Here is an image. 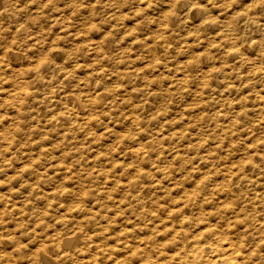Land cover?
<instances>
[{"label": "rangeland", "instance_id": "1", "mask_svg": "<svg viewBox=\"0 0 264 264\" xmlns=\"http://www.w3.org/2000/svg\"><path fill=\"white\" fill-rule=\"evenodd\" d=\"M10 1V2H9ZM22 1V2H21ZM0 0V9L2 8V9H13V12L11 11V13H9V14H3V15H1L0 16V19H1V22H2V25L4 26V25H8V23L6 24V21L7 22H12V23H10V25L13 27V29H12V27H11V29L10 30H14V29H18V27L20 28L21 26H22V23H24V19L26 18L25 16H26V14H29L30 15V13H31V15L34 17V20L31 22V23H29L30 25L28 26V24L26 25V28H29V27H31V28H29V29H26L25 28V31H24V27H23V29L21 30H18V32H20L19 33V36L21 35V37H26V35L25 34H28V30H29V32H32L33 30H35V29H38V31L37 30H35L34 32H37V33H35V34H33V39L34 40H32V42L34 43L33 44V49H31L32 51V53L30 52V54L31 55H33L32 56V59L35 61V57L37 58V56L39 55V57L40 56H42V58H37V67L39 68H37L38 69V73L35 75V77H34V80H35V82H34V85L33 86H37V87H33V93H34V101H37V102H34V106H36V109L37 110H39V111H36V109H35V107H34V111L36 112L35 113V116H36V119H35V117H34V127L35 126H37V129H36V127L34 128V131H33V139H35L34 141V145H33V147H35V148H37V149H35V148H33L32 149V152H30V155H28L27 157H24V158H22V160H24V161H26L27 163L26 164H29V165H32V167H33V169H34V173L36 172V170H37V172H38V174H36L35 176L37 177L36 179H35V176L33 177L34 179H30V182H33L35 185L34 186H36V185H38V186H36V188L34 189V194L33 195H30V197L29 198H31V199H33V200H31V199H29L28 200V205L26 206V210H30V214L32 215L33 214V216H35L34 217V219L36 220V223H37V221H38V226L41 228L42 226H44L45 224H48L47 226H49L50 225V227H48L51 231L50 232H53L54 230L53 229H55V228H58V230L59 229H63L64 227H67V228H64V230H67V231H70V233H72L73 231H74V229H77V230H80V228H81V226H82V233L84 234L85 233V229H87V227H88V224H92V223H95V221L96 222H98V221H100L101 220V218H103L104 219V216L103 215H105L106 213H107V215H109V216H111L112 217V215L116 218V220H119L118 222H119V224H122L121 226H123V225H125V227H127V226H129V227H127L128 229H131V230H134L133 231V238H130V239H132L131 241L129 240V237L130 236H132V235H128L126 238H125V242L123 243V245L124 244H127V243H131V244H134V245H138V244H140V245H142V247H149L150 245H151V250H152V248H153V252L150 250V247L149 248H147V249H145L146 251H148V255H145V256H142V261H139V262H137V261H135L136 263H134V264H140L141 262L144 264V263H148V264H152L151 262L153 261V263L154 264H167V261H170L171 263H173L174 261H172L169 257H167V256H165L166 258H163L164 257V252L166 253V255H167V249H165L162 245H161V242H162V240H164L166 237H164V235H161L162 234V232H163V230H161V227L162 226H158V227H156V229H155V226H154V223H152V225L150 224L151 222L150 221H148V220H150L151 219V216L147 213V214H145L144 215V217H142V218H140V219H137V220H139V222L138 221H136L135 220V222L134 223H136V224H138V225H136V224H134V223H132L130 220L132 219V217H133V219L135 218V216H133V214H134V212L135 211H133V213L131 212V209L129 208V206H128V203L125 201V200H127L126 199V192H128V190H127V188H128V186H127V184L128 183H126V182H129L128 180H130V179H132V178H134L133 177V175L134 176H136V173H138L137 171L138 170H140L141 169V167H142V172H144V175L142 176V179H143V181L141 182L142 184H140V188H143V187H147V188H149L150 189V191H151V189H152V191L154 190V188L156 189V188H160V187H163V186H167L166 184H168L170 181H174V180H176L177 178H180V177H183L184 175L186 176V171H188L190 168L192 169L193 167H192V165H193V160L196 158H194V159H188L189 157H187V153L189 152V154L190 155H188V156H192L193 154L194 155H196L195 153H193V151L194 152H196L197 153V155L198 156H200L201 154L202 155H208L209 153H210V150H211V152H213V151H215V150H217V151H219V149H220V151H219V154L222 152H224V154H225V152H231V151H233L234 149V151H233V154H232V157L234 156V157H236V158H231V160L233 159V160H235V162H232L233 164H237V163H240V160L241 159H245V157H246V159L244 160V161H246L247 160V158L249 157V153L251 152L250 151V147H251V150H253V151H257L258 150V153L259 152H261V153H263V156H264V148H261L260 149V147H261V145H262V147H263V145H264V114H262V113H264V102L262 103L263 105L262 106H260L259 107V109H261V110H259V109H255L254 107L256 106L257 107V105L256 104H258L259 103V100L257 99V91H255V89H257L258 87L260 88V86L261 87H263L264 88V82H263V80H264V74L261 72V70H260V68L261 67H264V59H263V55H262V53H264V40H262V38H261V36L263 37L264 36V15H262V14H264V13H262L263 11H264V0H253L254 1V3H252L253 1L252 0H245V2H244V0H235V1H233V0H113V1H111V0H106L107 1V4H110V5H108L107 6V4L105 3L106 1L105 0H103V1H101V0H88L89 1V3H88V1L87 0H76V2H75V0H73V1H71V0H65L66 1V3L68 4V5H66V4H64L63 3V1L64 0H62V1H58V0ZM43 1H45V2H43ZM53 1H56V2H53ZM69 1H70V3H69ZM87 1V2H86ZM94 1V2H93ZM105 1V2H104ZM119 1V2H118ZM135 1H138V2H142V4H140L139 3V5H138V3L137 2H135ZM149 1V2H148ZM154 3H153V2ZM164 2V5H163V2ZM170 1V2H169ZM202 2L201 3V5L202 4H204L203 5V7H205V5H206V7H205V9L204 8H201L200 7V10L199 11H197V12H194V11H191V9L189 8V7H187V6H189V4H187L188 2L190 3V2ZM221 1V2H220ZM246 1L248 2L247 4H246ZM260 1H261V3H260ZM7 2H9L8 4H7ZM39 2V3H38ZM43 2V3H42ZM50 2V3H49ZM51 2H53V4L51 5ZM77 2H80V3H77ZM82 2V3H81ZM84 2H86V3H84ZM96 2V3H95ZM100 2H101V4H102V6H100ZM111 2V3H110ZM114 2V3H113ZM116 2V3H115ZM123 2L125 3V5L123 6ZM129 2V3H128ZM134 2V3H133ZM160 2V3H159ZM166 2H168V3H166ZM178 2V3H177ZM212 2H213V4H212ZM228 2V3H227ZM229 2H231L230 4H229ZM235 2V3H234ZM238 2V3H237ZM242 2V3H241ZM259 2V3H258ZM11 3V4H10ZM13 3V4H12ZM41 3H42V5H41ZM57 4V6H56V4ZM59 3V4H58ZM76 3V4H75ZM91 3H92V5H91ZM131 3V4H130ZM147 3V4H146ZM155 4V5H157L156 7H157V9H156V7H154L155 5H153V4ZM158 3V4H157ZM173 3V4H172ZM219 3V4H218ZM223 3H225V4H223ZM234 3V4H233ZM237 3V4H236ZM258 3V4H257ZM263 3V5H261ZM8 5V7H7V5ZM11 6H10V5ZM40 4V5H39ZM44 4H45V6H44ZM49 4V5H48ZM63 4V5H62ZM69 4L71 5V6H69ZM87 4H88V6H90V7H88L87 6ZM105 4V5H104ZM117 4V5H116ZM120 4V5H119ZM160 4H162L163 6H161ZM177 4V5H176ZM218 4V5H217ZM238 4H240V6H238ZM254 4V5H253ZM4 7H3V6ZM29 5H31V8H28L29 7ZM48 5V6H47ZM52 6V10L50 9V7ZM54 5V6H53ZM66 5V6H65ZM79 5V6H78ZM113 7H112V6ZM115 5H116V7H115ZM136 5H138V6H136ZM150 5V6H149ZM209 5V6H208ZM222 5V6H221ZM226 5V6H225ZM234 5V6H233ZM248 5H250V6H248ZM252 5V6H251ZM22 6H25V7H22ZM42 6V7H41ZM61 6V7H60ZM78 6V7H77ZM83 6V7H82ZM105 8H104V7ZM111 6V7H110ZM127 6V7H126ZM144 6H148V8H146V7H143ZM152 6V7H151ZM165 6H166V9H165ZM174 6V7H173ZM244 6H247V7H250V8H252L253 10H251L252 11V13H251V11L249 12V13H251L250 14V16L253 18V20H254V22L252 23V22H248L247 21V19H245V18H243L241 15H242V11H243V7ZM256 6V7H255ZM263 6V7H262ZM11 7V8H10ZM16 7V8H15ZM17 7H19V9H17ZM44 7H46V8H44ZM54 7H56V8H54ZM60 7V8H59ZM62 7H64L63 9H62ZM71 9H70V8ZM75 7V8H74ZM86 7H88L87 8V10H88V12H87V10L85 9ZM92 7V8H91ZM95 7V8H94ZM107 7H110V8H107ZM127 9H126V8ZM140 7V8H139ZM150 7V8H149ZM159 7V8H158ZM184 7V8H183ZM213 7H214V10H213ZM228 7V8H227ZM230 7H232V8H230ZM237 7V8H236ZM23 8V9H22ZM57 8H58V10H57ZM77 8V9H76ZM80 8V9H79ZM130 8V9H129ZM131 8H132V10H131ZM139 8V9H138ZM183 8V9H182ZM189 8V9H188ZM256 10H255V9ZM261 8V9H260ZM263 8V9H262ZM32 11H31V10ZM38 10V12H37V10ZM44 9V10H43ZM55 9V10H54ZM69 9V10H68ZM83 9V11L84 10H86V12L84 11H81ZM92 9H93V11H92ZM97 9V10H96ZM113 9H115V10H113ZM135 9H136V11H135ZM140 9H142V10H140ZM167 10V12L165 11V10ZM184 9H186V10H184ZM204 11H202V10ZM220 9H221V11H220ZM227 9V10H226ZM240 9V10H239ZM242 9V10H241ZM29 10V11H28ZM75 10H77L78 11V13H77V11H75ZM101 11L100 12V15H101V17H100V15H99V11ZM111 10H113L115 13H113ZM140 10V11H139ZM174 10H175V12L177 13V15H176V13H174ZM190 10V11H189ZM261 10V11H260ZM263 10V11H262ZM14 11H15V13H14ZM24 11H26V13L24 12ZM53 13H52V12ZM66 11V12H65ZM75 11V12H74ZM90 11V12H89ZM92 11V12H91ZM105 11L106 12H109L108 13V15H106V13H105ZM135 11V12H134ZM138 11H139V13H138ZM161 13H160V12ZM163 11H165V12H163ZM184 11H185V13H184ZM190 12V14H189V12ZM202 11V12H201ZM207 13H206V12ZM231 11V12H230ZM233 11V12H232ZM23 12V13H22ZM27 12H30V13H27ZM62 12H64V13H62ZM73 12V13H72ZM82 12H83V14H82ZM95 12H97V14L95 13ZM116 12H117V14H116ZM131 12V13H130ZM132 12H134L133 14H132ZM141 12H143V14H142V16H143V18H142V16H141ZM179 12V13H178ZM199 12H201V13H199ZM213 12H214V14H213ZM217 12V13H216ZM221 12V13H220ZM230 12V14H228ZM239 12V13H238ZM258 12V13H257ZM259 12H261L260 14H259ZM33 13V14H32ZM37 13V15L35 16V14ZM52 13V14H51ZM59 13V15L57 16V14ZM61 13V14H60ZM66 13H67V15H66ZM81 13V14H80ZM86 13H89V14H86ZM135 13L137 14V16L135 15ZM162 13H163V15H162ZM170 13V14H169ZM174 13V14H173ZM235 13V14H234ZM238 13V14H237ZM20 14V15H19ZM24 15V18H23V16L22 15ZM49 14V15H48ZM50 14L52 15V17H50ZM55 14V15H54ZM69 14V15H68ZM71 14V15H70ZM77 14H79L78 16H76ZM112 14H115V15H112ZM145 14H147V16L145 15ZM159 14H161V15H159ZM165 14H166V16H165ZM212 14L214 15V17L212 16ZM219 14V15H218ZM227 16H226V15ZM255 14V16H253ZM47 15H48V17H47ZM90 15H91V17H90ZM102 15H104L103 17H102ZM110 15L113 17L114 16V20H113V18L112 17H110ZM121 16V19H123V20H120V18H119V16ZM129 15L131 16V17H129ZM175 16V18H174V16ZM190 15V16H189ZM223 15L225 16L224 18H222L223 17ZM262 15V16H261ZM46 18H45V17ZM64 16V17H63ZM74 16V17H73ZM87 16V17H86ZM89 16V17H88ZM96 16H97V18H96ZM123 16V17H122ZM124 16H126V17H124ZM136 16V17H135ZM139 16V17H138ZM172 16V17H171ZM180 16V17H179ZM215 16L217 17V19L215 18ZM233 16V17H232ZM1 17H3L4 19H2ZM10 17V18H9ZM43 17V18H42ZM49 17H50V20H49ZM95 17V18H94ZM107 17V18H106ZM135 17V18H134ZM146 17H148V18H146ZM162 17H163V19H162ZM183 17V18H182ZM203 17V18H202ZM206 17V18H205ZM228 17V18H227ZM263 17V18H262ZM13 20H12V19ZM23 18V19H22ZM35 18H37V19H35ZM40 18V19H39ZM48 18V19H47ZM52 18V19H51ZM54 18H56V20L54 19ZM61 18H63V19H61ZM80 18V19H79ZM83 18H85L84 20H82ZM93 18V19H92ZM105 18V19H104ZM109 18V19H108ZM127 18V19H126ZM147 20H146V19ZM150 18H152V19H150ZM159 18V19H158ZM165 18V19H164ZM170 18H171V21H170ZM190 20H189V19ZM191 18H192V20H191ZM210 18H212V19H210ZM222 18V19H221ZM259 18V19H258ZM262 18V19H261ZM6 19V20H5ZM17 19V20H16ZM65 19V20H64ZM67 19V20H66ZM79 19V20H78ZM86 19H87V21H86ZM89 19H91V20H89ZM98 19V20H97ZM101 19V20H100ZM107 19H108V22L109 23H106L107 22ZM112 19V20H111ZM130 19H132V20H130ZM141 21H140V20ZM156 19H158L159 20V22H158V20H156ZM175 19H176V21H175ZM182 19H183V21H182ZM204 19V20H203ZM207 19V20H206ZM221 19V20H220ZM225 19V20H224ZM229 21H228V20ZM244 19V20H243ZM261 19V20H260ZM4 20H5V22H4ZM19 20L21 21V22H19ZM42 20V21H41ZM72 20V22H70ZM80 20L82 21V22H80ZM93 20H94V22H93ZM95 20H97L98 22H95ZM103 20H104V22H103ZM116 20V21H115ZM129 20V21H128ZM134 20V21H133ZM147 21V23H149V25L147 24V26H148V28H147V26H146V21ZM166 20H167V23H166ZM188 20V21H187ZM202 20H203V22H202ZM206 20V21H205ZM209 20V21H208ZM211 20H213V21H211ZM223 20L225 21V22H223ZM239 20V21H238ZM55 21V22H54ZM57 21H59V24H58V22ZM73 21H77L75 24L76 25H72V23H73ZM92 21V22H91ZM112 21V22H111ZM120 21V22H119ZM132 21V22H131ZM145 21V22H144ZM149 21V22H148ZM151 21V22H150ZM155 21L157 22V24L155 23ZM191 21H192V23H191ZM235 21V22H234ZM245 21V22H244ZM261 21V22H260ZM263 21V22H262ZM37 24H36V23ZM46 22V23H45ZM49 22V26L47 25V23ZM53 22V23H52ZM57 22V23H56ZM65 24H64V23ZM66 22H68V24L70 23V25L68 26V24H66ZM91 22V23H90ZM100 22V23H99ZM127 22H129L128 24H127ZM143 22V23H142ZM152 22H153V24H152ZM161 22H162V24H161ZM171 22V23H170ZM175 22V23H174ZM178 22V23H177ZM180 22V23H179ZM200 22V23H199ZM217 22H218V24H217ZM226 22H228V23H226ZM247 22V23H246ZM259 22V23H258ZM33 23V24H32ZM86 23H87V25H86ZM90 23V24H89ZM92 23L94 24L95 23V25L97 24V26L99 27V28H97L95 25L93 26L92 25ZM121 24V26H120V24ZM122 23H123V25H122ZM134 24V25H132V24ZM141 23V24H140ZM150 23H151V26H150ZM168 23H170V24H168ZM186 23H191V25L193 24V26H191L190 24H186ZM214 23V24H213ZM242 23V24H241ZM260 23H261V25H260ZM19 24H21V25H19ZM55 24H57V25H55ZM74 24V23H73ZM81 25V26H83V27H79V29H77L78 28V25ZM89 24V25H88ZM101 24L103 25V26H101ZM107 26H106V25ZM110 24H111V26H110ZM119 24V25H118ZM154 24H156V25H154ZM164 24H165V26H164ZM202 26H201V25ZM210 24H211V27H210ZM217 24V25H216ZM229 24V25H228ZM62 25H63V27H62ZM66 25H67V27H66ZM79 25V26H80ZM109 25V26H108ZM114 27H113V26ZM129 27H128V26ZM141 26V28H140V26ZM154 25V26H153ZM160 25H162L163 26V29H162V26H160ZM204 25H206V26H204ZM217 26V27H215V26ZM237 25V26H236ZM41 28H40V27ZM88 26V27H87ZM125 26V27H124ZM127 26V27H126ZM132 28H131V27ZM176 26V27H175ZM190 26H191V29H190ZM201 26V27H200ZM209 26V27H208ZM224 26V27H223ZM226 26V27H225ZM249 26V27H248ZM251 26V27H250ZM16 27V28H15ZM34 27H36V28H34ZM43 27V28H42ZM44 27H46V28H44ZM56 28V29H53V28ZM60 27V28H59ZM69 27V28H68ZM71 27H73V28H71ZM75 27H77V28H75ZM96 27V28H95ZM111 27V28H110ZM136 28V29H134V28ZM137 27H138V29H137ZM143 27V28H142ZM146 27V28H145ZM154 27V28H153ZM155 27H156V29H155ZM193 27L195 28V30H194V32H193V34L192 35H190L191 33L190 32H192V29H193ZM203 27V28H202ZM206 27V28H205ZM234 27V28H233ZM262 27V28H261ZM59 28V29H58ZM62 28H64V29H62ZM66 28V29H65ZM68 28V29H67ZM86 28V29H85ZM88 28V29H87ZM93 28H95L94 30H93ZM102 28V29H101ZM104 28V29H103ZM108 28V29H107ZM110 28V29H109ZM130 28V29H129ZM149 28H152L155 32L156 31H158V29H159V31L157 32V33H155L154 31H152V29H149ZM164 28H166V29H164ZM173 28V29H172ZM189 28V29H188ZM203 30H202V29ZM205 28V29H204ZM211 28H213V30H209V29H211ZM223 28V29H222ZM33 29V30H32ZM41 29H42V31H41ZM47 29V31H46V33H45V30ZM50 29H51V35L49 34V36H47L48 34L47 33H49V31H50ZM90 29V30H89ZM98 29V30H97ZM105 29H107V30H105ZM120 29H122V30H119ZM125 29V30H124ZM148 29V30H147ZM179 29V30H178ZM219 29H221V30H219ZM237 29V35L235 36V34H236V30ZM238 29H239V31H238ZM241 29V30H240ZM261 29V30H260ZM263 29V30H262ZM32 30V31H31ZM44 30V31H43ZM49 30V31H48ZM65 30V31H64ZM66 30H67V33H66ZM70 30H72V31H74V33H72V31L70 32ZM76 30H79L78 32L76 31ZM89 30V31H88ZM102 30L104 31V32H102ZM111 30H113V31H111ZM118 30V31H117ZM134 30V31H133ZM141 30V31H140ZM172 30V31H171ZM174 30V31H173ZM176 30V31H175ZM178 30V31H177ZM182 30V31H181ZM186 30V31H185ZM188 30V31H187ZM202 30V31H201ZM205 30V31H204ZM207 30H209L208 32L211 34V32L212 33H214V32H217V33H214V35L213 36H211V35H209V33L207 32V34H206V36H205V33H206V31ZM219 30V31H218ZM227 32H226V31ZM231 30H232V32H231ZM259 30V31H258ZM15 31V30H14ZM23 31L25 32V33H23ZM54 31V32H53ZM63 31H64V33H63ZM80 31H81V33H80ZM87 32V33H82V32ZM92 31H93V33H92ZM106 31V32H105ZM116 31V32H115ZM124 32V34L122 33V32ZM140 31V32H139ZM146 31V32H145ZM148 31V32H147ZM170 31H171V33H170ZM197 31V32H196ZM223 31H224V33H223ZM242 32V34L241 33H239V32ZM254 31V32H253ZM263 31V32H262ZM69 32V33H68ZM76 32V33H75ZM97 32H99V33H97ZM101 32V33H100ZM108 32H109V34H108ZM111 32V33H110ZM118 32V33H117ZM151 32V33H150ZM166 32V33H165ZM181 32V33H180ZM228 32H229V34H228ZM231 32V33H230ZM244 32H245V34H244ZM258 32V33H257ZM24 35H23V34ZM56 33H57V35H56ZM61 33H62V35H61ZM79 33V34H78ZM97 33V34H96ZM103 33H105L104 34V36L102 35ZM121 33H122V35H121ZM134 33V34H133ZM147 33V34H146ZM148 33H149V35H148ZM153 33V34H152ZM167 33H169V34H167ZM177 33H178V36H177ZM183 33H184V35H183ZM190 33V34H189ZM226 33V34H225ZM247 33V34H246ZM252 33V34H251ZM263 33V34H262ZM45 34H47V35H45ZM53 34H55V36H56V38H55V36L53 35ZM64 34V35H63ZM69 34V35H68ZM70 34H72V35H75V34H77V35H75L73 38L70 36ZM93 34V35H92ZM94 34H96V35H94ZM100 34V35H99ZM118 34V35H117ZM138 34H140L139 35V38H137L138 37ZM144 34V35H143ZM160 34H161V36H160ZM194 34H195V36L196 37H194ZM197 34V35H196ZM204 36H203V35ZM220 34V35H219ZM232 34V36H233V38H232V36L230 37V35ZM34 35H36L35 37H34ZM37 35L39 36V37H37ZM41 35H43L44 37H46V38H44V37H42ZM84 35H88V36H86V37H83ZM91 35V36H90ZM130 37H129V36ZM132 35V36H131ZM147 35V36H146ZM152 36L151 38L149 37V36ZM158 35L161 37H159L158 38ZM256 37H258V38H256ZM52 37V38H49V37ZM59 36H61V37H59ZM70 36V41H71V39H73L72 40V42L73 43H71L70 41H69V37ZM80 36H82V38L80 37ZM97 36V37H96ZM99 36H100V38H99ZM125 36V37H124ZM127 36V37H126ZM141 36V37H140ZM153 36H154V38H153ZM175 38H174V37ZM184 36V37H183ZM200 36V37H199ZM208 36V37H207ZM259 36H260V38H259ZM64 37V38H63ZM92 37V38H91ZM106 37V38H105ZM119 37V38H118ZM133 37V38H132ZM146 37H148V39L146 38ZM156 37H157V39H156ZM177 37H178V39H177ZM187 37H191L190 38V40H188L189 38H187ZM210 37V38H209ZM212 37H215V39L214 38H212ZM241 37V38H240ZM243 37V38H242ZM253 37H254V39H253ZM44 38V39H43ZM54 38V40H52ZM57 38H58V41H56L55 42V40H57ZM63 38V39H62ZM66 38H68L67 40H66ZM88 38V39H87ZM90 38H91V41H90ZM97 38V42H96V39ZM102 38H104V39H102ZM118 38V39H117ZM125 38H126V40H125ZM127 38H129V39H127ZM131 38H132V40H131ZM142 38H143V42L141 43V40H142ZM149 38H150V40H149ZM153 38V39H152ZM201 39V41H200V39ZM207 38V39H206ZM212 38V39H211ZM218 38H220V40L218 39ZM224 38V39H223ZM229 38V39H228ZM237 38V39H236ZM239 38V39H238ZM245 38H246V40H247V42H246V40H245ZM251 38V39H250ZM36 39H40V40H37L38 41V43L40 44V45H38L37 44V41H36ZM49 39V40H48ZM100 39H102V40H100ZM108 39H110V40H108ZM115 39V40H114ZM122 39H123V41H122ZM135 39V40H134ZM138 39H139V41H138ZM141 39V40H140ZM146 39V40H145ZM152 39V40H151ZM155 39H156V41H155ZM163 39V40H162ZM209 39H210V41H209ZM215 40V41H212V40ZM222 39V40H221ZM230 39H233V40H230ZM235 39V40H234ZM253 39V40H252ZM258 39H260V45L256 48V47H253V48H251V51H255L254 53L253 52H251L250 51V48H249V42H254V40H258ZM263 39H264V37H263ZM63 40H64V42H63ZM75 40V41H74ZM83 40V41H82ZM87 42H86V41ZM100 40V41H99ZM105 40V41H104ZM107 40H108V42H107ZM114 41V42H112V41ZM117 40V41H116ZM121 40V41H120ZM129 40V41H128ZM148 40V41H147ZM183 40H185V41H183ZM216 40H218V41H216ZM226 40V41H225ZM244 40V41H243ZM250 40V41H249ZM50 41V42H49ZM81 41V42H80ZM92 41H94V42H92ZM104 41V42H103ZM154 41V42H153ZM160 41V42H159ZM163 41V42H162ZM171 41V42H170ZM187 41H190V42H187ZM207 41H209L208 42V45H210V46H208L207 44H206V42ZM263 41V42H262ZM41 42V43H40ZM45 43V44H43V43ZM47 42H48V44H47ZM66 42V43H65ZM76 42V43H75ZM80 42V43H79ZM83 42V43H82ZM120 42V43H119ZM122 42V43H121ZM145 42H146V44H145ZM147 42H148V44H147ZM150 42V43H149ZM165 42V43H164ZM219 43V44H217V43ZM234 42V43H233ZM59 44V45H57V44ZM60 43H61V46H60ZM63 43V44H62ZM70 43V44H69ZM86 43H88V44H86ZM95 43V45L94 46H91V45H93V44ZM118 43V44H117ZM163 43V44H162ZM237 43H238V45H237ZM43 44V46H41ZM56 46H55V45ZM66 44V46H64ZM83 44V45H82ZM85 44H86V46H85ZM99 44V45H98ZM126 44V45H125ZM131 44V45H130ZM211 44L213 45V46H211ZM231 44V45H230ZM245 44V45H244ZM251 44V43H250ZM76 45H77V47H76ZM78 45H79V47L81 48H79L78 47ZM88 45H90V46H88ZM117 45H118V47H117ZM121 47H120V46ZM133 45H134V47H135V49L133 48ZM145 45V48L143 47ZM161 45V46H160ZM229 45V46H228ZM34 46H37L36 48L34 47ZM39 46V47H38ZM54 47V48H51V47ZM62 46H64V48L62 47ZM75 46V47H74ZM102 46V47H101ZM109 46H110V48L112 49V50H110V48H109ZM122 46H124V47H122ZM226 46H228V48L230 49H228L227 50V47ZM235 46H238V47H235ZM244 46V47H243ZM41 47H43V49L41 48ZM50 47V48H49ZM60 48V49H58V48ZM71 47V48H70ZM86 47V48H85ZM97 49H96V48ZM107 47V48H106ZM130 47V48H129ZM152 47V48H151ZM155 47V48H154ZM164 47V48H163ZM167 47V48H166ZM210 47V48H209ZM225 47H226V49H225ZM41 48L42 50H40V51H38L39 49ZM47 48V49H46ZM56 48H57V50H59L58 52L56 51ZM67 50H66V49ZM77 48V49H76ZM89 48V49H88ZM100 48V49H99ZM109 48V49H108ZM125 48V49H124ZM137 48H139L140 50H137ZM151 48V49H150ZM157 48V49H156ZM192 48V49H191ZM234 48V49H233ZM240 48V49H239ZM243 48V49H242ZM248 48V49H247ZM254 48H256V49H254ZM35 49H37L36 51H35ZM50 49V50H49ZM51 49H52V51H51ZM54 49V50H53ZM71 49H73V50H71ZM78 49H80L81 51H83V54H82V52L81 51H79ZM92 49V50H91ZM94 49V50H93ZM96 49V50H95ZM116 49H118L120 52H121V54H119V51L117 52L116 51ZM133 49V51L134 50H136L137 52H133V51H131ZM146 49H148V50H146ZM152 49H154V51H155V49H156V51L155 52H153V50ZM191 49V50H190ZM197 50V53H196V50ZM238 49V51L236 52V50ZM242 49V50H241ZM258 49V50H257ZM46 50V51H45ZM65 50V51H64ZM70 50V51H69ZM75 50V51H74ZM79 51V52H77L76 53V51ZM90 50V52H88V51ZM105 50V51H104ZM114 50V51H113ZM235 50V51H234ZM245 50V51H244ZM248 50V51H247ZM262 50V51H261ZM35 52V54H34V52ZM37 51H38V55L36 56V53H37ZM42 51H43V54L45 53V55H43V54H41L40 55V53H42ZM63 51H64V53H63ZM72 51H74V52H72ZM113 51V52H112ZM143 51V52H142ZM149 53H148V52ZM200 53H199V52ZM226 51V52H225ZM234 51V52H233ZM67 52H69V54L67 53ZM102 52V53H101ZM103 52H104V55H103ZM116 52V53H115ZM124 52V53H123ZM130 52H132V53H130ZM145 52V53H144ZM191 52V53H190ZM222 52V53H221ZM225 52V53H224ZM229 52V53H228ZM245 52H248L247 54L245 53ZM74 53L76 56L74 57L73 56V58H72V56H71V59H70V55H72V54ZM90 53H92V54H90ZM95 53V54H94ZM107 53V54H106ZM113 53V54H112ZM137 53H138V55H137ZM156 53V54H155ZM161 53H162V55H161ZM192 53H194V57H198V58H195V59H197L196 61H197V63H196V61H195V59L194 60H192L191 61V59L190 58H192L193 59V57H192ZM214 55H213V54ZM238 55H237V54ZM251 53V54H250ZM252 53H253V56H252ZM48 54H51V55H49L48 56ZM67 54V55H66ZM73 54V55H74ZM86 54V55H85ZM98 54V56L99 57H96V55ZM125 56H124V55ZM128 54V55H127ZM131 54V55H130ZM134 54V55H133ZM141 54H143V56L145 55L146 57H144L143 58V56L141 55ZM147 54V55H146ZM196 54H198V55H196ZM200 54H202V55H200ZM223 54H224V56H225V59H224V56H223ZM226 54V55H225ZM236 54V55H235ZM246 54V55H245ZM55 57H54V56ZM79 55H82V56H79ZM84 55V56H83ZM92 55V56H91ZM103 55V57H101ZM112 55V56H111ZM121 55H122V57H121ZM135 55H137V56H135ZM161 55V56H160ZM188 55H190V57H188ZM196 55V56H195ZM240 55H242L243 57H247L248 56V58H249V61L248 60H244V59H246V58H244L243 60H242V57H240ZM68 56H69V58H68ZM79 56V57H78ZM93 56H95V57H93ZM140 56V57H139ZM142 56V57H141ZM151 56V57H150ZM220 56V57H219ZM233 56H235V58L233 57ZM254 56H256V58L254 57ZM260 56V57H259ZM78 57V58H77ZM84 57V58H83ZM88 59H87V58ZM111 57H112V59H113V57L115 58V59H111ZM133 57V58H132ZM253 57V58H252ZM45 58V59H44ZM51 58H52V60H51ZM65 58V59H64ZM76 60H75V59ZM83 58V59H82ZM119 58V59H118ZM120 58H121V60L123 61H121L120 60ZM132 60H131V59ZM137 58H139L138 60H137ZM144 59L143 60V62L141 61L142 59ZM157 60H156V59ZM169 58V59H168ZM188 58V59H187ZM221 58H222V60H221ZM227 58V59H226ZM20 59L22 60L23 59V57L21 56L20 57ZM40 61H39V60ZM54 59V60H53ZM79 59V60H78ZM82 59V61H80ZM109 61H108V60ZM129 59V60H128ZM190 59V60H189ZM235 59H237V60H235ZM260 59V60H259ZM262 59V60H261ZM55 60H56V62H55ZM58 60V61H57ZM61 60V61H60ZM89 60V62H87V61ZM94 61V60H97V61H95L94 63H92L91 61ZM108 62H107V61ZM166 60H168V61H166ZM187 60H189L188 62H187ZM201 60V61H200ZM254 60V61H253ZM35 61V62H36ZM84 61H85V63H84ZM114 61V62H113ZM147 63H146V62ZM150 61V62H149ZM152 61H154V63L153 64H151L152 63ZM165 61V62H164ZM181 61V62H180ZM183 61V62H182ZM184 61L186 62V64H188V65H184L185 63H184ZM242 61V62H241ZM55 62V63H54ZM62 63V64H59V63ZM74 62V63H73ZM92 64H91V63ZM98 62V65H100V66H97L96 65V63ZM107 62V63H106ZM122 62V64H120ZM129 62V63H128ZM130 62H132V63H130ZM135 62H137V63H135ZM149 62V63H148ZM180 62V63H179ZM201 62V63H200ZM222 62V64L219 66L218 65V63H221ZM228 62H230L229 64H226V63H228ZM232 62V63H231ZM257 62V63H256ZM41 63V64H40ZM66 63V64H65ZM110 63V64H109ZM114 63V64H113ZM140 63H141V65H140ZM144 63V64H143ZM179 63V64H178ZM195 63V64H194ZM198 63H200V64H198ZM217 65H216V64ZM240 63H242V66H241V64ZM248 63H250V64H248ZM48 64V65H47ZM64 64V65H63ZM76 64L78 65L77 67H76ZM87 64H90V65H88L87 66ZM107 64H109V65H107ZM119 64H120V67H119ZM127 64V65H126ZM132 64V65H131ZM151 64V65H150ZM157 64V65H156ZM182 64V65H181ZM225 66H224V65ZM235 64V65H234ZM246 64H247V66H246ZM253 64V65H252ZM255 64H257V65H255ZM40 65V66H39ZM45 65V66H44ZM58 65V66H57ZM84 65V66H83ZM86 65V66H85ZM94 65H95V67H94ZM106 65V67H104ZM114 65V66H113ZM143 65V66H142ZM156 65V66H155ZM172 65V66H171ZM176 65V66H175ZM180 65V66H179ZM196 65V66H195ZM199 65H201V67L199 66ZM203 65H205V68H204V66ZM206 65H209V66H206ZM214 65V66H213ZM216 65V66H215ZM228 65H229V67H228ZM42 66L44 67V69L42 68ZM63 66V67H62ZM67 66H69V67H67ZM71 66V67H70ZM81 66H83L82 68H81ZM90 66V67H89ZM107 66H109L110 68H108ZM115 66H116V68H115ZM123 66H124V68H123ZM138 66H140V67H142V68H140V67H138ZM148 66V67H147ZM154 66V67H153ZM177 66H179V67H177ZM195 66V67H194ZM199 66V67H198ZM218 66L222 69L223 68V70H221L220 69V72H219V69H218ZM224 66V67H223ZM240 66H241V68H240ZM52 67H54L55 69H56V71H55V69L54 68H52ZM66 67V68H65ZM96 67H99V68H96ZM114 69H113V68ZM126 67L128 68L126 71H125V69H126ZM134 67V68H133ZM158 67V68H157ZM160 67V68H159ZM176 67V68H175ZM181 67L183 68V69H181ZM215 68V70H213L212 68ZM247 67H248V70H247ZM251 67V68H250ZM255 67H257V69H258V67H259V71L257 70V69H255ZM40 68H42V69H40ZM57 68H59V69H57ZM65 68V69H64ZM71 68V69H70ZM81 68V69H80ZM89 68H92L91 69V71H89L90 69ZM96 68V69H95ZM136 68H138V69H136ZM140 68V69H139ZM175 68V69H174ZM186 68V69H185ZM188 68V69H187ZM191 68V69H190ZM199 68V69H198ZM202 68H203V70H202ZM209 68V69H208ZM210 68H211V70L212 71H210ZM217 68V69H216ZM224 68L227 70H225L226 72H224ZM235 68V69H234ZM246 68V72H245V69ZM51 69V70H50ZM53 69V70H52ZM61 69H63V70H61ZM72 69H76V70H73L72 71ZM100 69V70H99ZM122 69V70H121ZM194 69V72L192 71ZM198 69V70H197ZM206 69L208 70V72L206 71ZM242 69V70H241ZM66 71V73H65V71ZM69 70V71H68ZM71 70V71H70ZM94 70H96V71H94ZM109 70V71H108ZM115 70H116V72H115ZM137 70V71H136ZM139 70H141V72L139 71ZM177 70H180V71H178L177 72ZM185 70V71H184ZM200 70V71H199ZM216 70H217V73H216ZM230 70V71H229ZM241 71V74L239 73L240 71ZM251 70H253V71H251ZM256 70V71H255ZM42 71V72H41ZM58 71H59V73H58ZM80 71V72H79ZM88 71V72H87ZM186 71H190V72H186ZM201 71H203V72H201ZM206 71V72H205ZM229 71V72H228ZM247 71H248V73H247ZM47 74H46V73ZM50 72H52L51 73V75L49 74ZM73 72V73H72ZM77 74H76V73ZM83 72V73H82ZM86 72V73H85ZM91 72L93 73L92 75L93 76H91ZM112 72H114V73H112ZM131 72V73H130ZM139 72H140V74H139ZM143 72V73H142ZM172 72H175L174 74H172ZM197 72H199V74H197ZM242 72H243V74H242ZM251 72V73H250ZM254 72V73H253ZM256 72V73H255ZM53 73H54V76H53ZM56 73V74H55ZM117 73V74H116ZM166 73V75H164ZM182 73V74H181ZM187 73V74H186ZM194 73V74H193ZM206 73V75H204V74ZM208 73V74H207ZM219 73V74H218ZM231 73V74H230ZM244 73H246V74H244ZM261 73V74H260ZM76 74V75H75ZM83 74V75H82ZM107 74V75H106ZM120 74V75H119ZM145 74V75H144ZM185 74V75H184ZM199 75L198 77H197V75ZM240 74V75H239ZM261 76H260V75ZM43 75V76H42ZM48 75H50L49 77H48ZM61 75H62V77H61ZM65 75V76H64ZM80 75V76H79ZM108 76V77H106V76ZM139 75V76H138ZM140 75H141V77H140ZM143 75H144V77H143ZM148 75V76H147ZM156 75H158L157 76V78H156ZM163 75V76H162ZM180 75H182V76H180ZM183 75H184V78L186 79H184L183 78ZM192 75H196V76H193L194 77V80H193V77H192ZM201 75H202V77H204V79L206 80H204V81H201L202 80V78H201ZM213 75V76H212ZM217 75V76H216ZM222 75V76H221ZM228 75V76H227ZM237 75V76H236ZM243 75V76H242ZM245 75V76H244ZM39 76H40V78H39ZM43 78H42V77ZM60 76V78H58V77ZM80 77V78H82V79H80V78H78V77ZM109 76H110V78H109ZM123 76V77H122ZM133 76V77H132ZM153 78H152V77ZM176 76H178V77H176ZM210 76V77H209ZM219 76H220V78H219ZM224 76V77H223ZM241 76V77H240ZM258 76H260V77H258ZM46 77H47V79H46ZM74 77H75V79H74ZM84 77V78H83ZM91 79H90V78ZM113 77V79L111 80V78ZM137 77V78H136ZM151 77V80H148L149 78ZM159 77V78H158ZM197 79H199V80H197ZM207 77H209L208 79H207ZM217 77V78H216ZM236 77V78H235ZM251 77V78H250ZM258 79H257V78ZM19 78H22V76H20ZM39 78V79H38ZM42 78V79H41ZM46 80H45V79ZM49 78V79H48ZM57 78V79H56ZM72 78V79H71ZM77 78H78V80H77ZM96 78V79H95ZM117 78V79H116ZM141 80H140V79ZM176 78V79H175ZM191 78V79H190ZM229 78V79H228ZM241 78V79H240ZM243 78V79H242ZM244 78H246L245 80H244ZM51 79V80H50ZM55 80L54 82H53V80ZM59 79H61L60 81H59ZM69 79V80H68ZM83 79H85V83H86V79H87V83L84 85V80ZM94 79H95V81H94ZM145 79H147V80H145ZM162 79V80H161ZM216 79V80H215ZM220 79V80H219ZM221 79L223 80V81H221ZM227 79V80H226ZM249 79V81H247ZM253 79V80H252ZM45 80V81H44ZM48 80H50L49 82H51V84H52V86H51V89H50V83H48ZM59 81V84H57V82ZM75 80V81H74ZM77 80V81H76ZM116 80H117V82H116ZM173 80H176V81H173ZM179 81V83H178V81ZM191 80V81H190ZM195 80H197V82L199 83V84H196L197 82L195 81ZM244 80V81H243ZM258 80V81H257ZM261 80V81H260ZM39 81V82H38ZM43 81V82H42ZM70 81H72V82H70ZM74 81V82H73ZM78 81H80L79 83H78ZM83 81V82H82ZM115 81V82H114ZM134 81V82H133ZM155 81V82H154ZM158 81H159V83H158ZM181 81H183V82H181ZM187 81V82H186ZM209 81V82H208ZM217 81V82H216ZM226 81H227V83H226ZM40 82H41V84H40ZM47 82V85H45V83ZM104 82H107L106 83V85H107V87H106V85H104L105 83ZM110 82V83H109ZM114 82V83H113ZM138 82V83H137ZM186 82V83H185ZM194 82H196V83H194ZM243 82H244V85H243ZM246 82V83H245ZM55 83V84H54ZM115 83H117V84H115ZM140 83H143L144 84V86H143V84H140ZM152 83H154V84H152ZM156 83V84H155ZM158 83V84H157ZM168 85H167V84ZM173 83H176V85H178V84H180L178 87H176V85L175 84H173ZM189 83V84H188ZM204 83H205V85H204ZM233 83V84H232ZM241 83V84H240ZM36 84V85H35ZM61 84V85H60ZM69 84V85H68ZM71 84V85H70ZM79 84H83L84 86H81V85H79ZM113 84V85H112ZM121 84V85H120ZM125 84V85H124ZM166 84V85H165ZM169 84H171V85H169ZM196 84V85H195ZM201 84V85H200ZM228 84V85H227ZM240 84V85H239ZM246 84H248V85H246ZM254 84V86H252ZM263 84V85H262ZM38 85H39V87H38ZM42 85H43V87H42ZM97 85V86H96ZM122 85H124V86H122ZM141 85V86H140ZM147 85V86H146ZM154 85V86H153ZM184 86V89L182 88L183 86ZM190 85V86H189ZM198 85V86H197ZM205 86V87H200V86ZM209 85V86H208ZM227 85V86H226ZM238 85V86H237ZM251 85V86H250ZM258 85V86H257ZM55 86H57V89H56V87ZM69 86H71L70 88H69ZM92 86V87H91ZM116 86V87H115ZM126 86V87H125ZM151 86V87H150ZM171 86V87H170ZM182 86V87H181ZM187 86H189V87H187ZM195 86H197V89H202V90H197L196 92L194 91V88H195V90H196V87ZM241 86V87H240ZM52 87H55V88H53V90H52ZM87 87V88H86ZM105 87H106V89L108 90L107 92H106V94L104 95V94H102V92H103V90L104 91H106V89H105ZM112 87V88H111ZM139 87V88H138ZM141 87V88H140ZM164 87H166V88H164ZM173 87H175V89H173ZM181 87V91H180V88ZM187 89H186V88ZM192 87V88H191ZM236 87V88H235ZM240 87V90H238V88ZM254 87V88H253ZM37 88V89H36ZM39 88V89H38ZM63 88V89H62ZM66 88V89H65ZM69 88V89H68ZM89 88V89H88ZM91 88V89H90ZM125 88H126V90H125ZM146 89V90H143V89ZM148 88V89H147ZM154 90H153V89ZM160 90H158V89ZM164 88V89H163ZM169 88V89H168ZM177 88V89H176ZM228 88V89H227ZM253 88V89H252ZM50 89V90H49ZM71 89V90H70ZM85 89H87V90H85ZM94 89V90H93ZM102 89V91H98V90H101ZM128 89V90H127ZM138 89H140V90H138ZM161 89L163 90V91H161ZM185 90V91H183V90ZM192 89V90H191ZM230 89V90H229ZM251 89V90H250ZM41 90V91H40ZM68 90V91H67ZM75 90H77V92H75ZM86 92H85V91ZM132 90H134L133 91V93H132ZM150 90H152V92H150ZM164 90H166V91H164ZM168 90V91H167ZM174 90V91H173ZM191 92V94L189 95V91ZM224 90V91H223ZM238 90V91H237ZM52 91V92H51ZM55 91H56V93H55ZM72 93H71V92ZM79 91V92H78ZM93 93H92V92ZM122 91V92H121ZM183 91V92H182ZM188 91V93H186ZM199 91V94L197 93ZM214 91H215V93H214ZM248 91V92H247ZM251 91V92H250ZM254 91V92H253ZM37 92V93H36ZM39 92H41L42 94H44V95H40V93ZM47 92H49L50 94H48ZM54 92V93H53ZM62 92V93H61ZM63 92H65V95H67V94H73V96H74V94H75V96H76V98H77V101H78V104H76L75 103V101H73V103H71V102H69V101H66V100H64L65 98H66V96L65 95H63L64 93ZM67 92V93H66ZM70 92V93H69ZM83 92V93H82ZM88 92V93H87ZM91 92V93H90ZM146 92V93H145ZM165 92V93H164ZM170 92V93H169ZM195 94H194V93ZM222 92H225L226 93V97H225V95H224V93H222ZM245 92H247V93H245ZM48 94V96H47V94ZM52 93V94H51ZM59 93V94H58ZM82 93V94H81ZM149 93V94H148ZM161 93V94H160ZM181 93V94H180ZM183 93V94H182ZM202 93V94H201ZM217 93H218V98L216 99V97H217ZM221 93V94H220ZM245 93V94H244ZM62 94V95H61ZM94 94V95H93ZM96 94V95H95ZM123 96H122V95ZM155 94V95H154ZM159 94V95H158ZM164 94H166V95H164ZM181 96H180V95ZM192 94H194V96L192 95ZM206 94V95H205ZM215 94V95H214ZM228 94V95H227ZM236 94V95H235ZM256 94V95H255ZM54 96V98H53V96ZM87 97H86V96ZM98 95V99H97V101L96 102H92L93 101V99H94V97H96ZM112 95V96H111ZM130 95H132V96H130ZM145 95H146V97H145ZM183 95V96H182ZM187 95H189V96H187ZM203 95V96H202ZM213 95V96H212ZM219 95H221L220 96V98H219ZM224 95V96H223ZM238 95V96H237ZM24 96V95H23ZM41 96V97H40ZM59 96H61V97H59ZM74 96V97H75ZM92 96H93V98H92ZM134 96V97H133ZM144 96V97H143ZM156 96V97H155ZM172 96V97H171ZM193 96V97H192ZM198 97L197 99H198V101H201V102H198V103H200V104H198L197 103V101H196V98L195 97ZM212 96V97H211ZM216 96V97H215ZM231 96V97H230ZM232 96H235V98L234 97H232ZM241 96V97H240ZM255 96V97H254ZM39 97L41 98V100L39 99ZM42 97H44V98H42ZM48 97V98H47ZM51 97V98H50ZM58 98V99H60V100H55V98ZM84 97H86V98H84ZM131 97V98H130ZM175 97V98H174ZM188 97V98H187ZM189 97H190V99L191 100H193L194 99V101H196L195 102V104H194V106H192L193 105V101L191 102V100L189 101ZM201 97V98H200ZM212 98V99H209V98ZM62 98H64L63 100H62ZM79 98H80V100H79ZM127 98H130L129 100L127 99ZM162 98L164 99V100H162ZM183 98V99H182ZM203 98V99H202ZM233 98V99H232ZM238 98V100H236ZM240 98V99H239ZM252 98L254 99V101L252 100ZM23 99V98H22ZM37 99V100H36ZM49 99V100H48ZM87 99V100H86ZM99 99H100V101H99ZM120 99V100H119ZM135 99H137V100H135ZM171 99V100H170ZM188 99V100H187ZM235 99V100H234ZM48 100V101H47ZM86 100V101H85ZM107 100V101H106ZM123 100V101H122ZM148 100V101H147ZM223 100H225V101H223ZM233 101V102H231L230 103V101ZM43 101H45V102H43ZM50 101V102H49ZM61 101V102H60ZM76 101V102H77ZM81 101V102H80ZM83 101V102H82ZM132 101V102H131ZM137 101V102H136ZM140 101V104H142L141 105V107L143 106V104H144V108L142 107V111H141V107H140V104L138 103ZM142 101V102H141ZM163 101H164V103H163ZM166 101V102H165ZM188 101L189 102H191V103H188ZM203 101H205V102H203ZM228 101H229V103H228ZM239 101V102H238ZM248 101V102H247ZM250 101V102H249ZM125 102H127V104L125 103ZM136 102V103H135ZM177 102V103H176ZM178 102H180V103H178ZM188 103V104H186L187 106H190L188 109L187 108H184V109H181L183 106H185V104L184 103ZM211 102V103H210ZM214 102V103H213ZM226 102V103H225ZM43 105H42V104ZM45 103H49L48 105H46ZM97 103H99V104H97ZM104 103V104H103ZM106 103V104H105ZM201 103L202 104H204L202 107H201ZM219 103H221V105L219 104ZM228 103V104H227ZM36 104V105H35ZM40 104V105H39ZM55 104H57V105H55ZM82 104V106H79V105H81ZM132 104H134V105H137L138 107H139V109H138V107L136 106V110L134 109V105H132ZM176 106L177 105V107H175L174 105ZM196 104H198L199 106H196ZM261 104V103H260ZM52 105V106H51ZM55 105V106H54ZM72 105H75V107L74 106H72ZM126 105V106H125ZM182 105V106H181ZM220 105V106H219ZM57 106V107H56ZM77 106V107H76ZM86 106H88L87 108H86ZM97 106V107H96ZM99 106V107H98ZM122 106H124V107H122ZM128 106V107H127ZM131 106V107H130ZM132 106H134V107H132ZM151 106V107H150ZM171 106H174V108H172ZM180 106V107H179ZM194 108H192V107ZM214 106V107H213ZM223 108H222V107ZM45 107V108H44ZM51 107V108H50ZM55 107V108H54ZM74 107V108H73ZM83 107V108H82ZM85 107V108H84ZM107 107V108H106ZM159 107V108H158ZM186 107V106H185ZM196 107H198L199 109H201L203 112H201L200 110H198V108H197V110H195V108ZM201 107V108H200ZM204 107V108H203ZM216 107V108H215ZM218 107V108H217ZM225 107V108H224ZM241 107V108H240ZM40 108H41V110H40ZM64 108V109H63ZM100 108V109H99ZM128 108V109H127ZM130 108V109H129ZM156 108H157V110H156ZM168 108V109H167ZM209 110H208V109ZM52 109V110H51ZM55 109L57 110V111H55ZM65 109H67V113H69L68 115H67V113H66V110ZM77 109H79V110H77ZM94 109H95V111H94ZM178 109V110H177ZM192 110V111H189V110ZM216 109V110H215ZM229 109V110H228ZM231 109H234V110H231ZM241 109V110H240ZM243 109V110H242ZM4 109H0V114H2L4 111H3ZM6 110V109H5ZM78 112H77V111ZM91 110H93V111H91ZM103 110V112H101V111ZM130 110H132L131 112H130ZM177 110V111H176ZM180 110V111H179ZM187 110L189 111V113L191 114V117H190V114L189 113H187ZM194 110V111H193ZM206 112H205V111ZM214 110V111H213ZM218 110V111H217ZM219 110H221V111H219ZM224 110V111H223ZM227 110V111H226ZM239 110V111H238ZM245 110V111H244ZM3 111V112H2ZM49 111V112H48ZM64 111H65V113H64ZM109 111H111V112H109ZM125 111V112H124ZM138 111V112H137ZM160 111V112H159ZM183 111H185V113L183 112ZM199 111V112H201L200 114H198L197 112ZM216 111V112H215ZM224 113H223V112ZM226 111V112H225ZM229 111L230 112H232L231 113V115H230V113H229ZM248 111V112H247ZM251 111V112H250ZM2 112V113H1ZM48 112V113H47ZM63 112V113H62ZM81 112V113H80ZM82 112H83V115H82ZM85 112L87 113V115L85 114ZM93 112L94 113H96L95 115L93 114ZM112 112H116V113H114L115 115H113L112 114ZM127 112H128V114H127ZM130 112V113H129ZM174 112L175 113H177L176 115L174 114ZM211 112V113H210ZM217 113V114H215L214 115V113ZM252 112H253V114H252ZM261 113L260 115H259V113ZM38 113V114H37ZM51 115H50V114ZM54 113V114H53ZM91 113V114H90ZM119 113V114H118ZM122 113V114H121ZM131 113H137V117L134 119V116H135V114H133V116H132V114ZM147 113V114H146ZM157 113H159V114H157ZM173 115L174 117H171V115ZM196 115H195V114ZM222 113V114H221ZM229 113V114H228ZM4 114H5V117L7 116L6 115V113L4 112ZM3 114V115H4ZM50 116H49V115ZM57 114V115H56ZM73 114V115H72ZM77 114H79V115H77ZM90 114V115H89ZM105 114V115H104ZM126 114V115H125ZM152 116H150V115ZM162 114V115H161ZM183 114V115H182ZM205 114V115H204ZM210 114V115H209ZM243 114V115H242ZM257 114V115H256ZM43 115V117H41ZM45 115V116H44ZM49 117H48V116ZM53 115V116H52ZM117 115V116H116ZM141 115H144V116H141ZM148 115H149V117H148ZM154 115H156V118H154ZM158 115V116H157ZM166 115V116H165ZM170 115V116H169ZM179 115V117H177ZM193 115H195V116H193ZM198 115H199V117H198ZM204 115V116H203ZM206 115H207V117H206ZM222 116V115H224V117H219V116ZM235 115L236 116H238V118L240 117L241 119H237V117L235 118ZM254 115H256V116H254ZM259 115V116H258ZM20 116V115H19ZM38 116H40L39 118H38ZM70 116V117H69ZM77 116H80V117H77ZM82 116V117H81ZM102 116V117H101ZM116 116V117H115ZM147 116V117H146ZM176 116V117H175ZM182 116V117H181ZM184 116V117H183ZM186 116V117H185ZM193 116V117H192ZM208 116H210V117H212V120H214V122L216 123H214V122H209V121H211L210 119L211 118H209ZM214 116V117H213ZM231 116V117H230ZM233 116V117H232ZM242 116V117H241ZM22 117V118H21ZM25 117V114H24V116H20L17 120H16V122H18L17 123V125L20 123V125H18V127H22V128H20L21 130H17V132L15 133V132H13V129L15 128V127H13V128H11V129H9V131L8 132H10V133H8V136H9V134L11 135V136H9V138L10 139H14L15 138V143L18 145V144H20L19 143V141L21 140V138H23V140L26 138V133H25V129H24V127H25V125H27L26 123H22L21 122V120H23L24 121V118ZM74 117V118H73ZM77 117V118H76ZM112 117V118H111ZM115 117V118H114ZM126 117V118H125ZM132 117V118H131ZM168 118L169 119V121H164L166 118ZM169 117H171V119L169 118ZM195 117V120L194 119H192V118H194ZM251 117H254L253 119H251ZM256 117H258V118H256ZM37 118H38V120H37ZM52 118V119H51ZM82 118V119H81ZM91 118V119H90ZM93 118V119H92ZM113 118H114V120H113ZM141 118H144L143 120L141 119ZM146 118V119H145ZM152 118H154V119H152ZM164 118V119H163ZM174 118V119H173ZM179 118H182V119H179ZM198 118H201V119H204V120H200L199 119V121H198ZM233 119L234 118V120H231L230 121V119ZM261 118V119H260ZM19 119H20V121H19ZM49 119L51 120V121H49ZM62 121H61V120ZM90 119V120H89ZM97 119V120H96ZM100 119V120H99ZM101 119H103L102 120V122H101ZM105 119V120H104ZM167 119V120H168ZM191 119H192V121L193 122H196V124L197 125H195V123L193 124V122L191 121ZM219 119V120H218ZM222 119H225V120H223V122L224 123H227V124H224L223 123V125L225 126H223L222 125ZM249 119V120H248ZM251 119V120H250ZM37 120V121H36ZM42 120V121H41ZM64 120V121H63ZM73 120V121H72ZM108 120V121H107ZM128 120H129V122H128ZM154 120V121H153ZM157 120V121H156ZM236 120V121H235ZM40 121H41V123H40ZM47 121V122H46ZM52 121L54 122V121H56L55 122V125H54V123H52ZM81 121V122H80ZM86 121H88V122H86ZM94 121V122H93ZM98 121V122H97ZM134 121V122H133ZM136 121H138V122H140V123H142L141 125L143 126H141L139 123H136ZM143 121V122H142ZM149 121H151V122H149ZM170 121H172V122H170ZM190 121L192 122V124L190 123ZM198 121V122H197ZM200 121H202L201 122V124H200ZM207 121H208V123H209V127L211 126V128L209 129V127H208V125H207ZM241 121V122H240ZM255 121H257L256 123H255ZM259 121V122H258ZM49 122V123H48ZM61 122H62V124H61ZM79 122V123H78ZM86 122V123H85ZM96 122V123H95ZM127 122H128V125H127ZM131 122V123H130ZM146 122V123H145ZM163 122L165 123V124H163ZM170 122V123H169ZM189 122V125L191 126H189V125H187V123ZM205 122V123H204ZM237 122V123H236ZM240 122V123H239ZM43 123V124H42ZM45 123H46V125H45ZM60 123V124H59ZM75 123V124H74ZM83 123V125H81ZM143 123H145L144 125H143ZM168 123V124H167ZM179 123H180V125H179ZM182 123H186L185 124V126L184 125H181ZM212 123H214V124H212ZM229 123H231V125L229 124ZM234 123H235V125H234ZM247 123V124H246ZM250 123H251V125H250ZM40 124H42L43 125V127H42V125H41V127H39L40 126ZM67 124V125H66ZM69 124V125H68ZM78 124V125H77ZM94 124V125H93ZM101 124V125H100ZM113 124V125H112ZM132 124V125H131ZM135 124H136V126L138 127H136L135 126ZM138 124V125H137ZM148 124L150 125V126H148ZM172 124V125H171ZM175 124H177V126L175 125ZM203 124V125H202ZM204 124H206V125H204ZM238 124V125H237ZM48 125V126H47ZM59 125V126H58ZM62 125V126H61ZM66 125V126H65ZM93 125V126H92ZM97 125V126H96ZM99 125H100V127H99ZM107 125V126H106ZM123 125L124 126H128V128H126V127H123ZM130 125H131V127H130ZM164 126V128H163V126ZM170 125V126H169ZM186 125H187V127H186ZM201 125V126H203L204 128H206V127H208V129H205L204 130V128H200L199 126ZM219 125H220V127H219ZM227 125V126H226ZM234 125V126H233ZM248 125V126H247ZM254 125V126H253ZM259 125H261L259 128H258V126ZM45 126V127H44ZM47 126V127H46ZM54 128V126H55V129H54V131H53V128ZM111 126V127H110ZM145 130V134H144V130L143 131H141V132H143V133H141L140 132V130H142L141 129V127ZM146 126V127H145ZM167 126V127H166ZM179 126V127H178ZM193 126H195L194 127V129H193ZM196 126H198L199 128H197ZM213 126V127H212ZM214 126H215V128H214ZM228 126H230L231 127V129H229L228 130ZM240 126H244L245 128L243 129V128H240ZM249 126H250V129H249ZM252 126H253V128H252ZM257 126V127H256ZM1 128H0V132L3 130V128H2V125L0 126ZM50 127V128H49ZM67 127H68V129H67ZM92 127H94V129L92 128ZM135 127V128H134ZM139 127H140V129H139ZM153 127H155V129L153 128ZM169 127V128H168ZM173 127V128H172ZM189 127V128H188ZM227 127V128H226ZM229 127V128H230ZM246 127H248V129H249V131H247L248 129L246 128ZM40 128V129H39ZM42 128V129H41ZM49 128V129H48ZM52 128V129H51ZM63 128V129H62ZM66 128V129H65ZM80 128V129H79ZM98 128V129H97ZM102 128V129H101ZM103 128H104V130H103ZM107 128V129H106ZM137 128V129H136ZM159 128V129H158ZM162 128V129H161ZM178 128H180V129H178ZM190 128H192V130L194 131H191V129ZM232 128L234 129V130H232ZM2 129V130H1ZM47 129V130H46ZM59 129V130H58ZM90 129H93V130H90ZM116 129V130H115ZM148 129V130H147ZM155 130V131H153V130ZM156 129H158V130H156ZM172 129H174V131L172 130ZM181 129H183V130H181ZM186 129H187V131H186ZM189 129V130H188ZM198 129H202V130H198ZM212 129V132H213V130L214 129H217L218 131H220V132H218L217 130H214V132L212 133L211 131H208V130H211ZM221 129H223V130H221ZM225 129V130H224ZM227 129V130H226ZM22 130H24V131H22ZM46 130V131H45ZM63 131V132H61V131ZM66 130V131H65ZM81 130V131H80ZM86 131V133H85V131ZM124 130V131H123ZM128 132V133H126V131ZM136 130V131H135ZM138 130V131H137ZM151 130H152V132H151ZM161 130H163V131H161ZM185 130V131H184ZM197 130V131H196ZM237 132H236V131ZM243 130H244V133H243ZM254 130V131H253ZM260 130H262V131H260ZM39 131V132H38ZM44 131H45V133H44ZM56 131V132H55ZM60 131V132H59ZM117 131V132H116ZM150 131V132H149ZM158 131L160 132V133H158ZM170 131V132H169ZM172 131V132H171ZM184 131V132H183ZM196 131V132H195ZM215 131H216V134H217V136H218V138L219 137H221V139L220 140H218V138H217V136H216V140L217 141H221V145H223L222 146V148L221 147H219V146H221L220 145V142H217L216 140H215ZM223 133H222V132ZM226 131V132H225ZM228 131V132H227ZM230 131H232V132H234L235 133V135H234V133H232V132H230ZM250 131L252 132V133H250ZM15 133L16 135H14V134H12V133ZM38 134V136L39 135H44L45 136V134H46V136L45 137H43L42 136V138L41 137H39V138H41V140H39L38 139V137H37V134ZM43 132V133H42ZM84 132V133H83ZM109 132H111V133H109ZM119 132H120V136L118 137V135H119ZM124 132H125V134H124ZM133 132H135V134L133 133ZM162 132H164V134L162 133ZM198 132V133H197ZM224 132H225V135H228V136H230V138H234L233 140H232V143L230 142H228V143H226V141H228V139H226L225 137L223 138V136H225L224 135ZM230 132V133H229ZM247 132L250 134V135H247V136H244L243 137V135H246L247 134ZM262 132V133H261ZM7 133V132H6ZM17 133H19V135L17 134ZM65 133V134H64ZM82 133V134H81ZM103 133H105V134H103ZM109 133V134H108ZM133 133V134H132ZM137 133V134H136ZM151 133V134H150ZM154 133L156 134V135H154ZM158 133V134H157ZM168 133H171L170 135L168 134ZM178 133V134H177ZM219 133H221L223 136H220L221 134H219ZM227 133V134H226ZM229 133V134H228ZM237 133V134H236ZM238 133H240L239 135H238ZM257 133H260L261 134V136L263 137H261L260 135V137L263 139V140H261V138H259L258 137V139H260V140H258L257 139V141H255L256 140V138H257V136H258V134ZM2 134V133H1ZM50 134V135H49ZM51 134H53V135H51ZM67 134V135H66ZM77 134V135H76ZM82 135V137L80 138L79 136L80 135ZM91 134V135H90ZM113 134H115V135H113ZM123 134V136L121 137V135ZM139 134H141V135H139ZM177 134V136H173V135H176ZM184 134H185V136H187V138L185 137V139H188L187 141L184 139ZM195 134V135H194ZM202 134H204V135H202ZM205 134H207V135H205ZM257 136H256V135ZM20 136V137H18V136ZM36 135V136H35ZM58 135V136H57ZM63 135H65V136H63ZM73 135V136H72ZM88 135V136H87ZM125 135V136H124ZM152 135V136H151ZM191 135H192V138H191ZM199 135V136H198ZM240 135L244 138V139H242V137H240ZM255 135V136H254ZM1 136V135H0ZM57 136V137H56ZM60 136V137H59ZM62 136V137H61ZM72 136V137H71ZM86 137V139H85V137ZM112 136V137H111ZM135 136V137H134ZM147 136V137H146ZM162 136V137H161ZM165 136V137H164ZM178 136L179 137H181V138H178ZM201 136V137H200ZM249 136V137H248ZM56 137V138H55ZM80 139H79V138ZM105 137V138H104ZM107 137V138H106ZM109 137V138H108ZM128 137V138H127ZM146 137V138H145ZM151 139H150V138ZM152 137H153V139H152ZM164 137V138H163ZM168 137V138H167ZM175 137V138H174ZM195 137H196V139H195ZM198 137H200V138H198ZM206 137V138H205ZM209 137V138H208ZM211 137V138H210ZM213 137V138H212ZM240 137V138H239ZM246 137V138H245ZM252 137H255L254 139L252 138ZM37 138V139H36ZM53 138V139H52ZM62 138V139H61ZM68 138V139H67ZM74 138V139H73ZM93 138V139H92ZM111 138H112V142H110L111 141ZM116 139V140H113V139ZM121 138V139H120ZM124 140H123V139ZM131 138V139H130ZM136 138V139H135ZM149 138V139H148ZM157 138V139H156ZM159 138V139H158ZM166 138V139H165ZM172 138V139H171ZM205 138V139H204ZM248 138V139H247ZM57 139H60V140H57ZM70 139V140H69ZM75 139H76V141H75ZM89 139H92L91 141L89 140ZM98 139V140H97ZM105 141H103V140ZM139 139V143L140 144H138V142H137V140ZM146 139V140H145ZM160 139H162L163 140V142H161L160 141ZM175 141H174V140ZM183 139V140H182ZM197 139H198V141H197ZM200 139H201V141H200ZM225 139H226V141H225ZM237 141H236V140ZM241 139V140H240ZM252 139V142L250 141V140ZM36 140H37V142H36ZM56 140V141H55ZM69 140V141H68ZM78 140V141H77ZM83 140V141H82ZM85 140V141H84ZM97 140V141H96ZM130 140H131V142H130ZM135 140V141H134ZM141 140V141H140ZM158 140V141H157ZM195 140H196V142L198 143H196L195 142ZM208 144V143H211V144H208L209 146H207V144L204 142V141ZM209 140V141H208ZM244 140H246V141H244ZM255 142H254V141ZM1 141V140H0ZM41 141V143H38V142H40ZM53 141V142H52ZM74 141H75V143H74ZM79 141H80V143H81V145H80V143H79ZM121 141V142H120ZM124 141H128V142H125L124 143ZM144 141V142H143ZM160 141V142H159ZM181 141H182V143H181ZM184 141V142H183ZM194 143H193V142ZM204 142V143H202V144H199V142L201 143V142ZM208 141V142H207ZM216 141V142H215ZM224 141V142H223ZM260 141H262L260 144H259V142ZM2 142V143H1ZM0 142V153L3 151H5V153L6 152H10V151H15L16 149H18V148H15V147H13V146H15L14 144L11 146V147H9L8 148V150H5V148H6V146H4V145H7V143L6 142H4V141H1ZM62 142V143H61ZM73 142V143H72ZM97 142V143H96ZM110 142V143H109ZM115 142H116V144H115ZM123 142V143H122ZM134 142V143H133ZM136 142H137V144H136ZM143 142V143H142ZM147 142H149V144H146ZM155 142V143H154ZM169 142H170V144H169ZM173 142V143H172ZM177 144H175V143ZM179 142V143H178ZM186 142V143H185ZM235 142V144L236 145H234L233 143ZM247 142V143H246ZM254 142V143H253ZM3 143H4V145H3ZM37 143V144H36ZM57 143V144H56ZM77 143V144H76ZM108 143V144H107ZM118 143H121V146L118 144ZM163 144V146H165V145H167V143L170 145V147L171 148H173V149H171L170 147H169V145H167V147H163L162 145H159V144ZM181 143V144H180ZM185 143V144H184ZM190 143V144H189ZM193 143V144H192ZM213 143V144H212ZM224 143V144H223ZM245 143V144H244ZM249 143V146L248 145H246V144H248ZM251 143V144H250ZM253 143V144H252ZM259 145H258V144ZM40 144H42L41 146L42 147H40ZM46 144H48V145H46ZM53 144V145H52ZM55 144V145H54ZM76 145V147H75V145ZM85 144V145H84ZM104 144V145H103ZM114 144V145H113ZM118 144V145H117ZM123 144V145H122ZM130 144H132L131 146H130ZM144 144H145V146H144ZM154 144H155V146H154ZM171 144H172V146H171ZM180 144V145H179ZM195 144H197V145H202V146H197V145H195ZM216 144H219V146H217ZM227 144H229V145H227L228 147H230V148H228V147H226V145ZM232 144V145H231ZM240 144V145H239ZM255 144H257V145H255ZM50 145V146H49ZM52 145V146H51ZM60 145V146H59ZM63 145V146H62ZM103 147H102V146ZM107 145V146H106ZM111 145V146H110ZM117 145V146H116ZM137 145V146H136ZM148 147H147V146ZM175 145V146H174ZM183 145V146H182ZM187 146V148H186V146ZM195 145V146H194ZM211 145H213V147L215 146V148H213ZM231 145V146H230ZM234 145V146H233ZM243 145H246V146H248L247 148L246 147H244ZM252 145V146H251ZM253 145H255V148L256 147H259V148H257L256 150L253 148L254 146ZM39 146V147H38ZM45 146V147H44ZM113 146V147H112ZM116 147V149L114 150V148ZM128 146V147H127ZM141 146V148H143V150L141 149V151L142 152H144L143 154H145V158H147L148 157V160L146 161V162H141L140 161V157L138 158V157H134L131 153H129L128 151H129V149H127V148H133V147H140ZM178 146V147H177ZM181 146V148H182V150L179 148ZM190 146V147H189ZM196 147L195 149H193L194 147ZM204 146V147H203ZM212 148H211V147ZM239 146H241V147H239ZM243 146V147H242ZM66 147H68L67 149L68 150H70L72 153H70V154H67V153H64V151L63 150H65L66 151ZM92 147H96V149H99V150H96L95 148H92ZM106 147V148H105ZM118 147H119V149H118ZM125 147H127V148H125ZM146 147V148H145ZM151 147V148H150ZM154 147H156V148H154ZM162 147V148H161ZM177 147V148H176ZM185 147V148H184ZM193 147V148H192ZM203 149H201V148ZM206 147H208V148H206ZM219 147V148H218ZM223 147H225L224 149H223ZM232 147V148H231ZM236 147V148H235ZM237 147H238V150L239 151H237ZM14 148H15V150H14ZM46 148V149H45ZM51 148H52V150H51ZM70 148V149H69ZM74 148H76V149H74ZM86 148V149H85ZM120 148L122 149L121 151H120ZM145 148V149H144ZM154 148V149H153ZM161 150H163V151H161ZM184 148V149H183ZM198 148V150H196ZM201 149V151H200V149ZM211 148V149H210ZM217 148V149H216ZM246 149L245 151H243L244 149ZM39 149V150H38ZM50 149V150H49ZM56 149V150H55ZM62 149V150H61ZM108 149H111V150H109L108 151ZM118 149V150H117ZM127 149V150H126ZM148 149V150H147ZM149 149H150V151H149ZM170 149H171V151H170ZM175 149H178L177 150V152H176V150ZM179 149H180V151H179ZM185 149H186V151H185ZM189 149H191V150H189ZM206 149H208V150H206ZM210 149V150H209ZM213 149V150H212ZM215 149V150H214ZM225 149H226V151H225ZM229 151H228V150ZM231 149V150H230ZM233 149V150H232ZM241 149V150H240ZM243 149V150H242ZM263 149V150H262ZM38 150V152H36V151ZM48 150V151H47ZM54 150L56 151V153L54 152ZM57 150H58V152H57ZM78 150V151H77ZM86 150V151H85ZM113 150V151H112ZM123 150L125 151V153H122L123 152ZM158 150V151H157ZM164 150H166V152L164 151ZM205 150V151H204ZM223 150V151H222ZM260 150V151H259ZM33 151H35V152H33ZM40 151V152H39ZM46 151H47V153H46ZM96 151V152H95ZM101 151V152H100ZM103 151H106L107 153V155H105V152H103ZM111 151V152H110ZM120 151V152H119ZM127 151V152H126ZM148 151V153H146V152ZM154 151H155V153H154ZM175 151V152H174ZM183 151V152H182ZM188 151V152H187ZM203 151V152H202ZM236 151H237V153H236ZM240 151H243V152H245V154L244 153H242V152H240ZM248 152V154H246L247 152ZM21 152H23V151H21ZM45 152V153H44ZM75 152H76V154H75ZM87 152V153H86ZM100 152V153H102V154H98V153ZM160 152H162L161 154H159ZM165 152V153H164ZM178 152H181V154L180 155H182V156H180V155H178L179 153ZM184 152H187L185 155H184ZM216 152V151H215ZM19 152H16L15 154H18ZM35 153H37V156L35 155ZM42 155H41V154ZM44 153V154H43ZM57 153H59V154H57ZM79 153V154H78ZM112 154L111 156H109L110 154ZM120 153H122V154H120ZM127 153H128V155H127ZM164 153V154H163ZM167 153V154H166ZM172 153V154H171ZM174 153H176V154H174ZM199 153V154H198ZM208 153V154H207ZM232 153V152H231ZM234 153H235V155H234ZM253 153V152H252ZM20 154V153H19ZM38 154L39 155H41V156H38ZM52 154H53V156H52ZM63 154H66V155H63ZM78 154V155H77ZM94 154V155H93ZM97 154V155H96ZM120 154V155H119ZM131 154V155H130ZM148 154V155H147ZM150 154V155H149ZM170 154H171V156H170ZM240 156V158H239V156ZM35 155V156H34ZM89 155H92V156H89ZM105 155V156H104ZM117 155V156H116ZM124 155V156H123ZM130 155V156H129ZM147 155V156H146ZM156 155V156H155ZM168 155V156H167ZM184 155V156H183ZM193 155V156H194ZM244 157H243V156ZM247 155H248V157H247ZM43 156V157H42ZM59 156H61V157H59ZM65 156V157H64ZM74 156H75V158H74ZM76 156H78V158H79V161L76 159ZM86 156V157H85ZM87 156H89V157H87ZM94 156V157H93ZM95 156H97V160L95 159ZM109 156V157H108ZM119 156V157H118ZM149 156H150V159L152 160L151 162H150V160H149ZM152 156H153V159H152ZM177 157V158H175V157ZM197 156V157H198ZM238 156V157H237ZM33 158L31 161H30V159L31 158ZM39 157V158H38ZM48 157H49V159H48ZM54 157V158H53ZM57 157V158H56ZM63 157H64V159H63ZM116 157V159H112V158H115ZM120 157H121V159H120ZM123 157H124V159H123ZM127 157V158H126ZM129 157L131 158V160L129 159ZM134 157V158H133ZM155 157V158H154ZM162 157V158H161ZM169 158L170 159V161L168 160V159H166V158ZM170 157H172V158H170ZM42 158V159H41ZM62 158V163H63V166L62 165H60V164H62L60 161V159ZM88 158V159H87ZM101 158V159H100ZM109 158V159H108ZM117 158L119 159V160H121L120 162H118L119 160H117ZM136 158V159H135ZM163 158H165L164 160H160V159H163ZM179 158H181L180 160L181 161H179ZM185 158V160H183L182 161V159H184ZM238 158V159H237ZM28 159V160H27ZM39 159H41V160H39ZM43 159H44V161H43ZM73 159V160H72ZM74 159H76L75 161H74ZM92 159V162L90 161ZM98 159H100V160H98ZM106 159H108V160H106ZM110 159H112V160H110ZM172 159H175V160H172ZM21 160V159H20ZM34 160V161H33ZM54 160V161H53ZM60 160V161H59ZM69 160H71V161H69ZM85 160H86V162H85ZM95 160V161H94ZM105 160H106V162H108V164L105 162ZM126 160V161H125ZM128 160V161H127ZM132 160H134V161H132ZM142 160V159H141ZM158 160V161H157ZM168 162H167V161ZM172 160V161H171ZM187 160V161H186ZM232 160V161H233ZM239 160V161H238ZM39 161V162H38ZM57 161H59V162H57ZM68 161V162H67ZM74 161V162H73ZM76 161H78V162H76ZM88 161V162H87ZM97 161V162H96ZM101 161V162H100ZM112 162V161H115V163H117V164H120L121 163V165H125V167H121V166H113V162L110 164V162ZM130 161H132L134 164H132V162L130 163ZM138 161H139V163H138ZM156 161V162H155ZM162 161H165V162H162ZM178 163H177V162ZM220 161H221V159H220ZM238 161V162H237ZM32 162V163H31ZM41 162H42V164H41ZM45 162V163H44ZM52 162V164H50ZM57 162V163H56ZM65 162H66V164H65ZM81 164H80V163ZM100 162V163H99ZM127 162V163H126ZM153 162V163H152ZM158 162V163H157ZM161 162H162V164H161ZM177 164H176V163ZM180 162H181V164H180ZM18 163V162H17ZM31 163V164H30ZM33 163H34V165L35 164H37V165H33ZM40 163V164H39ZM59 163V164H58ZM106 163V164H105ZM122 163H124V164H122ZM136 163V164H135ZM149 163V164H148ZM154 163H156L155 165H154ZM160 163V164H159ZM183 163H185V164H183ZM231 163V164H232ZM263 163V165H264V162L262 161L261 163L259 162L258 164H259V166L261 165ZM44 164V165H43ZM47 164H49L48 165V167H47ZM65 164V165H64ZM70 164V165H69ZM73 164H75V165H73ZM80 164V165H79ZM84 164V165H83ZM87 164V165H86ZM89 164H90V166H89ZM99 164V165H98ZM134 166V168H133V166ZM142 164V165H141ZM146 166H145V165ZM150 164H153V167H151V165ZM159 164V165H158ZM164 164H165V166H164ZM167 164V165H166ZM169 164L171 165V164H173V167L174 166H176V165H178V166H176V168H174L175 170L177 169V171H175L174 169H171L172 168V166H170L169 167ZM187 164V165H186ZM190 164V165H189ZM192 164V165H191ZM39 165H40V167H39ZM60 165V166H59ZM69 165V166H68ZM94 165V166H93ZM95 165H96V167H95ZM101 165V166H100ZM108 165H110V166H108ZM127 165H129V166H127ZM139 165H141V166H139ZM160 165H162V167H161V169L165 172V170L167 169V172H165V173H161V175H160V172H162V170L160 171ZM184 165V166H183ZM188 166L189 165V167H186V166ZM263 165H261V166H263ZM53 166H55V167H53ZM66 166V167H65ZM68 166V167H67ZM81 166H85L84 168L83 167H81ZM89 166V167H88ZM99 166V167H98ZM106 166V167H105ZM111 166L113 167V168H111ZM127 166V167H126ZM150 166V167H149ZM155 166H157V167H155ZM257 167V169L255 170V173L256 174H258L257 176H261L262 175V177H260V180H261V178H263L264 177V166L263 167ZM45 167V168H44ZM63 167V168H62ZM76 167L77 168H79V169H76ZM93 167V168H92ZM95 167V168H94ZM98 167V168H97ZM101 167V168H100ZM107 167H110V168H107ZM117 167V169H115V170H117V171H120V172H118V174H117V171H115L114 170V168H116ZM120 167H121V169H120ZM136 167V168H135ZM138 167V168H137ZM144 167V168H143ZM147 167H149V168H147ZM155 167V168H154ZM159 167V168H158ZM164 167H166V168H164ZM223 167L224 166H222V170H220V172H222L223 174H222V176L223 175H227V171H225V170H223ZM39 168V169H38ZM43 168V169H42ZM49 168V169H48ZM52 168H55V170H53ZM58 168V170H56ZM62 168V169H61ZM65 168H67V170L65 169ZM71 170H70V169ZM72 168H73V171H72ZM86 168V169H85ZM89 168H92V169H89ZM126 168V169H125ZM130 168H133V170L132 169H130ZM152 168H154L155 169V171L156 172H154V169L152 170ZM158 168V169H157ZM164 168V169H163ZM168 168H170V169H168ZM186 168V169H185ZM260 168V169H259ZM45 169H47V170H45ZM89 171H88V170ZM93 169H95V170H93ZM105 169H107V170H105ZM122 169H123V171H122ZM135 169V170H134ZM149 169V170H148ZM181 169V170H180ZM220 169H221V167H220ZM225 169V168H224ZM12 170V172H14V170L13 169H11ZM43 170V171H42ZM62 170V171H61ZM101 170H103V171H101ZM132 170V172H130ZM137 170V171H136ZM152 170V171H151ZM158 170V171H157ZM172 170H174L173 171V173L171 172ZM204 170V169H203ZM50 171H51V174L52 175H50L49 173H50ZM55 171H57V173L56 174H54V172ZM59 171H61V173L63 174V171L66 173V174H63L64 175V177L66 176V178L64 179V177H63V175H61L60 173H58ZM67 171V172H66ZM82 171H84V172H82ZM86 171V172H85ZM91 171H94V172H91ZM104 171H105V173H104ZM107 171V172H106ZM125 171H128V172H126V173H124ZM135 171V172H134ZM150 171V172H149ZM183 171V172H182ZM193 171V170H192ZM191 171V173H190V171H188L189 172V174H190V178L193 176V177H195L196 179H197V177H199V176H201L200 174H204L203 172L201 173V172H192ZM206 171H207V169H206ZM256 171H258V172H256ZM36 172V173H37ZM45 172V173H44ZM71 172H72V175L74 176L75 175V177H73V176H71ZM77 172H79V173H77ZM81 172V173H80ZM90 173V174H87V173ZM96 172V173H95ZM98 172H103L104 174H101V173H99L98 174ZM112 172H114V173H112ZM147 172H149V173H147ZM154 172V173H153ZM168 172L169 173H171V174H173L172 176H175V177H173V179H172V177H167V174H168ZM178 172H180V173H177ZM183 174H182V173ZM44 173V174H43ZM67 173H68V175H67ZM85 173V174H84ZM109 173H111L112 175H109ZM120 173V174H119ZM125 175H124V174ZM261 173V174H260ZM263 173V174H262ZM40 174V175H39ZM48 174H49V176H48ZM79 174H83L82 176L81 175H79ZM86 174H87V176H88V178L86 177ZM106 174V175H105ZM114 174V175H113ZM196 174V175H195ZM55 175V176H54ZM77 175H79V176H77ZM105 176V177H102V176ZM116 175H117V179L115 178L116 177ZM120 175V176H119ZM126 175H128V176H126ZM152 175L156 178H154V177H152ZM192 175V176H191ZM30 176V175H29ZM41 176V177H40ZM44 176V177H43ZM46 176V177H45ZM59 176L61 177L62 176V180L59 178ZM100 176H101V180L100 181H98L99 179H98V177L100 178ZM113 178H112V177ZM122 176V177H121ZM126 176V177H125ZM168 176H171L170 174L168 175ZM178 176H180V177H178ZM218 176H220V175H218ZM32 177V176H31ZM53 177V178H52ZM55 177H57V178H55ZM71 177H73V178H71ZM78 177V179H76V181H75V178H77ZM93 179H92V178ZM120 177H121V179H120ZM130 177H132V178H129ZM159 177V178H158ZM165 179H164V178ZM192 177V178H193ZM55 178V179H54ZM68 178V179H67ZM103 178V179H102ZM107 178H108V180L109 179H114L113 181L112 180H107ZM126 178V179H125ZM149 178H150V180H149ZM154 178V179H153ZM161 178H163V179H161ZM194 178V179H195ZM217 178V180L218 179H220L219 177H216ZM59 179H60V181H59ZM71 179H74L73 181H70ZM79 179H80V181H82V182H84L86 179L88 180V179H90L89 181H87L88 182V184H86L87 182L85 181L84 183H82V182H80L79 181ZM91 179H92V181L94 182L96 179V182H98V184L95 182V184L91 181ZM95 179V180H94ZM128 179V180H127ZM153 179V180H152ZM160 179V180H159ZM171 179V180H170ZM264 179V178H263ZM261 180V183L262 184H264V180ZM47 180V181H46ZM56 180H58V181H56ZM68 180V181H67ZM169 180V181H168ZM44 181H46V182H44ZM103 181V182H102ZM111 181V182H110ZM116 181V182H115ZM117 181H119V182H117ZM122 181V183H120ZM124 181H126V182H124ZM145 181H147V182H145ZM151 181V182H150ZM157 181V182H156ZM159 181H161L160 182V185H159ZM162 181H163V183H165V184H163L162 183ZM168 181V182H167ZM193 181V180H192ZM39 182H40V184H39ZM42 182V183H41ZM56 182V183H55ZM61 183L60 185H59V183ZM63 182L64 183H66V184H63ZM71 182V183H70ZM75 182L76 183H78V184H76V185H78L79 187L77 188V186L75 185ZM79 182H80V184H79ZM92 182V184H93V187L94 188H92L93 189V191H95L97 194H95L93 191H92V193H94V194H92L91 196H92V199H91V196H87L88 194L90 195L91 193H90V190H89V188H91L92 187V184L90 185V183ZM108 182V183H107ZM113 182H114V184H113ZM144 182V183H143ZM187 182V181H186ZM184 183L185 184V186H188L189 188L191 187V185H190V183L189 182H187V183ZM107 184V188H110L111 189V187H112V189L114 188V191L111 189H107L106 188V186H105V184ZM113 185H111V184ZM117 183H119L118 185H116ZM152 183V184H151ZM154 183V184H153ZM157 183V184H156ZM213 183H215V181H213ZM72 184V185H71ZM104 184V185H103ZM150 184V185H149ZM156 184V185H155ZM42 185V186H41ZM70 185V186H69ZM82 185V186H81ZM103 185V186H102ZM180 186H181V183L179 184ZM48 186V187H47ZM52 186V187H51ZM59 186V187H58ZM64 186V187H63ZM73 186V187H72ZM76 186V187H75ZM84 186V187H83ZM97 186V187H96ZM101 186H102V188H101ZM115 186H116V188H117V186L119 187V188H115ZM65 189V191H67L66 192V194H65V191H63V188ZM81 187V188H80ZM87 187V188H86ZM98 187H99V189H98ZM127 187V188H126ZM38 188H40V190L38 189ZM54 188V189H53ZM71 188V189H70ZM72 188H73V190H74V193H73V190H72ZM77 188V189H76ZM84 188H86L87 190L86 191H84L85 189ZM180 188V187H179ZM45 189H47V190H45ZM53 189V190H52ZM84 189V190H83ZM103 189H107L108 190V193H107V190L105 191V190H103ZM157 189V190H158ZM35 190H39L38 191V193H37V191H35ZM42 190H44V191H42ZM63 192H62V191ZM71 190V191H70ZM98 190V191H97ZM105 192H103V191ZM115 190H117L116 192H115ZM124 190V192H122ZM56 191V192H55ZM77 191H80V194H79V192H78V194H77ZM151 191V192H152ZM179 191V190H178ZM39 192H42V194L41 193H39ZM47 192V193H46ZM60 192V193H59ZM68 192H70V194L68 193ZM75 192H76V194H75ZM81 192H84V193H81ZM101 192H103V193H101ZM43 193H44V196H43ZM49 193H51V194H49ZM53 193H54V195H53ZM55 193H58V197L59 198H57V194H55ZM72 193V194H71ZM101 193V194H100ZM108 195H107V194ZM111 193H113V194H111ZM48 196H47V195ZM60 194V195H59ZM82 194V195H81ZM87 194V195H86ZM100 194V195H99ZM110 194V195H109ZM120 196H119V195ZM36 195H38V196H36ZM56 195V197L54 198V197H52V196H55ZM67 195V197H65ZM69 195H74V196H70L69 197ZM75 195H76V197H75ZM79 195V196H78ZM86 195V196H85ZM94 195H96V196H94ZM103 195V196H102ZM105 195V196H104ZM32 196V197H31ZM33 196H35L37 199H35V197H33ZM43 196V197H42ZM47 196V197H46ZM50 196L52 197L51 198V200H48L49 202H48V204H49V208H47L48 206H46V205H48V204H45L46 203V201H47V199H49L50 198ZM109 196H111V198L109 197ZM124 198H123V197ZM41 197H42V199H41ZM63 197V198H62ZM64 197H65V199H64ZM68 197L69 198H71V197H73V200H72V198H71V200L69 199L68 200ZM100 198V197H103L102 199L100 198V199H98V198ZM105 197V198H104ZM108 197V198H107ZM115 197V198H114ZM119 197H122V199L121 198H119ZM39 198V199H38ZM45 198H47V199H45ZM57 198V199H56ZM62 198V199H61ZM77 198V199H76ZM83 198H85L84 200H83ZM88 198H90L91 200H97L98 199V201H96V202H98V204H97V206L95 205V202H93V201H91L90 202V199H88ZM35 199V200H34ZM45 199V200H44ZM61 199V200H60ZM87 199L89 200V201H87ZM106 199V200H105ZM109 199V200H108ZM118 199H120V200H118ZM43 200V201H42ZM58 200V201H57ZM65 200L67 201L66 203H65ZM77 200V201H76ZM78 200H80V201H78ZM118 202H117V201ZM33 201H34V203H33ZM40 201H42V202H44V203H42V202H40ZM61 201V202H60ZM64 201V202H63ZM69 201H71V202H73L72 204L76 207V209H75V207L72 205V204H70L71 202H69ZM116 203H115V202ZM29 202H31V203H29ZM61 203L62 204V207L60 206L61 204H58V203ZM69 202V203H68ZM77 202V203H76ZM79 202H82V203H79ZM83 202H84V204H83ZM89 202V203H88ZM102 202V203H101ZM104 202V203H103ZM124 202H126V203H124ZM32 203L34 204V205H32ZM114 203V204H113ZM118 203H120L119 205H117ZM64 204V205H63ZM65 204H67L66 206H65ZM80 204V205H79ZM88 204H92L93 206H91V205H88ZM100 204H102V205H100ZM41 205V206H40ZM58 205V206H57ZM68 205H70V207H71V205H72V207L71 208H73V210L72 209H68ZM77 205V206H76ZM84 205V206H83ZM98 208L99 206L101 207H99L97 210L95 209L96 207ZM115 205H117V206H115ZM125 206V208H122V207H124ZM127 205V206H126ZM31 206H33L32 208H31ZM34 206H35V208H34ZM65 206V207H64ZM68 206V207H67ZM80 206L82 207V209L80 208ZM91 206V207H90ZM102 206H104V207H102ZM112 206V207H111ZM119 206V208H120V206H121V210L119 209V208H116V207H118ZM78 207V208H77ZM92 208V207H94V208H92L90 211H89V209L90 208ZM34 208V210L35 209H37V210H32ZM66 210H65V209ZM80 208V209H79ZM85 208H86V210H85ZM102 208H104V210L102 211ZM110 208H112L111 210H110ZM48 209V210H47ZM84 209V210H83ZM101 209V210H100ZM116 209V210H115ZM119 209V210H118ZM42 210V211H41ZM43 210H45L44 212H43ZM61 210H62V212H61ZM65 210V211H64ZM68 210H70V212L68 211ZM71 210H72V212L73 213H71ZM75 210V211H74ZM81 212H79V211ZM101 212H100V211ZM114 210L116 211V213H118V215L116 216V213L114 212ZM124 210V212L125 211H127L126 213H124V212H122ZM36 211H38V212H36ZM64 211V212H63ZM68 211V212H67ZM83 211V212H82ZM88 211V212H87ZM122 213H124L123 214V216L124 215H126L125 217H121V218H119L120 216H122L121 214V212ZM36 212V213H35ZM66 212V213H65ZM94 212V213H93ZM104 212V213H103ZM129 212H131V214L129 213ZM38 215V217L35 215ZM38 213V214H37ZM42 213V214H41ZM61 213V214H60ZM71 213V214H70ZM77 213H79V215H77ZM84 213H86V215L84 214ZM136 213V212H135ZM46 214H48V215H46ZM58 214H59V216L60 217H58ZM69 214V215H68ZM80 214H81V216H80ZM85 216H84V215ZM95 215V216H91V215ZM112 214V215H111ZM46 217V218H44V216ZM62 215V216H61ZM63 215H64V217H63ZM77 215V216H76ZM88 215H89V217H88ZM148 215V217H146ZM40 216V217H39ZM66 216V217H65ZM75 218V219H72L73 220V222H72V220L69 218ZM74 216V217H73ZM98 216V217H97ZM101 216V217H100ZM103 216V217H102ZM129 216H130V218L131 219H129ZM150 216V217H149ZM54 217V218H53ZM55 217L57 218L58 217V219L56 220L55 219ZM83 217V218H82ZM86 219H85V218ZM94 217V218H93ZM42 219V220H40V219ZM61 218V219H60ZM69 218V219H68ZM118 218V219H117ZM124 218V219H123ZM128 218L129 219V221H127V222H125V220ZM39 219V220H38ZM43 219H46L47 221H48V223L46 222V220H44L43 221ZM50 219V220H49ZM52 219H54V221H52ZM67 219V220H66ZM79 219H81V220H79ZM113 219V218H112ZM124 220V221H120V220ZM127 219V220H128ZM133 219H132V221H133ZM145 219V220H144ZM148 219V220H147ZM34 220V221H35ZM55 220H56V222H55ZM63 220H65L64 222H66V223H64L63 222ZM69 220H71V221H69ZM78 220V221H77ZM83 220V221H82ZM142 220V221H141ZM59 221V222H58ZM82 221V222H81ZM41 222V223H40ZM53 222V223H52ZM67 222H70V223H67ZM80 222V223H79ZM131 222V223H130ZM141 222V223H140ZM148 222H150V223H148ZM44 225H43V224ZM64 223V224H63ZM72 223V224H71ZM125 223V224H124ZM143 223V224H142ZM144 223H146V224H144ZM63 224V225H62ZM66 224V225H65ZM77 224V225H76ZM81 226H80V225ZM126 224H128V225H126ZM143 225V226H141L139 229H138V227L140 226V225ZM53 225H54V228H53ZM59 225V226H58ZM62 225V226H61ZM132 225V226H131ZM134 225H136V226H134ZM144 225L145 226H147L148 225V227H145V228H147L148 230L150 229V231L151 232H149V231H147L145 228H144ZM149 225H151V226H153V227H150ZM46 226V225H45ZM52 226V227H51ZM57 226V227H56ZM64 226V227H63ZM130 226H131V228H130ZM133 226H134V228H133ZM60 227V228H59ZM61 227H63V228H61ZM76 227V228H75ZM71 228V229H70ZM144 229L143 231L141 230V229ZM127 229V230H128ZM154 229V230H153ZM1 230V229H0ZM40 231L41 230H43L42 228L41 229H39ZM73 230V231H72ZM84 230V231H83ZM145 230H146V232H145ZM157 232H156V231ZM158 230H161V232L160 231H158ZM130 231V230H129ZM138 233H137V232ZM148 232V233H147ZM154 232V233H153ZM78 233H80V231H78ZM137 233V234H136ZM143 233V234H142ZM146 233H147V235H146ZM155 235H153V234ZM82 234V235H83ZM160 235V236H158V235ZM136 235V236H135ZM142 235H144V236H142ZM149 235V236H148ZM151 235V236H150ZM140 236V237H139ZM154 236V237H153ZM135 237L137 238V239H135ZM139 237V238H138ZM147 239H146V238ZM158 237V238H157ZM141 238H144L145 240H147V242H145V240L143 239V242H141ZM148 238H152V240H150V239H148ZM153 238H156V239H154V240H156V242L158 241L159 242V244H160V246H159V244L158 243H156V242H154L153 241ZM159 238H162V239H159ZM129 241H128V240ZM135 239V240H134ZM128 241V242H127ZM135 241V242H134ZM139 241V242H138ZM151 241V242H150ZM161 241V242H160ZM127 242V243H126ZM134 242V243H133ZM137 242V243H136ZM150 242V243H149ZM155 243V247H154V244H152V243ZM146 243H147V245H146ZM148 244H150V245H148ZM158 244V245H157ZM120 245H122V243L120 244ZM158 246V247H157ZM155 248V249H154ZM159 248H160V251L162 252L163 251V253H161V252H159L158 250H159ZM162 249V250H161ZM157 250V251H156ZM165 250V251H164ZM124 253H125V251H123ZM123 252H120V254H117V255H119V258L121 257V258H124L125 257V254L123 253ZM122 253H123V256H122ZM152 253V255L150 256V254ZM157 253H159L158 255H157ZM161 253V254H160ZM156 254V255H155ZM154 255V256H153ZM160 255H162L161 257L164 259V262H161V260H163L162 258L160 259ZM159 256V257H158ZM143 257H144V259L145 258H147V257H149V258H147V262L143 259ZM151 257V258H150ZM154 258H155V260H154ZM151 259V260H150ZM156 259H158V260H160V262L158 261V260H156ZM145 261V262H144ZM170 262H168V264L170 263ZM170 263V264H171ZM173 264H176V263H173Z\"/></svg>", "mask_w": 264, "mask_h": 264}, {"label": "bare ground", "instance_id": "2", "mask_svg": "<svg viewBox=\"0 0 264 264\" xmlns=\"http://www.w3.org/2000/svg\"><path fill=\"white\" fill-rule=\"evenodd\" d=\"M12 1V0H11ZM21 1V0H20ZM28 1V0H27ZM35 1V0H34ZM59 1V0H58ZM60 1H62V0H60ZM71 1H73V0H71ZM88 1V0H87ZM86 1V2H87ZM90 1V0H89ZM89 1H88V3H89ZM98 1V0H97ZM101 1H103V0H101ZM106 1V0H105ZM104 1V2H105ZM111 1H113V0H111ZM116 1V0H115ZM131 1V0H130ZM140 1V0H139ZM143 1V0H142ZM156 1V0H155ZM160 1V0H159ZM165 1V0H164ZM168 1V0H167ZM178 1V0H177ZM190 1V0H189ZM202 1V0H201ZM208 1V0H207ZM210 1V0H209ZM218 1V0H217ZM224 1V0H223ZM233 1H235V0H233ZM242 1V0H241ZM253 1V0H252ZM258 1V0H257ZM10 2V1H9ZM9 2H7V4L9 3ZM22 2V1H21ZM43 2H45V1H43ZM42 2V3H43ZM53 2H56V1H53ZM53 2H51V5L53 4ZM65 2V3H64ZM75 2H76V0H75ZM86 2H84V3H86ZM91 2V1H90ZM94 2V1H93ZM119 2V1H118ZM135 2H137L138 3V5H139V3L140 2H138V1H135ZM149 2V1H148ZM153 2V1H152ZM163 2V1H162ZM170 2V1H169ZM203 2V1H202ZM201 2V3H202ZM221 2V1H220ZM225 2V1H224ZM236 2V1H235ZM234 2V3H235ZM244 2H245V0H244ZM39 3V2H38ZM42 3H41V5H42ZM50 3V2H49ZM63 3L64 4H66V5H68L67 3H66V1L64 0L63 1ZM69 3H70V1H69ZM77 3H80V2H77ZM82 3V2H81ZM96 3V2H95ZM106 4H107V1L105 2ZM111 3V2H110ZM114 3V2H113ZM116 3V2H115ZM129 3V2H128ZM134 3V2H133ZM154 3V2H153ZM152 3V4H153ZM160 3V2H159ZM166 3H168V2H166ZM178 3V2H177ZM201 3L200 2H188L187 4H189V6H187V7H189L190 9H191V11H194V12H197V11H199L200 10V7L201 8H204L205 9V7H206V5H205V7H203V5L204 4H202L201 5ZM228 3V2H227ZM231 2H229V4H230ZM233 3V4H234ZM238 3V2H237ZM236 3V4H237ZM242 3V2H241ZM248 2L246 1V4H247ZM252 3H254V1L252 2ZM259 3V2H258ZM257 3V4H258ZM260 3H261V1H260ZM6 4V5H7ZM11 4V3H10ZM9 4V5H10ZM13 4V3H12ZM56 4V3H55ZM59 4V3H58ZM76 4V3H75ZM131 4V3H130ZM140 4H142V2L140 3ZM147 4V3H146ZM158 4V3H157ZM173 4V3H172ZM212 4H213V2H212ZM219 4V3H218ZM217 4V5H218ZM223 4H225V3H223ZM40 5V4H39ZM49 5V4H48ZM47 5V6H48ZM50 5V6H51ZM63 5V4H62ZM65 5V6H66ZM91 5H92V3H91ZM105 5V4H104ZM108 5H110V4H107V6ZM117 5V4H116ZM116 5H115V7H116ZM120 5V4H119ZM125 5V3L123 2V6ZM138 5H136V6H138ZM143 5V4H142ZM153 5H155V4H153ZM161 6H163L164 5V2H163V5L162 4H160ZM177 5V4H176ZM214 5V4H213ZM254 5V4H253ZM261 5H263V3L261 4ZM3 6V5H2ZM11 6V5H10ZM44 6H45V4H44ZM54 6V5H53ZM56 6H57V4H56ZM69 6H71L70 4H69ZM79 6V5H78ZM77 6V7H78ZM87 6H88V4H87ZM100 6H102V4H101V2H100ZM112 6V5H111ZM110 6V7H111ZM150 6V5H149ZM157 5H155L154 7H156ZM209 6V5H208ZM222 6V5H221ZM226 6V5H225ZM234 6V5H233ZM238 6H240V4H238ZM248 6H250V5H248ZM252 6V5H251ZM4 7V6H3ZM7 7H8V5H7ZM22 7H25V6H22ZM42 7V6H41ZM61 7V6H60ZM59 7V8H60ZM83 7V6H82ZM88 7H90V6H88ZM88 7H86L85 9L87 10V8ZM104 7V6H103ZM110 7H107V8H110ZM113 7V6H112ZM127 7V6H126ZM125 7V8H126ZM143 7V6H142ZM144 7H146V8H148V6H144ZM143 7V8H144ZM152 7V6H151ZM174 7V6H173ZM241 7V6H240ZM256 7V6H255ZM263 7V6H262ZM11 8V7H10ZM16 8V7H15ZM28 8H31V5H29V7ZM44 8H46V7H44ZM54 8H56V7H54ZM64 7H62V9H63ZM70 8V7H69ZM72 8V7H71ZM70 8V9H71ZM75 8V7H74ZM92 8V7H91ZM95 8V7H94ZM105 8V7H104ZM140 8V7H139ZM138 8V9H139ZM150 8V7H149ZM159 8V7H158ZM184 8V7H183ZM182 8V9H183ZM188 8V9H189ZM228 8V7H227ZM230 8H232V7H230ZM237 8V7H236ZM17 9H19V7H17ZM23 9V8H22ZM50 9L52 10V6L50 7ZM73 9V8H72ZM77 9V8H76ZM80 9V8H79ZM89 9V8H88ZM127 9V8H126ZM130 9V8H129ZM156 9H157V7H156ZM165 9H166V6H165ZM164 9V10H165ZM203 9V10H204ZM233 9V8H232ZM255 9V8H254ZM261 9V8H260ZM263 9V8H262ZM31 10V9H30ZM33 10V9H32ZM31 10V11H32ZM37 10V9H36ZM44 10V9H43ZM55 10V9H54ZM57 10H58V8H57ZM69 10V9H68ZM86 10H84L85 12H86ZM97 10V9H96ZM113 10H115V9H113ZM113 10H111L113 13H115ZM131 10H132V8H131ZM140 10H142V9H140ZM139 10V11H140ZM184 10H186V9H184ZM202 10V9H201ZM202 10V11H203ZM213 10H214V7H213ZM216 10V9H215ZM214 10V11H215ZM227 10V9H226ZM234 10V9H233ZM240 10V9H239ZM242 10V9H241ZM251 10H253L252 8H250V7H247V6H244L243 7V11H242V17L243 18H245V19H247V21L248 22H254V20H253V18L250 16V14L252 13V11ZM256 10V9H255ZM11 11L13 12V9H0V16L1 15H3V14H9V13H11ZM29 11V10H28ZM59 11V10H58ZM75 11H77V10H75ZM74 11V12H75ZM81 11H83V9L81 10ZM83 11V12H84ZM92 11H93V9H92ZM91 11V12H92ZM99 11V10H98ZM116 11V10H115ZM135 11H136V9H135ZM134 11V12H135ZM139 11H138V13H139ZM166 12H167V10H165ZM165 11H163V12H165ZM187 11V10H186ZM190 11V10H189ZM188 11V12H189ZM201 11V12H202ZM220 11H221V9H220ZM251 11V13H249ZM261 11V10H260ZM263 11V10H262ZM25 13H26V11H24ZM37 12H38V10H37ZM52 12V11H51ZM54 12V11H53ZM52 12V13H53ZM66 12V11H65ZM83 12H82V14H83ZM87 12H88V10H87ZM90 12V11H89ZM100 12L101 11H99V15H100ZM134 12H132V14L134 13ZM160 12V11H159ZM165 12V13H166ZM201 12H199V13H201ZM204 12V11H203ZM206 12V11H205ZM231 12V11H230ZM230 12L228 13V14H230ZM233 12V11H232ZM14 13H15V11H14ZM23 13V12H22ZM27 13H30V12H27ZM51 13V14H52ZM62 13H64V12H62ZM73 13V12H72ZM77 13H78V11H77ZM96 14H97V12H95ZM105 13H106V15H108V13L109 12H106L105 11ZM131 13V12H130ZM161 13V12H160ZM174 13H176L175 12V10H174ZM173 13V14H174ZM179 13V12H178ZM184 13H185V11H184ZM198 13V12H197ZM207 13V12H206ZM217 13V12H216ZM221 13V12H220ZM239 13V12H238ZM237 13V14H238ZM258 13V12H257ZM261 12H259V14H260ZM262 13H264V11L262 12ZM261 13V14H262ZM12 14V13H11ZM16 14V13H15ZM33 14V13H32ZM35 14V13H34ZM50 14V17H52V15ZM61 14V13H60ZM81 14V13H80ZM86 14H89V13H86ZM116 14H117V12H116ZM142 14H143V12H141V16H142ZM170 14V13H169ZM189 14H190V12H189ZM213 14H214V12H213ZM212 14V16L214 17V15ZM235 14V13H234ZM253 14V13H252ZM20 15V14H19ZM22 15V14H21ZM37 15V13L35 14V16ZM49 15V14H48ZM48 15H47V17H48ZM55 15V14H54ZM59 15V13L57 14V16ZM66 15H67V13H66ZM69 15V14H68ZM71 15V14H70ZM76 15V14H75ZM79 14H77L76 16H78ZM112 15H115V14H112ZM135 15L137 16V14L135 13ZM146 16H147V14H145ZM159 15H161V14H159ZM162 15H163V13H162ZM176 15H177V13H176ZM219 15V14H218ZM226 15V14H225ZM262 15H264V14H262ZM261 15V16H262ZM23 16V18H24V15H22ZM60 16V15H59ZM104 15H102V17H103ZM119 16V15H118ZM135 16V17H136ZM165 16H166V14H165ZM174 16V15H173ZM190 16V15H189ZM227 16V15H226ZM253 16H255V14L253 15ZM26 18L24 19V23H22V26L19 28L18 27V29L16 28V29H14L13 31L12 30H10L11 29V25H10V23H12L11 21L10 22H7L6 21V24L8 23V25H2V22H1V19H0V109H4L3 111L6 113V117H5V114H4V112L2 113V114H0V126L2 125V128H3V130L0 132V140L1 141H4V142H6L7 143V145H4V143H3V145L4 146H6V148H5V150H8V148L9 147H11L13 144L15 145V146H13V147H15V148H18V149H16L15 150V148H14V150L15 151H10L9 153L8 152H6L5 153V151L3 152H1L0 153V264H134V263H136L135 261H137V262H139V261H142V256H145V255H148L149 253H148V251H146L145 249H147V248H149L150 247V250H151V245L150 244H148V245H150L149 247H142V245H140V244H136V245H134V244H131V243H127L129 240L131 241L132 239H130V238H133L134 236L132 235L133 234V231L134 230H131V229H128L127 227H129V226H127V227H125V225H123V226H121L122 224H119V220H116V218L112 215V217L111 216H109V215H107V213L105 214V215H103L104 216V219L103 218H101V220L100 221H98V222H96L95 221V223H92V224H88V227H87V229H85V233L83 234L82 233V226H81V228H80V230H77V229H74V231L72 232V233H70V231H67V230H64V228H67V227H61V228H63V229H59L58 230V228H55V229H53L54 231L53 232H50L51 230V228L49 229L48 227H50V225L49 226H47L48 224H43L44 226H42L41 228L43 229V230H39V229H41L39 226H38V221H37V223H36V220L34 219V217L35 216H33V214L31 215L30 214V210L28 211V210H26V206L28 205V200L29 199H31V198H29L30 197V195H33L34 194V189L36 188V186H38V185H36V186H34L35 184L33 183V182H30V179L32 180V179H34L33 177L36 175V174H38V172H37V170H36V172L34 173V169H33V167H32V165H29V164H26L27 162L26 161H24V160H22V158H24V157H27L28 155H30V152H32V149L33 148H35V147H33V145H34V140L35 139H33V131H34V128L36 127V129H37V126H35L34 127V124L36 123H34V117H35V119H36V116H35V111H34V107H35V109H36V106H34V102H37V101H34V93H33V91L35 90H33V87H37V86H33L34 85V82H35V80H34V77H35V75L38 73V63H37V58L39 57V55H38V51H40V50H42L43 49V47H41L38 51H37V53H36V56H37V58L35 57V61L32 59V56L33 55H31L30 54V52L32 51L31 49H33V42H32V40H34L33 39V34H35V33H37V32H34L35 30H37L38 31V29H35V30H31L32 32H29V28H31V27H29V28H26V25L28 24V26L30 25L29 23H31L33 20H34V17L31 15V13H30V15L29 14H26V16H25ZM45 17V16H44ZM50 17H49V20H50ZM64 17V16H63ZM74 17V16H73ZM87 17V16H86ZM89 17V16H88ZM90 17H91V15H90ZM100 17H101V15H100ZM105 17V16H104ZM110 17H112L111 15H110ZM117 17V16H116ZM115 17V18H116ZM123 17V16H122ZM124 17H126V16H124ZM129 17H131L130 15H129ZM134 17V18H135ZM139 17V16H138ZM172 17V16H171ZM180 17V16H179ZM225 16L223 15V17L222 18H224ZM233 17V16H232ZM264 17V16H263ZM262 17V18H263ZM2 19H4L3 17H1ZM10 18V17H9ZM22 18V19H23ZM43 18V17H42ZM46 18V17H45ZM53 18V17H52ZM51 18V19H52ZM95 18V17H94ZM96 18H97V16H96ZM107 18V17H106ZM113 18V20L115 19L114 18V16L112 17ZM119 18H120V20H123V19H121V16H119ZM142 18H143V16H142ZM146 18H148V17H146ZM145 18V19H146ZM174 18H175V16H174ZM183 18V17H182ZM203 18V17H202ZM206 18V17H205ZM215 18L217 19V17L215 16ZM221 18V19H222ZM228 18V17H227ZM261 18V19H262ZM12 19V18H11ZM14 19V18H13ZM12 19V20H13ZM35 19H37V18H35ZM40 19V18H39ZM48 19V18H47ZM55 20H56V18H54ZM61 19H63V18H61ZM80 19V18H79ZM78 19V20H79ZM85 18H83L82 20H84ZM93 19V18H92ZM105 19V18H104ZM109 19V18H108ZM108 19H107V22L106 23H109L108 22ZM127 19V18H126ZM150 19H152V18H150ZM159 19V18H158ZM158 19H156V20H158ZM162 19H163V17H162ZM165 19V18H164ZM189 19V18H188ZM210 19H212V18H210ZM220 19V20H221ZM259 19V18H258ZM260 19V20H261ZM6 20V19H5ZM5 20H4V22H5ZM15 20V19H14ZM17 20V19H16ZM65 20V19H64ZM67 20V19H66ZM89 20H91V19H89ZM98 20V19H97ZM97 20H95V22H98ZM101 20V19H100ZM112 20V19H111ZM130 20H132V19H130ZM140 20V19H139ZM147 20V19H146ZM145 20V21H146ZM190 20V19H189ZM191 20H192V18H191ZM204 20V19H203ZM203 20H202V22H203ZM207 20V19H206ZM205 20V21H206ZM225 20V19H224ZM223 20V22H225ZM228 20V19H227ZM244 20V19H243ZM264 20V19H263ZM42 21V20H41ZM86 21H87V19H86ZM116 21V20H115ZM129 21V20H128ZM134 21V20H133ZM141 21V20H140ZM144 21V22H145ZM170 21H171V18H170ZM175 21H176V19H175ZM182 21H183V19H182ZM188 21V20H187ZM209 21V20H208ZM211 21H213V20H211ZM229 21V20H228ZM239 21V20H238ZM19 22H21L20 20H19ZM55 22V21H54ZM58 22V24H59V21H57ZM56 22V23H57ZM70 22H72V20L70 21ZM77 22V21H76ZM75 21H73V23H72V25H76L75 23H76ZM80 22H82L81 20H80ZM92 22V21H91ZM90 22V23H91ZM93 22H94V20H93ZM103 22H104V20H103ZM112 22V21H111ZM120 22V21H119ZM132 22V21H131ZM149 22V21H148ZM151 22V21H150ZM158 22H159V20H158ZM235 22V21H234ZM245 22V21H244ZM261 22V21H260ZM263 22V21H262ZM36 23V22H35ZM46 23V22H45ZM53 23V22H52ZM64 23V22H63ZM89 23V24H90ZM100 23V22H99ZM129 22H127V24H128ZM143 23V22H142ZM155 23L157 24V22L155 21ZM166 23H167V20H166ZM171 23V22H170ZM170 23H168V24H170ZM175 23V22H174ZM178 23V22H177ZM180 23V22H179ZM191 23H192V21H191ZM191 23H186V24H190L191 25ZM200 23V22H199ZM226 23H228V22H226ZM247 23V22H246ZM259 23V22H258ZM26 24V25H25ZM33 24V23H32ZM37 24V23H36ZM65 24V23H64ZM66 24H68V22H66ZM88 24V25H89ZM120 24V23H119ZM118 24V25H119ZM132 24V23H131ZM141 24V23H140ZM147 24L149 25V23H147V21H146V26H147ZM152 24H153V22H152ZM156 24H154V25H156ZM161 24H162V22H161ZM214 24V23H213ZM217 24H218V22H217ZM216 24V25H217ZM242 24V23H241ZM19 25H21V24H19ZM47 25L49 26V22L47 23ZM55 25H57V24H55ZM70 25V23L68 24V26ZM80 25V24H79ZM78 25V28L77 27H75V28H77V29H79V27H83V26H79ZM86 25H87V23H86ZM92 25L94 26L95 25V23L93 24L92 23ZM106 25V24H105ZM122 25H123V23H122ZM132 25H134V24H132ZM153 25V26H154ZM201 25V24H200ZM203 25V24H202ZM201 25V26H202ZM229 25V24H228ZM260 25H261V23H260ZM97 28H99L98 26H97V24L95 25ZM101 26H103L102 24H101ZM107 26V25H106ZM109 26V25H108ZM110 26H111V24H110ZM113 26V25H112ZM120 26H121V24H120ZM128 26V25H127ZM126 26V27H127ZM135 26V25H134ZM140 26V25H139ZM150 26H151V23H150ZM157 26V25H156ZM160 26H162V25H160ZM164 26H165V24H164ZM191 26H193V24L191 25ZM191 26H190V29H191ZM200 26V27H201ZM204 26H206V25H204ZM215 26V25H214ZM237 26V25H236ZM23 27H24V31H25V28L26 29H29L28 30V34H25L26 35V37H21V35L19 36V33L20 32H18V30H22L23 29ZM40 27V26H39ZM62 27H63V25H62ZM66 27H67V25H66ZM88 27V26H87ZM95 27V28H96ZM114 27V26H113ZM125 27V26H124ZM129 27V26H128ZM131 27V26H130ZM176 27V26H175ZM209 27V26H208ZM210 27H211V24H210ZM215 27H217V26H215ZM224 27V26H223ZM226 27V26H225ZM249 27V26H248ZM251 27V26H250ZM34 28H36V27H34ZM41 28V27H40ZM43 28V27H42ZM44 28H46V27H44ZM53 28V27H52ZM57 28V27H56ZM56 28H53V29H56ZM60 28V27H59ZM58 28V29H59ZM69 28V27H68ZM67 28V29H68ZM71 28H73V27H71ZM95 28H93V30L95 29ZM111 28V27H110ZM109 28V29H110ZM132 28V27H131ZM134 28V27H133ZM140 28H141V26H140ZM143 28V27H142ZM146 28V27H145ZM147 28H148V26H147ZM154 28V27H153ZM203 28V27H202ZM201 28V29H202ZM206 28V27H205ZM204 28V29H205ZM218 28V27H217ZM234 28V27H233ZM262 28V27H261ZM12 29H13V27H12ZM62 29H64V28H62ZM66 29V28H65ZM86 29V28H85ZM88 29V28H87ZM102 29V28H101ZM104 29V28H103ZM108 29V28H107ZM107 29H105V30H107ZM130 29V28H129ZM134 29H136V28H134ZM137 29H138V27H137ZM149 29H152V28H149ZM155 29H156V27H155ZM162 29H163V26H162ZM164 29H166V28H164ZM173 29V28H172ZM189 29V28H188ZM223 29V28H222ZM90 30V29H89ZM88 30V31H89ZM98 30V29H97ZM119 30V29H118ZM117 30V31H118ZM120 30H122V29H120ZM119 30V31H120ZM125 30V29H124ZM148 30V29H147ZM179 30V29H178ZM177 30V31H178ZM194 30H195V28L193 27V29H192V32H190L189 34L190 35H192L193 34V32H194ZM203 30V29H202ZM201 30V31H202ZM209 30H213V28H211V29H209ZM209 30H207L206 31V33H205V36H206V34H207V32L209 31ZM219 30H221V29H219ZM218 30V31H219ZM241 30V29H240ZM261 30V29H260ZM263 30V29H262ZM23 31V33H25ZM41 31H42V29H41ZM44 31V30H43ZM46 31H47V29L45 30V33H46ZM49 31V30H48ZM65 31V30H64ZM64 31H63V33H64ZM72 30H70V32H71ZM77 32L79 31V30H76ZM111 31H113V30H111ZM134 31V30H133ZM141 31V30H140ZM139 31V32H140ZM152 31H154L153 29H152ZM158 31H159V29H158ZM158 31H154L155 33H157ZM172 31V30H171ZM171 31H170V33H171ZM174 31V30H173ZM176 31V30H175ZM182 31V30H181ZM186 31V30H185ZM188 31V30H187ZM205 31V30H204ZM226 31V30H225ZM236 31V34H235V36L237 35V29L235 30ZM238 31H239V29H238ZM259 31V30H258ZM54 32V31H53ZM102 32H104L103 30H102ZM106 32V31H105ZM116 32V31H115ZM122 32V31H121ZM146 32V31H145ZM148 32V31H147ZM197 32V31H196ZM227 32V31H226ZM231 32H232V30H231ZM230 32V33H231ZM243 32V31H242ZM242 32L240 31L239 33H241L242 34ZM254 32V31H253ZM263 32V31H262ZM22 33V34H23ZM51 33V29H50V31H49V33H47V34H45V35H47V36H49V34ZM66 33H67V30H66ZM69 33V32H68ZM72 33H74V31H72ZM76 33V32H75ZM80 33H81V31H80ZM82 33H87V32H82ZM92 33H93V31H92ZM97 33H99V32H97ZM96 33V34H97ZM101 33V32H100ZM111 33V32H110ZM118 33V32H117ZM123 34H124V32H122ZM122 33H121V35H122ZM151 33V32H150ZM166 33V32H165ZM181 33V32H180ZM209 33V32H208ZM214 33H217V32H214ZM214 33H212L211 32V34L209 33V35H211V36H213L214 35ZM223 33H224V31H223ZM258 33V32H257ZM79 34V33H78ZM88 34V33H87ZM96 34H94V35H96ZM104 34L105 33H103L102 35L104 36ZM108 34H109V32H108ZM134 34V33H133ZM147 34V33H146ZM153 34V33H152ZM158 34V33H157ZM167 34H169V33H167ZM172 34V33H171ZM213 34V35H212ZM226 34V33H225ZM228 34H229V32H228ZM244 34H245V32H244ZM247 34V33H246ZM252 34V33H251ZM263 34V33H262ZM24 35V34H23ZM51 35V34H50ZM54 36H55V34H53ZM56 35H57V33H56ZM61 35H62V33H61ZM64 35V34H63ZM69 35V34H68ZM72 34H70V36H71ZM75 35H77V34H75ZM75 35H72L71 37L73 38ZM89 35V34H88ZM88 35H84L83 37H86V36H88ZM93 35V34H92ZM100 35V34H99ZM118 35V34H117ZM139 35L140 34H138V37L137 38H139ZM144 35V34H143ZM148 35H149V33H148ZM183 35H184V33H183ZM197 35V34H196ZM203 35V34H202ZM208 35V34H207ZM220 35V34H219ZM36 35H34V37H35ZM42 37H44L43 35H41ZM58 36V35H57ZM70 36L68 37L69 38V41H70ZM91 36V35H90ZM129 36V35H128ZM132 36V35H131ZM147 36V35H146ZM160 36H161V34H160ZM159 35H158V38L160 37ZM177 36H178V33H177ZM204 36V35H203ZM232 36V34L230 35V37ZM255 36V35H254ZM257 36V35H256ZM255 36V37H256ZM37 37H39L38 35H37ZM59 37H61V36H59ZM81 38H82V36H80ZM97 37V36H96ZM125 37V36H124ZM127 37V36H126ZM130 37V36H129ZM141 37V36H140ZM150 38L152 37L151 35L149 36ZM174 37V36H173ZM176 37V36H175ZM174 37V38H175ZM184 37V36H183ZM194 37H196L195 36V34H194ZM200 37V36H199ZM208 37V36H207ZM264 37V36H263ZM263 37L261 36V38H262V40H264L263 39ZM44 38H46V37H44ZM43 38V39H44ZM49 38H52L51 36L49 37ZM55 38H56V36H55ZM64 38V37H63ZM62 38V39H63ZM68 38H66V40L68 39ZM92 38V37H91ZM91 38H90V41H91ZM99 38H100V36H99ZM106 38V37H105ZM119 38V37H118ZM117 38V39H118ZM133 38V37H132ZM132 38H131V40H132ZM147 39H148V37H146ZM150 38H149V40H150ZM153 38H154V36H153ZM152 38V39H153ZM161 38V37H160ZM187 38H189V37H187ZM191 38V37H190ZM190 38L188 39V40H190ZM210 38V37H209ZM212 38H214L215 39V37H212ZM211 38V39H212ZM232 38H233V36H232ZM241 38V37H240ZM243 38V37H242ZM256 38H258V37H256ZM259 38H260V36H259ZM88 39V38H87ZM102 39H104V38H102ZM102 39H100V40H102ZM127 39H129V38H127ZM151 39V40H152ZM156 39H157V37H156ZM156 39H155V41H156ZM177 39H178V37H177ZM192 39V38H191ZM200 39V38H199ZM207 39V38H206ZM212 40V41H215V40ZM219 40H220V38H218ZM224 39V38H223ZM229 39V38H228ZM237 39V38H236ZM239 39V38H238ZM251 39V38H250ZM253 39H254V37H253ZM252 39V40H253ZM37 40H40V39H36V41ZM49 40V39H48ZM52 40H54V38L52 39ZM72 40L73 39H71V43H73L72 42ZM96 40V42H97V38L95 39ZM99 40V41H100ZM108 40H110V39H108ZM108 40H107V42H108ZM115 40V39H114ZM125 40H126V38H125ZM135 40V39H134ZM141 40V39H140ZM146 40V39H145ZM163 40V39H162ZM222 40V39H221ZM230 40H233V39H230ZM235 40V39H234ZM245 40H246V38H245ZM56 41H58V38H57V40H55V42ZM68 41V40H67ZM75 41V40H74ZM83 41V40H82ZM86 41V40H85ZM105 41V40H104ZM103 41V42H104ZM112 41V40H111ZM117 41V40H116ZM121 41V40H120ZM122 41H123V39H122ZM129 41V40H128ZM138 41H139V39H138ZM148 41V40H147ZM183 41H185V40H183ZM191 41V40H190ZM190 41H187V42H190ZM200 41H201V39H200ZM209 41H210V39H209ZM209 41H207L206 42V44L208 45V42ZM216 41H218V40H216ZM226 41V40H225ZM244 41V40H243ZM250 41V40H249ZM50 42V41H49ZM63 42H64V40H63ZM81 42V41H80ZM79 42V43H80ZM87 42V41H86ZM92 42H94V41H92ZM112 42H114V41H112ZM143 42V38H142V40H141V43ZM154 42V41H153ZM160 42V41H159ZM163 42V41H162ZM171 42V41H170ZM246 42H247V40H246ZM263 42V41H262ZM41 43V42H40ZM43 43V42H42ZM66 43V42H65ZM76 43V42H75ZM83 43V42H82ZM120 43V42H119ZM122 43V42H121ZM150 43V42H149ZM165 43V42H164ZM210 43V42H209ZM217 43V42H216ZM234 43V42H233ZM251 43V44H250ZM37 44L38 45H40L39 43H38V41H37ZM43 44H45V43H43ZM43 44L41 45V46H43ZM47 44H48V42H47ZM57 44V43H56ZM63 44V43H62ZM70 44V43H69ZM86 44H88V43H86ZM86 44H85V46H86ZM93 44V43H92ZM118 44V43H117ZM145 44H146V42H145ZM147 44H148V42H147ZM163 44V43H162ZM217 44H219V43H217ZM241 44V43H240ZM239 44V45H240ZM261 43H260V39H258V40H254V42L252 43V42H249V48H250V51H251V48H253V47H258L259 45H260ZM55 45V44H54ZM57 45H59V44H57ZM83 45V44H82ZM95 45V43L93 44V45H91V46H94ZM99 45V44H98ZM126 45V44H125ZM131 45V44H130ZM214 45V44H213ZM212 44H211V46H213ZM231 45V44H230ZM237 45H238V43H237ZM238 45V46H239ZM245 45V44H244ZM56 46V45H55ZM60 46H61V43H60ZM64 46H66V44L64 45ZM64 46H62L63 48H64ZM88 46H90V45H88ZM96 46V45H95ZM120 46V45H119ZM161 46V45H160ZM208 46H210V45H208ZM229 46V45H228ZM228 46H226L227 47V50L230 48H228ZM238 46H235V47H238ZM241 46V45H240ZM35 48L37 47V46H34ZM39 47V46H38ZM75 47V46H74ZM76 47H77V45H76ZM78 47H79V45H78ZM102 47V46H101ZM117 47H118V45H117ZM121 47V46H120ZM122 47H124V46H122ZM144 48H145V45L143 46ZM226 47H225V49H226ZM244 47V46H243ZM264 47V46H263ZM50 48V47H49ZM51 48H54L53 46L51 47ZM58 48V47H57ZM57 48H56V51L58 52L59 50H57ZM71 48V47H70ZM80 48V47H79ZM86 48V47H85ZM96 48V47H95ZM107 48V47H106ZM109 48H110V46H109ZM108 48V49H109ZM130 48V47H129ZM133 48L135 49V47H134V45H133ZM152 48V47H151ZM150 48V49H151ZM155 48V47H154ZM164 48V47H163ZM167 48V47H166ZM210 48V47H209ZM256 48H254V49H256ZM47 49V48H46ZM58 49H60V48H58ZM66 49V48H65ZM77 49V48H76ZM81 49V48H80ZM80 49H78L79 51H81ZM89 49V48H88ZM97 49V48H96ZM95 49V50H96ZM100 49V48H99ZM125 49V48H124ZM157 49V48H156ZM156 49H155V51H156ZM192 49V48H191ZM190 49V50H191ZM234 49V48H233ZM240 49V48H239ZM243 49V48H242ZM241 49V50H242ZM248 49V48H247ZM37 49H35V51H36ZM44 50V49H43ZM50 50V49H49ZM54 50V49H53ZM67 50V49H66ZM71 50H73V49H71ZM76 51V53L77 52H79V51ZM92 50V49H91ZM94 50V49H93ZM110 50H112L111 48H110ZM118 49H116V51H117ZM137 50H140L139 48H137ZM146 50H148V49H146ZM153 50V52H155L154 51V49H152ZM196 50V49H195ZM230 50V49H229ZM236 50V49H235ZM234 50V51H235ZM258 50V49H257ZM46 51V50H45ZM51 51H52V49H51ZM65 51V50H64ZM64 51H63V53H64ZM70 51V50H69ZM75 51V50H74ZM74 51H72V52H74ZM88 51V50H87ZM105 51V50H104ZM114 51V50H113ZM112 51V52H113ZM119 51V50H118ZM117 51V52H118ZM121 51V50H120ZM119 51V54H121V52ZM131 51H133V49L131 50ZM135 52H137L136 50H134ZM133 51V52H134ZM149 51V50H148ZM147 51V52H148ZM151 51V50H150ZM149 51V52H150ZM233 51V52H234ZM238 51V49L236 50V52ZM245 51V50H244ZM248 51V50H247ZM262 51V50H261ZM34 52V51H33ZM82 52V54H83V51H81ZM88 52H90V50L88 51ZM134 52V53H135ZM143 52V51H142ZM148 52V53H149ZM199 52V51H198ZM226 52V51H225ZM224 52V53H225ZM239 52V51H238ZM251 52H253V51H251ZM255 52V51H254ZM253 52V53H254ZM32 53V52H31ZM68 54H69V52H67ZM102 53V52H101ZM116 53V52H115ZM124 53V52H123ZM130 53H132V52H130ZM145 53V52H144ZM151 53V52H150ZM191 53V52H190ZM196 53H197V50H196ZM200 53V52H199ZM222 53V52H221ZM229 53V52H228ZM246 54L248 53V52H245ZM253 53H252V56H253ZM34 54H35V52H34ZM41 54H43V51H42V53H40V55ZM72 54V53H71ZM74 54V53H73ZM70 55V59H71V56H72V58H73V56L75 57L76 55L74 54V55ZM90 54H92V53H90ZM95 54V53H94ZM107 54V53H106ZM113 54V53H112ZM156 54V53H155ZM213 54V53H212ZM237 54V53H236ZM235 54V55H236ZM245 54V55H246ZM251 54V53H250ZM43 55H45V53L43 54ZM49 55H51V54H48V56ZM67 55V54H66ZM86 55V54H85ZM103 55H104V52H103ZM103 55L101 56V57H103ZM124 55V54H123ZM128 55V54H127ZM131 55V54H130ZM134 55V54H133ZM137 55H138V53H137ZM137 55H135V56H137ZM142 56H143V54H141ZM147 55V54H146ZM161 55H162V53H161ZM160 55V56H161ZM194 55V53H192V57H193V59L192 58H190L191 59V61L192 60H194L195 58H198L196 55H198V54H196L195 56L196 57H194L193 56ZM200 55H202V54H200ZM214 55V54H213ZM226 55V54H225ZM238 55V54H237ZM262 57H263V59H264V53H262ZM23 57V59L21 60L20 59V57ZM54 56V55H53ZM79 56H82V55H79ZM78 56V57H79ZM84 56V55H83ZM92 56V55H91ZM112 56V55H111ZM125 56V55H124ZM123 56V57H124ZM141 56V57H142ZM223 56H224V54H223ZM55 57V56H54ZM77 57V58H78ZM93 57H95V56H93ZM96 57H99L98 56V54L96 55ZM95 57V58H96ZM121 57H122V55H121ZM122 57V58H123ZM140 57V56H139ZM144 57H146L145 55L143 56V58ZM151 57V56H150ZM188 57H190V55H188ZM220 57V56H219ZM234 58H235V56H233ZM240 57H242V60L244 59V58H246V59H244V60H248L249 61V58H248V56L247 57H243L242 55H240ZM255 58H256V56H254ZM260 57V56H259ZM39 58H42V56H40ZM68 58H69V56H68ZM76 58V59H77ZM84 58V57H83ZM82 58V59H83ZM87 58V57H86ZM125 58V57H124ZM133 58V57H132ZM253 58V57H252ZM45 59V58H44ZM65 59V58H64ZM75 59V58H74ZM75 59V60H76ZM82 59L80 60V61H82ZM88 59V58H87ZM111 59H112V57H111ZM113 59H115L114 57H113ZM112 59V60H113ZM119 59V58H118ZM131 59V58H130ZM139 58H137V60H138ZM142 59V58H141ZM156 59V58H155ZM169 59V58H168ZM188 59V58H187ZM189 59V60H190ZM224 59H225V56H224ZM227 59V58H226ZM39 60V59H38ZM51 60H52V58H51ZM54 60V59H53ZM79 60V59H78ZM108 60V59H107ZM106 60V61H107ZM120 60H121V58H120ZM129 60V59H128ZM132 60V59H131ZM143 60L144 59H142L141 61L143 62ZM157 60V59H156ZM189 60H187V62L189 61ZM197 59H195V61H196ZM221 60H222V58H221ZM235 60H237V59H235ZM260 60V59H259ZM262 60V59H261ZM40 61V60H39ZM58 61V60H57ZM61 61V60H60ZM87 61V60H86ZM95 61H97V60H92L91 62L92 63H94ZM109 61V60H108ZM107 61V62H108ZM122 61V60H121ZM124 61V60H123ZM122 61V62H123ZM166 61H168V60H166ZM198 61V60H197ZM197 61H196V63H197ZM201 61V60H200ZM254 61V60H253ZM55 62H56V60H55ZM54 62V63H55ZM87 62H89V60L87 61ZM90 62V63H91ZM106 62V63H107ZM114 62V61H113ZM122 62L120 63V64H122ZM146 62V61H145ZM150 62V61H149ZM148 62V63H149ZM165 62V61H164ZM181 62V61H180ZM179 62V63H180ZM183 62V61H182ZM242 62V61H241ZM63 63V62H62ZM61 62L59 63V64H62ZM74 63V62H73ZM84 63H85V61H84ZM91 63V64H92ZM129 63V62H128ZM130 63H132V62H130ZM135 63H137V62H135ZM147 63V62H146ZM154 63V61H152V63L151 64H153ZM178 63V64H179ZM184 65H188V64H186V62L184 61ZM201 63V62H200ZM200 63H198V64H200ZM230 62H228V63H226V64H229ZM232 63V62H231ZM257 63V62H256ZM41 64V63H40ZM66 64V63H65ZM86 64V63H85ZM95 64V63H94ZM110 64V63H109ZM109 64H107V65H109ZM114 64V63H113ZM120 64H119V67H120ZM144 64V63H143ZM150 64V65H151ZM195 64V63H194ZM216 64V63H215ZM221 65L222 64V62L221 63H218V65ZM225 64V65H226ZM241 64V66H242V63H240ZM248 64H250V63H248ZM48 65V64H47ZM64 65V64H63ZM88 65H90V64H87V66ZM96 65L97 66H100V65H98V62L96 63ZM127 65V64H126ZM132 65V64H131ZM140 65H141V63H140ZM157 65V64H156ZM155 65V66H156ZM182 65V64H181ZM217 65V64H216ZM215 65V66H216ZM219 65V66H220ZM224 65V64H223ZM224 65V66H225ZM235 65V64H234ZM253 65V64H252ZM255 65H257V64H255ZM40 66V65H39ZM45 66V65H44ZM58 66V65H57ZM78 65L76 64V67H77ZM84 66V65H83ZM83 66H81V68L83 67ZM86 66V65H85ZM110 66V65H109ZM109 66H107L108 68H110ZM114 66V65H113ZM143 66V65H142ZM172 66V65H171ZM176 66V65H175ZM180 66V65H179ZM179 66H177V67H179ZM196 66V65H195ZM194 66V67H195ZM200 67H201V65H199ZM198 66V67H199ZM204 66V68H205V65H203ZM206 66H209V65H206ZM214 66V65H213ZM218 66V69H219V72H220V67ZM223 66V67H224ZM241 66H240V68H241ZM246 66H247V64H246ZM63 67V66H62ZM67 67H69V66H67ZM71 67V66H70ZM90 67V66H89ZM94 67H95V65H94ZM104 67H106V65L104 66ZM138 67H140V66H138ZM148 67V66H147ZM154 67V66H153ZM228 67H229V65H228ZM38 68V69H37ZM42 68L44 69V67L42 66ZM42 68H40V69H42ZM52 68H54V67H52ZM66 68V67H65ZM64 68V69H65ZM80 68V69H81ZM84 68V67H83ZM82 68V69H83ZM96 68H99V67H96ZM95 68V69H96ZM113 68V67H112ZM115 68H116V66H115ZM123 68H124V66H123ZM134 68V67H133ZM140 68H142V67H140ZM139 68V69H140ZM158 68V67H157ZM160 68V67H159ZM176 68V67H175ZM174 68V69H175ZM251 68V67H250ZM55 69V68H54ZM57 69H59V68H57ZM71 69V68H70ZM85 69V68H84ZM90 70L89 71H91V69L92 68H89ZM114 69V68H113ZM128 68L126 67V69H125V71L127 70ZM136 69H138V68H136ZM181 69H183L182 67H181ZM186 69V68H185ZM188 69V68H187ZM191 69V68H190ZM199 69V68H198ZM197 69V70H198ZM209 69V68H208ZM213 70H215V68L213 67L212 68ZM217 69V68H216ZM235 69V68H234ZM255 69H257V67H255ZM258 69H259V67H258ZM257 69V70H258ZM262 69V70H261ZM51 70V69H50ZM53 70V69H52ZM61 70H63V69H61ZM73 70H76V69H72V71ZM100 70V69H99ZM122 70V69H121ZM202 70H203V68H202ZM221 70H223V68L221 69ZM226 69L224 68V72H226L225 71ZM242 70V69H241ZM245 70V72H246V68L244 69ZM247 70H248V67H247ZM260 70H261V72L264 74V67H261L260 68ZM55 71H56V69H55ZM65 71V70H64ZM67 71V70H66ZM66 71H65V73H66ZM69 71V70H68ZM71 71V70H70ZM94 71H96V70H94ZM109 71V70H108ZM137 71V70H136ZM140 72H141V70H139ZM178 71H180V70H177V72ZM185 71V70H184ZM193 72H194V69L192 70ZM200 71V70H199ZM206 71L208 72V70L206 69ZM205 71V72H206ZM210 71H212L211 70V68H210ZM230 71V70H229ZM228 71V72H229ZM240 71V70H239ZM251 71H253V70H251ZM256 71V70H255ZM259 71V70H258ZM42 72V71H41ZM57 72V71H56ZM80 72V71H79ZM88 72V71H87ZM115 72H116V70H115ZM127 72V71H126ZM140 72H139V74H140ZM187 73L188 72H190V71H186ZM201 72H203V71H201ZM40 73V72H39ZM38 73V74H39ZM46 73V72H45ZM48 73V72H47ZM46 73V74H47ZM51 73L52 72H50L49 74L51 75ZM58 73H59V71H58ZM73 73V72H72ZM76 73V72H75ZM83 73V72H82ZM86 73V72H85ZM112 73H114V72H112ZM131 73V72H130ZM143 73V72H142ZM175 72H172V74H174ZM179 73V72H178ZM186 73V74H187ZM209 73V72H208ZM207 73V74H208ZM216 73H217V70H216ZM240 74H241V71L239 72ZM247 73H248V71H247ZM251 73V72H250ZM254 73V72H253ZM256 73V72H255ZM56 74V73H55ZM77 74V73H76ZM75 74V75H76ZM93 73L91 72V76H93L92 75ZM117 74V73H116ZM182 74V73H181ZM194 74V73H193ZM197 74H199V72H197ZM196 74V75H197ZM204 74V73H203ZM219 74V73H218ZM231 74V73H230ZM239 74V75H240ZM242 74H243V72H242ZM244 74H246V73H244ZM261 74V73H260ZM259 74V75H260ZM50 75H48V77L50 76ZM83 75V74H82ZM107 75V74H106ZM105 75V76H106ZM120 75V74H119ZM145 75V74H144ZM144 75H143V77H144ZM164 75H166V73L164 74ZM185 75V74H184ZM184 75H183V78H184ZM196 75H192V77L193 76H196ZM204 75H206V73L204 74ZM20 76H22V78H19ZM43 76V75H42ZM41 76V77H42ZM52 76V75H51ZM53 76H54V73H53ZM65 76V75H64ZM80 76V75H79ZM139 76V75H138ZM148 76V75H147ZM157 76L158 75H156V78H157ZM163 76V75H162ZM180 76H182V75H180ZM199 75H197V77H198ZM207 76V75H206ZM213 76V75H212ZM217 76V75H216ZM222 76V75H221ZM228 76V75H227ZM237 76V75H236ZM243 76V75H242ZM245 76V75H244ZM261 76V75H260ZM260 76H258V77H260ZM55 77V76H54ZM58 77V76H57ZM61 77H62V75H61ZM78 77V76H77ZM106 77H108V76H106ZM123 77V76H122ZM133 77V76H132ZM140 77H141V75H140ZM152 77V76H151ZM151 77L148 79V80H151ZM176 77H178V76H176ZM210 77V76H209ZM209 77H207V79L209 78ZM224 77V76H223ZM241 77V76H240ZM39 78H40V76H39ZM38 78V79H39ZM43 78V77H42ZM41 78V79H42ZM58 78H60V76L58 77ZM78 78H80V77H78ZM78 78H77V80H78ZM84 78V77H83ZM90 78V77H89ZM109 78H110V76H109ZM137 78V77H136ZM153 78V77H152ZM159 78V77H158ZM186 78V77H185ZM184 78V79H185ZM196 78V77H195ZM201 78H202V80L201 81H204L205 79H204V77H202V75H201ZM217 78V77H216ZM219 78H220V76H219ZM236 78V77H235ZM251 78V77H250ZM257 78V77H256ZM45 79V78H44ZM46 79H47V77H46ZM45 79V80H46ZM49 79V78H48ZM57 79V78H56ZM72 79V78H71ZM74 79H75V77H74ZM80 79H82V78H80ZM91 79V78H90ZM96 79V78H95ZM95 79H94V81H95ZM113 79V77L111 78V80ZM117 79V78H116ZM140 79V78H139ZM142 79V78H141ZM140 79V80H141ZM176 79V78H175ZM191 79V78H190ZM197 79V78H196ZM210 79V78H209ZM229 79V78H228ZM241 79V78H240ZM243 79V78H242ZM246 78H244V80H245ZM258 79V78H257ZM44 80V81H45ZM51 80V79H50ZM50 80H48V83H50L51 84V82H49ZM53 80V79H52ZM61 79H59V81H60ZM69 80V79H68ZM76 80V81H77ZM84 80V85L87 83V79H86V83H85V79H83ZM114 80V79H113ZM145 80H147V79H145ZM162 80V79H161ZM186 80V79H185ZM193 80H194V77H193ZM197 80H199V79H197ZM197 80H195L196 82H197ZM216 80V79H215ZM220 80V79H219ZM227 80V79H226ZM243 80V81H244ZM253 80V79H252ZM55 80H53V82H54ZM58 81V80H57ZM59 81L57 82V84H59ZM75 81V80H74ZM73 81V82H74ZM173 81H176V80H173ZM178 81V80H177ZM191 81V80H190ZM206 81V80H205ZM221 81H223L222 79H221ZM247 81H249V79L247 80ZM258 81V80H257ZM261 81V80H260ZM39 82V81H38ZM43 82V81H42ZM70 82H72V81H70ZM80 81H78V83H79ZM83 82V81H82ZM115 82V81H114ZM113 82V83H114ZM116 82H117V80H116ZM134 82V81H133ZM155 82V81H154ZM181 82H183V81H181ZM187 82V81H186ZM185 82V83H186ZM196 82H194V83H196ZM209 82V81H208ZM217 82V81H216ZM263 82H264V80H263ZM81 83V82H80ZM105 84L104 85H106V83L107 82H104ZM110 83V82H109ZM138 83V82H137ZM158 83H159V81H158ZM157 83V84H158ZM178 83H179V81H178ZM226 83H227V81H226ZM246 83V82H245ZM40 84H41V82H40ZM55 84V83H54ZM115 84H117V83H115ZM140 84H143V83H140ZM152 84H154V83H152ZM156 84V83H155ZM160 84V83H159ZM167 84V83H166ZM165 84V85H166ZM173 84H175L176 85V83H173ZM189 84V83H188ZM196 84H199L198 82L196 83ZM195 84V85H196ZM233 84V83H232ZM241 84V83H240ZM239 84V85H240ZM36 85V84H35ZM45 85H47V82L45 83ZM61 85V84H60ZM69 85V84H68ZM71 85V84H70ZM79 85H81V84H79ZM83 84L81 85V86H84ZM113 85V84H112ZM121 85V84H120ZM125 85V84H124ZM124 85H122V86H124ZM168 85V84H167ZM169 85H171V84H169ZM180 84H178V85H176V87H178ZM201 85V84H200ZM204 85H205V83H204ZM200 86V87H205V86ZM228 85V84H227ZM226 85V86H227ZM243 85H244V82H243ZM246 85H248V84H246ZM263 85V84H262ZM48 86V85H47ZM51 86H52V84L50 85V89H51ZM97 86V85H96ZM141 86V85H140ZM143 86H144V84H143ZM147 86V85H146ZM154 86V85H153ZM183 86V85H182ZM181 86V87H182ZM185 86V85H184ZM184 86L182 87L183 89H184ZM190 86V85H189ZM189 86H187V87H189ZM198 86V85H197ZM197 86H195L196 87V90H195V88H194V91L196 92L197 90H199V89H197ZM209 86V85H208ZM238 86V85H237ZM249 86V85H248ZM251 86V85H250ZM252 86H254V84L252 85ZM258 86V85H257ZM38 87H39V85H38ZM42 87H43V85H42ZM56 87V89H57V86H55ZM55 87H52V90H53V88H55ZM71 86H69V88H70ZM92 87V86H91ZM106 87H107V85H106ZM106 87H105V89H106ZM116 87V86H115ZM126 87V86H125ZM151 87V86H150ZM171 87V86H170ZM181 87L179 88L180 89V91H181ZM241 87V86H240ZM240 87L238 88V90H240ZM44 88V87H43ZM68 88V89H69ZM87 88V87H86ZM112 88V87H111ZM139 88V87H138ZM141 88V87H140ZM164 88H166V87H164ZM163 88V89H164ZM186 88V87H185ZM190 88V87H189ZM192 88V87H191ZM236 88V87H235ZM254 88V87H253ZM252 88V89H253ZM37 89V88H36ZM39 89V88H38ZM49 89V90H50ZM63 89V88H62ZM66 89V88H65ZM89 89V88H88ZM91 89V88H90ZM148 89V88H147ZM153 89V88H152ZM158 89V88H157ZM169 89V88H168ZM173 89H175V87H173ZM177 89V88H176ZM182 89V90H183ZM187 89V88H186ZM185 89V90H186ZM203 89V88H202ZM202 89H200V90H202ZM228 89V88H227ZM71 90V89H70ZM85 90H87V89H85ZM84 90V91H85ZM94 90V89H93ZM125 90H126V88H125ZM128 90V89H127ZM138 90H140V89H138ZM143 90H146L145 88L143 89ZM154 90V89H153ZM159 90V89H158ZM185 90H183V91H185ZM192 90V89H191ZM230 90V89H229ZM237 90V91H238ZM251 90V89H250ZM41 91V90H40ZM68 91V90H67ZM98 91H102V89L101 90H98ZM108 90L106 89V91H104L103 90V92H102V94H106V92H107ZM133 91L134 90H132V93H133ZM160 91V90H159ZM161 91H163L162 89H161ZM164 91H166V90H164ZM168 91V90H167ZM174 91V90H173ZM182 91V92H183ZM189 91V90H188ZM188 91L186 92V93H188ZM224 91V90H223ZM255 91H257V99L259 100V103L258 104H256L257 105V107L255 106L254 108L255 109H259V107L260 106H262L264 103V88L263 87H261L260 86V88L258 87L257 89H255ZM52 92V91H51ZM71 92V91H70ZM69 92V93H70ZM75 92H77V90H75ZM79 92V91H78ZM86 92V91H85ZM92 92V91H91ZM90 92V93H91ZM94 92V91H93ZM92 92V93H93ZM122 92V91H121ZM150 92H152V90H150ZM190 92V91H189ZM248 92V91H247ZM247 92H245V93H247ZM251 92V91H250ZM254 92V91H253ZM37 93V92H36ZM40 93V95L42 94L41 92H39ZM48 94H50L49 92H47ZM46 93V94H47ZM54 93V92H53ZM55 93H56V91H55ZM62 93V92H61ZM64 94L63 95H65V92H63ZM67 93V92H66ZM72 93V92H71ZM83 93V92H82ZM81 93V94H82ZM88 93V92H87ZM146 93V92H145ZM165 93V92H164ZM170 93V92H169ZM194 93V92H193ZM198 94H199V91L197 92ZM214 93H215V91H214ZM222 93H224V95H225V97H226V93L225 92H222ZM244 93V94H245ZM48 94H47V96H48ZM52 94V93H51ZM59 94V93H58ZM149 94V93H148ZM161 94V93H160ZM181 94V93H180ZM179 94V95H180ZM183 94V93H182ZM191 94V92L189 93V95ZM195 94V93H194ZM194 94H192L193 96H194ZM202 94V93H201ZM221 94V93H220ZM24 95V96H23ZM42 95H44V94H42ZM62 95V94H61ZM94 95V94H93ZM96 95V94H95ZM122 95V94H121ZM155 95V94H154ZM159 95V94H158ZM164 95H166V94H164ZM189 95H187V96H189ZM206 95V94H205ZM215 95V94H214ZM223 95V96H224ZM228 95V94H227ZM236 95V94H235ZM256 95V94H255ZM53 96V95H52ZM66 96V98L64 99V98H62V100L64 99V100H66V101H69V102H71V103H73V101H75V103L76 104H78V101H77V98H76V96H75V94H74V96H73V94L71 95H69V94H67V95H65ZM86 96V95H85ZM112 96V95H111ZM123 96V95H122ZM130 96H132V95H130ZM181 96V95H180ZM183 96V95H182ZM192 96V97H193ZM203 96V95H202ZM213 96V95H212ZM211 96V97H212ZM220 96L221 95H219V98H220ZM238 96V95H237ZM41 97V96H40ZM39 97V99L41 100V98ZM59 97H61V96H59ZM87 97V96H86ZM86 97H84V98H86ZM98 97V95L96 96V97H94V99H93V101L92 102H96L97 101V98ZM134 97V96H133ZM144 97V96H143ZM145 97H146V95H145ZM156 97V96H155ZM172 97V96H171ZM209 98V99H212V98ZM216 97V96H215ZM231 97V96H230ZM232 97H234L235 98V96H232ZM241 97V96H240ZM255 97V96H254ZM23 98V99H22ZM42 98H44V97H42ZM48 98V97H47ZM51 98V97H50ZM53 98H54V96H53ZM92 98H93V96H92ZM131 98V97H130ZM130 98H127L128 100L130 99ZM175 98V97H174ZM188 98V97H187ZM196 98V101H197V103L198 102H201V101H198V97L196 96L195 97ZM201 98V97H200ZM218 98V93H217V97H216V99ZM58 98L56 97L55 98V100H57ZM183 99V98H182ZM192 99V98H191ZM190 99V97H189V101L191 100ZM203 99V98H202ZM233 99V98H232ZM240 99V98H239ZM37 100V99H36ZM49 100V99H48ZM47 100V101H48ZM58 100H60V99H58ZM79 100H80V98H79ZM87 100V99H86ZM85 100V101H86ZM120 100V99H119ZM135 100H137V99H135ZM162 100H164L163 98H162ZM171 100V99H170ZM188 100V99H187ZM235 100V99H234ZM236 100H238V98L236 99ZM252 100L254 101V99L252 98ZM42 101V100H41ZM77 101V102H76ZM99 101H100V99H99ZM107 101V100H106ZM123 101V100H122ZM148 101V100H147ZM188 101V103H191L192 101L194 102L193 103V105L192 106H194V104H195V102L196 101H194V99L193 100H191V102H189ZM223 101H225V100H223ZM230 101V100H229ZM229 101H228V103H229ZM43 102H45V101H43ZM50 102V101H49ZM61 102V101H60ZM81 102V101H80ZM83 102V101H82ZM132 102V101H131ZM137 102V101H136ZM135 102V103H136ZM142 102V101H141ZM166 102V101H165ZM203 102H205V101H203ZM231 102H233V101H230V103ZM239 102V101H238ZM248 102V101H247ZM250 102V101H249ZM126 104H127V102H125ZM139 104H140V101L138 102ZM163 103H164V101H163ZM177 103V102H176ZM178 103H180V102H178ZM187 102L186 103H184L185 104V106H183L181 109H184V108H189L190 106H187L186 104H188ZM211 103V102H210ZM214 103V102H213ZM226 103V102H225ZM227 103V104H228ZM261 103V104H260ZM263 103V104H262ZM42 104V103H41ZM46 105H48L47 103H45ZM74 104V103H73ZM97 104H99V103H97ZM104 104V103H103ZM106 104V103H105ZM198 104H200V103H198ZM198 104H196V106H199ZM220 105H221V103H219ZM232 104V103H231ZM36 105V104H35ZM40 105V104H39ZM43 105V104H42ZM55 105H57V104H55ZM54 105V106H55ZM100 105V104H99ZM132 105H134V104H132ZM138 105V104H137ZM137 105H134V106H132V107H134V109L136 108V106ZM141 105L142 104H140V107H141ZM174 105V104H173ZM204 104H202L201 103V107L203 106ZM219 105V106H220ZM52 106V105H51ZM72 106H74L75 107V105H72ZM79 106H82V104L81 105H79ZM126 106V105H125ZM143 106H144V104H143ZM142 106V107H143ZM175 106V105H174ZM174 106H171L172 108H174ZM182 106V105H181ZM191 106V107H192ZM57 107V106H56ZM73 107V108H74ZM77 107V106H76ZM88 106H86V108H87ZM97 107V106H96ZM99 107V106H98ZM122 107H124V106H122ZM128 107V106H127ZM131 107V106H130ZM138 107V106H137ZM142 107H141V111L143 110L142 109ZM151 107V106H150ZM175 107H177V105L175 106ZM180 107V106H179ZM200 107V108H201ZM214 107V106H213ZM222 107V106H221ZM45 108V107H44ZM51 108V107H50ZM55 108V107H54ZM83 108V107H82ZM85 108V107H84ZM107 108V107H106ZM144 108V107H143ZM159 108V107H158ZM193 108V107H192ZM197 108L198 107H196L195 108V110H197ZM204 108V107H203ZM216 108V107H215ZM218 108V107H217ZM223 108V107H222ZM225 108V107H224ZM241 108V107H240ZM6 109V110H5ZM64 109V108H63ZM100 109V108H99ZM128 109V108H127ZM130 109V108H129ZM137 109V108H136ZM135 109V110H136ZM138 109H139V107H138ZM168 109V108H167ZM194 109V108H193ZM208 109V108H207ZM40 110H41V108H40ZM52 110V109H51ZM66 110V113H67V109H65ZM77 110H79V109H77ZM76 110V111H77ZM156 110H157V108H156ZM178 110V109H177ZM176 110V111H177ZM198 110H200L201 112H203L201 109H199L198 108ZM209 110V109H208ZM216 110V109H215ZM229 110V109H228ZM231 110H234V109H231ZM241 110V109H240ZM243 110V109H242ZM259 110H261V109H259ZM36 111H39V110H37L36 109ZM42 111V110H41ZM55 111H57L56 109H55ZM91 111H93V110H91ZM94 111H95V109H94ZM101 111V110H100ZM132 110H130V112H131ZM180 111V110H179ZM189 111H192L191 109L189 110ZM189 111L187 110V113H189ZM194 111V110H193ZM205 111V110H204ZM214 111V110H213ZM218 111V110H217ZM219 111H221V110H219ZM224 111V110H223ZM222 111V112H223ZM227 111V110H226ZM225 111V112H226ZM239 111V110H238ZM245 111V110H244ZM49 112V111H48ZM47 112V113H48ZM78 112V111H77ZM101 112H103V110L101 111ZM109 112H111V111H109ZM125 112V111H124ZM129 112V113H130ZM138 112V111H137ZM160 112V111H159ZM184 113H185V111H183ZM197 112V111H196ZM199 112V111H198ZM197 112V113H198ZM201 112H199L198 114H200ZM206 112V111H205ZM216 112V111H215ZM248 112V111H247ZM251 112V111H250ZM63 113V112H62ZM64 113H65V111H64ZM65 113V114H66ZM81 113V112H80ZM114 113H116V112H112V114L113 115H115ZM178 113V112H177ZM177 113H175L174 112V114L176 115ZM204 113V112H203ZM211 113V112H210ZM214 113V112H213ZM224 113V112H223ZM229 113H230V115H231V113L232 112H230L229 111ZM228 113V114H229ZM259 113V112H258ZM4 114V115H3ZM24 114H25V117L23 118L24 119V121L23 120H21V122L22 123H26L27 125H25V127H24V129H25V133H26V138L23 140V138H21V140L19 141V143L20 144H16L15 143V138L14 139H10L9 138V136H11L10 134H9V136H8V133H10V132H8L9 131V129H11V128H13V127H15L14 129H13V132H17V130H21L20 128H22V127H18V125H20V123L17 125V123L18 122H16V120L20 117V116H24ZM38 114V113H37ZM50 114V113H49ZM48 114V115H49ZM54 114V113H53ZM69 113H67V115H68ZM85 114L87 115V113L85 112ZM91 114V113H90ZM89 114V115H90ZM93 114L95 115L96 113H94L93 112ZM119 114V113H118ZM122 114V113H121ZM127 114H128V112H127ZM132 114V116H133V114H135V113H131ZM147 114V113H146ZM157 114H159V113H157ZM170 114V113H169ZM190 114V113H189ZM192 114V113H191ZM191 114H190V117H191ZM195 114V113H194ZM215 114H217V113H214V115ZM222 114V113H221ZM252 114H253V112H252ZM261 113H259V115H260ZM262 114H264V113H262ZM20 115V116H19ZM47 115V116H48ZM51 115V114H50ZM49 115V116H50ZM57 115V114H56ZM73 115V114H72ZM77 115H79V114H77ZM82 115H83V112H82ZM105 115V114H104ZM126 115V114H125ZM137 113L135 114V116H134V119L139 115H137ZM150 115V114H149ZM149 115H148V117H149ZM162 115V114H161ZM171 115V114H170ZM169 115V116H170ZM183 115V114H182ZM196 115V114H195ZM195 115H193V116H195ZM205 115V114H204ZM203 115V116H204ZM210 115V114H209ZM218 115V114H217ZM243 115V114H242ZM257 115V114H256ZM256 115H254V116H256ZM258 115V116H259ZM45 116V115H44ZM48 116V117H49ZM53 116V115H52ZM84 116V115H83ZM117 116V115H116ZM115 116V117H116ZM140 116V115H139ZM141 116H144V115H141ZM151 116V115H150ZM158 116V115H157ZM166 116V115H165ZM192 116V117H193ZM216 116V115H215ZM40 116H38V118H39ZM41 117H43V115L41 116ZM70 117V116H69ZM77 117H80V116H77ZM76 117V118H77ZM82 117V116H81ZM102 117V116H101ZM114 117V118H115ZM147 117V116H146ZM152 117V116H151ZM171 117H174L173 115H171ZM171 117H169L170 119H171ZM176 117V116H175ZM177 117H179V115L177 116ZM182 117V116H181ZM184 117V116H183ZM186 117V116H185ZM198 117H199V115H198ZM206 117H207V115H206ZM209 118H211L210 120L211 121H209V122H214V120H212V117H210V116H208ZM214 117V116H213ZM219 117H224V115H220ZM231 117V116H230ZM233 117V116H232ZM237 117V119H241L240 117L238 118V116H236L235 115V118ZM242 117V116H241ZM22 118V117H21ZM38 118H37V120H38ZM74 118V117H73ZM112 118V117H111ZM114 118H113V120H114ZM126 118V117H125ZM132 118V117H131ZM138 118V117H137ZM154 118H156V115H154ZM154 118H152V119H154ZM166 118V117H165ZM254 117H251V119H253ZM256 118H258V117H256ZM52 119V118H51ZM82 119V118H81ZM91 119V118H90ZM89 119V120H90ZM93 119V118H92ZM142 120L144 119V118H141ZM146 119V118H145ZM164 119V118H163ZM168 118H166L164 121H169V119L167 120ZM174 119V118H173ZM179 119H182V118H179ZM192 119H194L195 120V117L194 118H192ZM192 119H191V121H192ZM199 119L200 120H204V119H201V118H198V121H199ZM250 119V120H251ZM255 119V118H254ZM261 119V118H260ZM36 120V121H37ZM61 120V119H60ZM97 120V119H96ZM100 120V119H99ZM102 120L103 119H101V122H102ZM105 120V119H104ZM183 120V119H182ZM219 120V119H218ZM223 120H225V119H222L221 121V123H222V125H223ZM231 120H234V118L232 119H230V121ZM249 120V119H248ZM19 121H20V119H19ZM42 121V120H41ZM41 121H40V123H41ZM49 121H51L50 119H49ZM62 121V120H61ZM64 121V120H63ZM73 121V120H72ZM108 121V120H107ZM144 121V120H143ZM142 121V122H143ZM154 121V120H153ZM157 121V120H156ZM184 121V120H183ZM190 121V123L192 124V122ZM197 121V122H198ZM216 121V120H215ZM236 121V120H235ZM47 122V121H46ZM55 122L56 121H52V123H54V125H55ZM81 122V121H80ZM86 122H88V121H86ZM85 122V123H86ZM94 122V121H93ZM98 122V121H97ZM128 122H129V120H128ZM128 122H127V125H128ZM134 122V121H133ZM149 122H151V121H149ZM170 122H172V121H170ZM169 122V123H170ZM201 122L202 121H200V124H201ZM217 122V121H216ZM241 122V121H240ZM239 122V123H240ZM257 121H255V123H256ZM259 122V121H258ZM49 123V122H48ZM79 123V122H78ZM96 123V122H95ZM131 123V122H130ZM136 123H139L140 125L142 124V123H140V122H138V121H136ZM146 123V122H145ZM145 123H143V125L145 124ZM195 123V125H197L196 124V122H193V124ZM205 123V122H204ZM215 123V122H214ZM214 123H212V124H214ZM237 123V122H236ZM43 124V123H42ZM42 124H40V126L39 127H41V125ZM60 124V123H59ZM61 124H62V122H61ZM75 124V123H74ZM163 124H165L164 122H163ZM168 124V123H167ZM186 124V123H185ZM185 124L184 123H182L181 125H184L185 126ZM190 124V125H191ZM216 124V123H215ZM224 124H227V123H224ZM230 125H231V123H229ZM247 124V123H246ZM45 125H46V123H45ZM67 125V124H66ZM65 125V126H66ZM69 125V124H68ZM78 125V124H77ZM81 125H83V123L81 124ZM94 125V124H93ZM92 125V126H93ZM101 125V124H100ZM100 125H99V127H100ZM113 125V124H112ZM132 125V124H131ZM131 125H130V127H131ZM138 125V124H137ZM172 125V124H171ZM176 126H177V124H175ZM179 125H180V123H179ZM187 125H189V122L187 123ZM187 125H186V127H187ZM189 125V126H190ZM203 125V124H202ZM204 125H206V124H204ZM207 125H208V127H209V123H208V121H207ZM234 125H235V123H234ZM233 125V126H234ZM238 125V124H237ZM250 125H251V123H250ZM48 126V125H47ZM46 126V127H47ZM59 126V125H58ZM62 126V125H61ZM97 126V125H96ZM107 126V125H106ZM135 126H136V124H135ZM142 126V125H141ZM140 126V127H141ZM148 126H150L149 124H148ZM163 126V125H162ZM170 126V125H169ZM192 126V125H191ZM190 126V127H191ZM199 126V125H198ZM196 126L197 128H204L203 126ZM224 126V125H223ZM227 126V125H226ZM232 126V125H231ZM248 126V125H247ZM254 126V125H253ZM253 126H252V128H253ZM261 125H259L258 126V128L260 127ZM264 126V125H263ZM42 127H43V125H42ZM45 127V126H44ZM52 127V126H51ZM111 127V126H110ZM123 127H126V128H128V126H124L123 125ZM137 127V126H136ZM140 127H139V129H140ZM143 127V126H142ZM141 127V129L142 130H140V132L141 131H143L144 129ZM146 127V126H145ZM167 127V126H166ZM179 127V126H178ZM194 127L195 126H193V129H194ZM208 127H206V128H204V130L205 129H208ZM213 127V126H212ZM219 127H220V125H219ZM225 127V126H224ZM230 126H228V130L229 129H231V127L229 128ZM257 127V126H256ZM1 128V127H0ZM50 128V127H49ZM48 128V129H49ZM53 128V127H52ZM51 128V129H52ZM93 129H94V127H92ZM135 128V127H134ZM138 128V127H137ZM136 128V129H137ZM154 129H155V127H153ZM163 128H164V126H163ZM169 128V127H168ZM173 128V127H172ZM189 128V127H188ZM211 128V126L209 127V129ZM214 128H215V126H214ZM227 128V127H226ZM240 128H245L244 126H240ZM247 129H248V127H246ZM40 129V128H39ZM42 129V128H41ZM54 129H55V126H54V128H53V131H54ZM63 129V128H62ZM66 129V128H65ZM67 129H68V127H67ZM80 129V128H79ZM93 129H90V130H93ZM98 129V128H97ZM102 129V128H101ZM107 129V128H106ZM159 129V128H158ZM158 129H156V130H158ZM162 129V128H161ZM178 129H180V128H178ZM191 129V131H193L192 130V128H190ZM249 129H250V126H249ZM249 129L247 130V131H249ZM47 130V129H46ZM45 130V131H46ZM59 130V129H58ZM69 130V129H68ZM103 130H104V128H103ZM116 130V129H115ZM148 130V129H147ZM153 130V129H152ZM152 130H151V132H152ZM173 131H174V129H172ZM181 130H183V129H181ZM189 130V129H188ZM198 130H202V129H198ZM214 130H217V129H214ZM214 130H213V132H214ZM221 130H223V129H221ZM225 130V129H224ZM227 130V129H226ZM232 130H234L233 128H232ZM251 130V129H250ZM22 131H24V130H22ZM45 131H44V133H45ZM61 131V130H60ZM59 131V132H60ZM66 131V130H65ZM81 131V130H80ZM85 131V130H84ZM87 131V130H86ZM86 131H85V133H86ZM124 131V130H123ZM126 131V130H125ZM128 131V130H127ZM126 131V133H128ZM136 131V130H135ZM138 131V130H137ZM153 131H155V130H153ZM161 131H163V130H161ZM185 131V130H184ZM183 131V132H184ZM186 131H187V129H186ZM197 131V130H196ZM195 131V132H196ZM203 131V130H202ZM206 131V130H205ZM208 131H211L212 132V129L211 130H208ZM218 131V130H217ZM236 131V130H235ZM254 131V130H253ZM260 131H262V130H260ZM7 132V133H6ZM39 132V131H38ZM56 132V131H55ZM61 132H63V131H61ZM117 132V131H116ZM144 132V134L146 133L145 132V130L143 131ZM143 132H141V133H143ZM150 132V131H149ZM156 132V131H155ZM170 132V131H169ZM172 132V131H171ZM194 132V131H193ZM212 132V133H213ZM218 132H220V131H218ZM222 132V131H221ZM226 132V131H225ZM225 132H224V135H225ZM228 132V131H227ZM230 132H232V131H230ZM229 132V133H230ZM237 132V131H236ZM2 133V134H1ZM12 133V132H11ZM15 133H12V134H14V135H16ZM36 133V132H35ZM43 133V132H42ZM48 133V132H47ZM46 133V134H47ZM84 133V132H83ZM109 133H111V132H109ZM108 133V134H109ZM134 134H135V132H133ZM132 133V134H133ZM158 133H160L159 131H158ZM157 133V134H158ZM163 134H164V132H162ZM167 133V132H166ZM165 133V134H166ZM198 133V132H197ZM223 133V132H222ZM228 133V134H229ZM232 133H234V132H232ZM243 133H244V130H243ZM250 133H252L251 131H250ZM262 133V132H261ZM18 135H19V133H17ZM37 134V133H36ZM46 134H45V136H46ZM65 134V133H64ZM82 134V133H81ZM103 134H105V133H103ZM124 134H125V132H124ZM137 134V133H136ZM151 134V133H150ZM164 134V135H165ZM169 135L171 134V133H168ZM178 134V133H177ZM177 134L176 135H173V136H177ZM219 134H221V133H219ZM227 134V133H226ZM237 134V133H236ZM240 133H238V135H239ZM258 134V136H257V138H256V140L255 141H257V139H258V137L259 138H261L262 136H261V134L260 133H257ZM17 135V136H18ZM50 135V134H49ZM51 135H53V134H51ZM67 135V134H66ZM77 135V134H76ZM80 135V134H79ZM91 135V134H90ZM106 135V134H105ZM113 135H115V134H113ZM139 135H141V134H139ZM154 135H156L155 133H154ZM195 135V134H194ZM202 135H204V134H202ZM205 135H207V134H205ZM234 135H235V133H234ZM247 135H250L248 132H247V134L246 135H243V137L244 136H247ZM254 135V136H255ZM261 137H260V136ZM36 136V135H35ZM42 136L43 137H45L44 135H39L38 136V134H37V137H38V139L39 140H41V138H42ZM58 136V135H57ZM56 136V137H57ZM63 136H65V135H63ZM73 136V135H72ZM71 136V137H72ZM88 136V135H87ZM120 136V132H119V135H118V137ZM123 136V134L121 135V137ZM125 136V135H124ZM152 136V135H151ZM188 136V135H187ZM187 136H185V134H184V139H185V137L187 138ZM199 136V135H198ZM208 136V135H207ZM216 136H217V134H216V131H215V140H216ZM220 136H223L222 134L220 135ZM18 137H20V136H18ZM39 137H41V138H39ZM55 137V138H56ZM60 137V136H59ZM62 137V136H61ZM80 138L82 137V135H80L79 136ZM78 137V138H79ZM85 137V136H84ZM112 137V136H111ZM135 137V136H134ZM147 137V136H146ZM145 137V138H146ZM162 137V136H161ZM165 137V136H164ZM163 137V138H164ZM189 137V136H188ZM201 137V136H200ZM200 137H198V138H200ZM226 138V139H228V141H226V139H225V141H226V143H232V140L234 139H232V138H230V136H228V135H225V136H223V138ZM240 137H242L241 135H240ZM239 137V138H240ZM242 137V139H244ZM249 137V136H248ZM264 137V136H263ZM262 137V138H263ZM79 138V139H80ZM105 138V137H104ZM107 138V137H106ZM109 138V137H108ZM128 138V137H127ZM150 138V137H149ZM148 138V139H149ZM168 138V137H167ZM175 138V137H174ZM178 138H181V137H179L178 136ZM190 138V137H189ZM188 138V139H189ZM191 138H192V135H191ZM206 138V137H205ZM204 138V139H205ZM209 138V137H208ZM211 138V137H210ZM213 138V137H212ZM217 138H218V136H217ZM220 139H221V137H219ZM218 138V140H220ZM246 138V137H245ZM253 139L255 138V137H252ZM261 138V140H263ZM37 139V138H36ZM43 139V138H42ZM53 139V138H52ZM62 139V138H61ZM68 139V138H67ZM74 139V138H73ZM85 139H86V137H85ZM93 139V138H92ZM92 139H89L90 141L92 140ZM121 139V138H120ZM123 139V138H122ZM131 139V138H130ZM136 139V138H135ZM151 139V138H150ZM152 139H153V137H152ZM155 139V138H154ZM153 139V140H154ZM157 139V138H156ZM159 139V138H158ZM166 139V138H165ZM172 139V138H171ZM188 139H185L186 141L188 140ZM193 139V138H192ZM195 139H196V137H195ZM232 139V140H231ZM248 139V138H247ZM57 140H60V139H57ZM70 140V139H69ZM68 140V141H69ZM98 140V139H97ZM96 140V141H97ZM103 140V139H102ZM105 140V139H104ZM103 140V141H104ZM113 140H116L115 138L113 139ZM124 140V139H123ZM146 140V139H145ZM162 139H160V141H161ZM174 140V139H173ZM183 140V139H182ZM222 140V139H221ZM236 140V139H235ZM241 140V139H240ZM250 140V139H249ZM258 140H260V139H258ZM0 141V142H1ZM56 141V140H55ZM75 141H76V139H75ZM75 141H74V143H75ZM78 141V140H77ZM83 141V140H82ZM85 141V140H84ZM135 141V140H134ZM139 141V139L137 140V142ZM141 141V140H140ZM158 141V140H157ZM159 141V142H160ZM175 141V140H174ZM197 141H198V139H197ZM200 141H201V139H200ZM204 141V140H203ZM199 142V144H202V143H204V142ZM209 141V140H208ZM207 141V142H208ZM217 141V140H216ZM215 141V142H216ZM234 141V140H233ZM237 141V140H236ZM244 141H246V140H244ZM251 142H252V139L250 140ZM254 141V140H253ZM254 141V142H255ZM36 142H37V140H36ZM53 142V141H52ZM105 142V141H104ZM110 142H112V138H111V141ZM109 142V143H110ZM121 142V141H120ZM125 142H128V141H124V143ZM130 142H131V140H130ZM137 142H136V144H137ZM144 142V141H143ZM142 142V143H143ZM161 142H163V140L161 141ZM184 142V141H183ZM188 142V141H187ZM193 142V141H192ZM195 142H196V140H195ZM217 142H220V145H221V141H217ZM224 142V141H223ZM253 142V143H254ZM259 142V141H258ZM262 141H260L259 142V144L261 143ZM2 143V142H1ZM38 143H41V141L40 142H38ZM62 143V142H61ZM73 143V142H72ZM79 143H80V141H79ZM97 143V142H96ZM113 143V142H112ZM123 143V142H122ZM134 143V142H133ZM146 143V142H145ZM155 143V142H154ZM173 143V142H172ZM175 143V142H174ZM179 143V142H178ZM181 143H182V141H181ZM180 143V144H181ZM186 143V142H185ZM184 143V144H185ZM194 143V142H193ZM192 143V144H193ZM197 143V142H196ZM206 143V142H205ZM204 143V144H205ZM247 143V142H246ZM252 143V144H253ZM264 143V142H263ZM37 144V143H36ZM57 144V143H56ZM77 144V143H76ZM108 144V143H107ZM115 144H116V142H115ZM120 146H121V143H118ZM117 144V145H118ZM138 144H140L139 142H138ZM146 144H149V142H147ZM159 144V143H158ZM164 144V143H163ZM163 144H159V145H162L163 146ZM169 144H170V142H169ZM168 143H167V145H169ZM176 144V143H175ZM179 144V145H180ZM190 144V143H189ZM198 144V143H197ZM197 144H195V145H197ZM207 144V143H206ZM208 144H211V143H208ZM207 144V146H209ZM213 144V143H212ZM224 144V143H223ZM234 145H236L235 144V142L233 143ZM245 144V143H244ZM251 144V143H250ZM258 144V143H257ZM257 144H255V145H257ZM258 144V145H259ZM1 145V144H0ZM42 144H40V147H42L41 146ZM46 145H48V144H46ZM53 145V144H52ZM51 145V146H52ZM55 145V144H54ZM75 145V144H74ZM80 145H81V143H80ZM85 145V144H84ZM104 145V144H103ZM114 145V144H113ZM116 145V146H117ZM123 145V144H122ZM132 144H130V146H131ZM150 145V144H149ZM167 145H165V146H163V147H167ZM177 145V144H176ZM194 145V146H195ZM217 146H219V144H216ZM215 145V146H216ZM226 145V144H225ZM227 145H229V144H227ZM226 145V147H228ZM232 145V144H231ZM230 145V146H231ZM233 145V146H234ZM240 145V144H239ZM246 145H248L249 146V143L248 144H246ZM246 145H243L244 147H248V146H246ZM255 145H253L254 147V149L256 150L257 148H259V147H256L255 148ZM50 146V145H49ZM60 146V145H59ZM63 146V145H62ZM102 146V145H101ZM107 146V145H106ZM111 146V145H110ZM137 146V145H136ZM144 146H145V144H144ZM147 146V145H146ZM154 146H155V144H154ZM171 146H172V144H171ZM175 146V145H174ZM183 146V145H182ZM186 146V145H185ZM193 146V147H194ZM197 146H202V145H197ZM212 147H213V145H211ZM210 146V147H211ZM215 146L213 147V148H215ZM222 146L223 145H221V146H219V147H221L222 148ZM242 146V147H243ZM252 146V145H251ZM39 147V146H38ZM45 147V146H44ZM75 147H76V145H75ZM103 147V146H102ZM113 147V146H112ZM115 147V146H114ZM128 147V146H127ZM127 147H125V148H127ZM132 147V146H131ZM148 147V146H147ZM169 147H170V145H169ZM178 147V146H177ZM176 147V148H177ZM190 147V146H189ZM192 147V148H193ZM204 147V146H203ZM211 147V148H212ZM218 147V148H219ZM239 147H241V146H239ZM68 147H66V151L65 150H63L64 151V153H67V154H70V153H72L70 150H68L67 149ZM92 148H95L96 149V147H92ZM106 148V147H105ZM146 148V147H145ZM144 148V149H145ZM151 148V147H150ZM154 148H156V147H154ZM153 148V149H154ZM162 148V147H161ZM171 148V147H170ZM174 148V147H173ZM173 148H171V149H173ZM181 150H182V148H181V146L179 147ZM185 148V147H184ZM183 148V149H184ZM186 148H187V146H186ZM196 147H194L193 149H195ZM201 148V147H200ZM199 148V149H200ZM206 148H208V147H206ZM210 148V149H211ZM225 147H223V149H224ZM228 148H230V147H228ZM232 148V147H231ZM236 148V147H235ZM261 148H264V145H263V147H262V145H261V147H260V149ZM35 149H37V148H35ZM46 149V148H45ZM70 149V148H69ZM74 149H76V148H74ZM86 149V148H85ZM116 149V147L114 148V150ZM118 149H119V147H118ZM117 149V150H118ZM123 149V148H122ZM121 148H120V151L122 150ZM127 149H129V153H131L134 157L136 156V157H140L141 159H140V161L142 162H146L147 160H148V157L147 158H145V154H143L144 152H142L141 151V149L143 150V148H141V146L140 147H133L132 149L131 148H127ZM126 149V150H127ZM160 149V148H159ZM171 149H170V151H171ZM180 149H179V151H180ZM202 149V148H201ZM201 149H200V151H201ZM209 149V150H210ZM217 149V148H216ZM244 149V148H243ZM242 149V150H243ZM248 149V148H247ZM250 149V155L248 154V152L246 153V154H248L249 155V157H248V155H247V160L246 161H244L245 159H246V157H245V159L243 160V159H241L240 160V163H235V164H233L232 162H235V160H231V158H233L232 157V154H233V151L235 150H233V151H231V152H225V154H224V152L222 153H220L219 154V151H220V149H219V151H217V150H215V151H213V152H211V150H210V153L208 154V155H200V156H198L197 155V153L196 152H194L193 151V153H195L196 155H192V156H188V155H190L189 154V152L187 153V152H184V155L187 153L188 155H187V157H189L188 159L190 160H192V159H194L195 157V159L192 161L193 162V165H192V169L189 167V165L188 166H186V167H189L190 169L188 170V171H190V173H191V171L194 173V172H203L204 174H200L201 176H199V177H197V179L195 178V177H193L192 175V177L190 178V174H189V172L188 171H186L185 173H186V176L184 175L183 177H180V176H178V177H180V178H177L176 180H174V181H170L168 184H166L167 186H163V187H160L159 189L158 188H154V190L152 191V189H151V191H150V187L149 188H147L146 186L145 187H143V188H140V184H142L141 182L143 181V179H142V176L144 175V172H142L143 170H142V167H141V169L140 170H136L138 173H136V176H134L133 175V177L134 178H132V177H130V178H132V179H130L129 177V179L130 180H128L129 182H126V181H124V182H126V183H128L127 184V186H128V188H127V190H128V192H126V199L127 200H125L127 203H128V206H129V208L131 209V212L133 213V211H135L134 212V214H133V216H135V218L133 219V217H132V219H133V221H132V219L130 218V216H129V219H131L130 221L132 222V223H134L135 222V220L136 221H138L139 222V220H137V219H140V218H142V217H144V215L145 214H149L150 216H151V219L150 220H148V221H152L151 223L150 222H148V223H150L151 225H152V223H154V226H155V229H156V227H160V226H162L161 227V230H163V232H162V234L161 235H164V237H166L164 240H162V242H161V245L165 248V249H167L166 251H167V255H166V253L164 252V257L163 258H166L165 256H167V257H169L172 261H174L173 263H176V264H264V184H262L261 183V180L264 178H261V180H260V177H262V175L259 177V176H257L258 174H256L255 173V170L257 169V167L259 166V162L261 163L262 161L264 162V156H263V153H261V152H259L258 153V150L255 152V151H253V150H251V147L249 148ZM39 150V149H38ZM38 150L36 151V152H38ZM50 150V149H49ZM51 150H52V148H51ZM56 150V149H55ZM54 150V152L56 153V151ZM62 150V149H61ZM96 150H99V149H96ZM109 150H111V149H108V151ZM148 150V149H147ZM161 150V149H160ZM176 150V152H177V150L178 149H175ZM189 150H191V149H189ZM196 150H198V148L196 149ZM203 150V149H202ZM206 150H208V149H206ZM213 150V149H212ZM228 150V149H227ZM231 150V149H230ZM241 150V149H240ZM246 149H244L243 151H245ZM263 150V149H262ZM1 151V150H0ZM21 151H23V152H21ZM35 151H33V152H35ZM48 151V150H47ZM47 151H46V153H47ZM78 151V150H77ZM86 151V150H85ZM113 151V150H112ZM119 151V152H120ZM149 151H150V149H149ZM158 151V150H157ZM161 151H163V150H161ZM165 152H166V150H164ZM185 151H186V149H185ZM199 151V150H198ZM205 151V150H204ZM223 151V150H222ZM225 151H226V149H225ZM229 151V150H228ZM237 151H239L238 150V147H237ZM237 151H236V153H237ZM243 151H240V152H242V153H244L245 154V152H243ZM260 151V150H259ZM16 152H19L18 154H15ZM40 152V151H39ZM57 152H58V150H57ZM96 152V151H95ZM101 152V151H100ZM98 153V154H102V153ZM103 152H105V155H107L108 153L106 152V151H103ZM111 152V151H110ZM127 152V151H126ZM146 152V151H145ZM164 152V153H165ZM175 152V151H174ZM183 152V151H182ZM203 152V151H202ZM253 152V153H252ZM45 153V152H44ZM43 153V154H44ZM87 153V152H86ZM107 153V154H106ZM122 153H125V151L123 150V152ZM122 153H120V154H122ZM146 153H148V151L146 152ZM154 153H155V151H154ZM162 152H160L159 154H161ZM163 153V154H164ZM179 154L178 155H180L181 154V152H178ZM191 153V152H190ZM41 154V153H40ZM48 154V153H47ZM57 154H59V153H57ZM75 154H76V152H75ZM79 154V153H78ZM77 154V155H78ZM110 154V153H109ZM119 154V155H120ZM126 154V153H125ZM130 154V155H131ZM167 154V153H166ZM172 154V153H171ZM171 154H170V156H171ZM174 154H176V153H174ZM199 154V153H198ZM35 155L37 156V153H35ZM34 155V156H35ZM42 155V154H41ZM41 155H39L38 154V156H41ZM63 155H66V154H63ZM94 155V154H93ZM97 155V154H96ZM104 155V156H105ZM112 154H110L109 156H111ZM127 155H128V153H127ZM129 155V156H130ZM148 155V154H147ZM146 155V156H147ZM150 155V154H149ZM177 155V154H176ZM183 155V156H184ZM234 155H235V153H234ZM238 155V154H237ZM240 155V154H239ZM238 155V156H239ZM52 156H53V154H52ZM89 156H92V155H89ZM89 156H87V157H89ZM108 156V157H109ZM117 156V155H116ZM124 156V155H123ZM156 156V155H155ZM168 156V155H167ZM180 156H182V155H180ZM198 156V157H197ZM237 156V157H238ZM241 156V155H240ZM240 156H239V158H240ZM243 156V155H242ZM43 157V156H42ZM59 157H61V156H59ZM65 157V156H64ZM64 157H63V159H64ZM86 157V156H85ZM94 157V156H93ZM119 157V156H118ZM133 157V158H134ZM175 157V156H174ZM244 157V156H243ZM31 158V157H30ZM34 158V157H33ZM33 158H31L30 159V161L33 159ZM39 158V157H38ZM54 158V157H53ZM57 158V157H56ZM74 158H75V156H74ZM80 158V157H79ZM79 158H78V156H76V159L79 161ZM127 158V157H126ZM155 158V157H154ZM162 158V157H161ZM166 158V157H165ZM165 158H163V159H160V160H164ZM170 158H172V157H170ZM175 158H177V157H175ZM234 158H236V157H234ZM21 159V160H20ZM35 159V158H34ZM42 159V158H41ZM41 159H39V160H41ZM48 159H49V157H48ZM76 159H74V161L76 160ZM88 159V158H87ZM95 159L97 160V156H95ZM101 159V158H100ZM100 159H98V160H100ZM109 159V158H108ZM108 159H106V160H108ZM112 159H116V157L115 158H112ZM112 159H110V160H112ZM120 159H121V157H120ZM123 159H124V157H123ZM129 159L131 160V158L129 157ZM136 159V158H135ZM152 159H153V156H152ZM166 159H168L169 161H170V159L169 158H166ZM181 158H179V161H181L180 160ZM220 159H221V161H220ZM238 159V158H237ZM28 160V159H27ZM50 160V159H49ZM61 160V161H60ZM59 161L62 163L63 161H62V158L60 159ZM65 160V159H64ZM73 160V159H72ZM106 160H105V162H106ZM117 160H119L118 158H117ZM149 160H150V162L152 161L151 159H150V156H149ZM172 160H175V159H172ZM171 160V161H172ZM183 160H185V158L184 159H182V161ZM34 161V160H33ZM42 161V160H41ZM43 161H44V159H43ZM54 161V160H53ZM59 161H57V162H59ZM69 161H71V160H69ZM73 161V162H74ZM78 161H76V162H78ZM91 162H92V159L90 160ZM95 161V160H94ZM121 160H119L118 162H120ZM126 161V160H125ZM128 161V160H127ZM132 161H134V160H132ZM132 161H130V163L132 162ZM158 161V160H157ZM167 161V160H166ZM178 161V162H179ZM187 161V160H186ZM239 161V160H238ZM237 161V162H238ZM18 162V163H17ZM39 162V161H38ZM56 162V163H57ZM59 162V163H60ZM68 162V161H67ZM85 162H86V160H85ZM88 162V161H87ZM97 162V161H96ZM101 162V161H100ZM99 162V163H100ZM110 162V161H109ZM113 162V166L115 167V166H121L122 168L123 167H125V165H121V163L120 164H117V163H115V161H112ZM112 162H110V164L112 163ZM140 162V163H141ZM156 162V161H155ZM162 162H165V161H162ZM162 162H161V164H162ZM168 162V161H167ZM177 162V161H176ZM175 162V163H176ZM177 162V163H178ZM32 163V162H31ZM30 163V164H31ZM45 163V162H44ZM58 163V164H59ZM80 163V162H79ZM107 164H108V162H106ZM105 163V164H106ZM127 163V162H126ZM138 163H139V161H138ZM139 163V164H140ZM153 163V162H152ZM158 163V162H157ZM176 163V164H177ZM232 163V164H231ZM40 164V163H39ZM41 164H42V162H41ZM50 164H52V162L50 163ZM65 164H66V162H65ZM64 164V165H65ZM81 164V163H80ZM79 164V165H80ZM122 164H124V163H122ZM132 164H134L133 162H132ZM131 164V165H132ZM136 164V163H135ZM149 164V163H148ZM156 163H154V165H155ZM160 164V163H159ZM158 164V165H159ZM180 164H181V162H180ZM183 164H185V163H183ZM33 165H34V163H33ZM35 165H37V164H35ZM34 165V166H35ZM44 165V164H43ZM48 165L49 164H47V167H48ZM60 165H62L63 166V163L62 164H60ZM59 165V166H60ZM67 165V164H66ZM70 165V164H69ZM68 165V166H69ZM73 165H75V164H73ZM84 165V164H83ZM87 165V164H86ZM99 165V164H98ZM142 165V164H141ZM141 165H139V166H141ZM145 165V164H144ZM147 165V164H146ZM145 165V166H146ZM151 165V167H153V164H150ZM167 165V164H166ZM179 165V164H178ZM178 165H176V166H178ZM261 165H263V163L261 164ZM259 166V167H263V166ZM38 166V165H37ZM67 166V167H68ZM89 166H90V164H89ZM88 166V167H89ZM94 166V165H93ZM101 166V165H100ZM108 166H110V165H108ZM127 166H129V165H127ZM126 166V167H127ZM133 166V165H132ZM164 166H165V164H164ZM170 166H172V168L171 169H174V168H176V166H174L173 167V164H169V167ZM184 166V165H183ZM222 166H224L223 167V170H225V171H227V175H223L222 176V172H220V170H222ZM39 167H40V165H39ZM53 167H55V166H53ZM66 167V166H65ZM81 167H83V166H81ZM85 167V166H84ZM83 167V168H84ZM95 167H96V165H95ZM94 167V168H95ZM99 167V166H98ZM97 167V168H98ZM106 167V166H105ZM121 167H120V169H121ZM150 167V166H149ZM149 167H147V168H149ZM155 167H157V166H155ZM154 167V168H155ZM161 167H162V165H160V171L162 170L161 169ZM220 167H221V169H220ZM45 168V167H44ZM63 168V167H62ZM61 168V169H62ZM80 168V167H79ZM79 168H77L76 167V169H79ZM93 168V167H92ZM92 168H89V169H92ZM101 168V167H100ZM107 168H110V167H107ZM111 168H113L112 166H111ZM133 168H134V166H133ZM133 168H130V169H132L133 170ZM136 168V167H135ZM138 168V167H137ZM144 168V167H143ZM154 168H152V170L154 169ZM159 168V167H158ZM157 168V169H158ZM164 168H166V167H164ZM163 168V169H164ZM225 168V169H224ZM11 169H13L14 170V172H12V170ZM39 169V168H38ZM43 169V168H42ZM49 169V168H48ZM53 170H55V168H52ZM66 170H67V168H65ZM70 169V168H69ZM86 169V168H85ZM115 169H117V167L116 168H114V170ZM126 169V168H125ZM168 169H170V168H168ZM186 169V168H185ZM204 169V170H203ZM206 169H207V171H206ZM260 169V168H259ZM264 169V168H263ZM45 170H47V169H45ZM56 170H58V168L56 169ZM71 170V169H70ZM88 170V169H87ZM93 170H95V169H93ZM105 170H107V169H105ZM132 170L130 171V172H132ZM135 170V169H134ZM142 170V171H141ZM149 170V169H148ZM151 170V171H152ZM175 170V169H174ZM174 170H172L171 172L173 173V171ZM181 170V169H180ZM43 171V170H42ZM62 171V170H61ZM61 171H59L58 173H60L61 175H63V174H66L64 171H63V174L61 173ZM72 171H73V168H72ZM89 171V170H88ZM96 171V170H95ZM101 171H103V170H101ZM115 171H117V170H115ZM122 171H123V169H122ZM158 171V170H157ZM175 171H177V169L175 170ZM174 171V172H175ZM54 172V171H53ZM56 173H57V171H55ZM54 172V174H56ZM67 172V171H66ZM82 172H84V171H82ZM86 172V171H85ZM91 172H94V171H91ZM107 172V171H106ZM118 172H120V171H117V174H118ZM126 172H128V171H125L124 173H126ZM135 172V171H134ZM150 172V171H149ZM149 172H147V173H149ZM154 172H156L155 171V169H154ZM153 172V173H154ZM165 172H167V169L165 170ZM163 170H162V172H160V175H161V173H165ZM183 172V171H182ZM181 172V173H182ZM256 172H258V171H256ZM264 172V171H263ZM45 173V172H44ZM43 173V174H44ZM77 173H79V172H77ZM81 173V172H80ZM96 173V172H95ZM99 173H101V174H104L105 173V171H104V173L103 172H98V174ZM112 173H114V172H112ZM121 173V172H120ZM119 173V174H120ZM123 173V174H124ZM129 173V172H128ZM177 173V172H176ZM178 173H180V172H178ZM177 173V174H178ZM50 175H52L51 174V171H50V173H49ZM49 174H48V176H49ZM85 174V173H84ZM87 174H90L89 172L87 173ZM87 174H86V177L88 178V176H87ZM171 175V176H168V175ZM183 174V173H182ZM192 174V173H191ZM261 174V173H260ZM263 174V173H262ZM30 175V176H29ZM40 175V174H39ZM67 175H68V173H67ZM79 175H81V174H79ZM79 175H77V176H79ZM83 175V174H82ZM81 175V176H82ZM106 175V174H105ZM109 175H112L111 173H109ZM114 175V174H113ZM125 175V174H124ZM173 174H171V173H169L168 172V174H167V177H172V179H173V177H175V176H172ZM196 175V174H195ZM218 175H220V176H218ZM32 176V177H31ZM55 176V175H54ZM71 176H73L72 175V172H71ZM120 176V175H119ZM126 176H128V175H126ZM125 176V177H126ZM38 177V176H37ZM36 176H35V179L37 178ZM41 177V176H40ZM44 177V176H43ZM46 177V176H45ZM63 177H64V175H63ZM73 177H75V175L73 176ZM73 177H71V178H73ZM102 177H105L104 175L102 176ZM112 177V176H111ZM114 177V176H113ZM112 177V178H113ZM122 177V176H121ZM121 177H120V179H121ZM152 177H154L153 175H152ZM216 177H221L220 179H218L217 180V178ZM53 178V177H52ZM55 178H57V177H55ZM54 178V179H55ZM59 178L61 179L62 178V176L60 177L59 176ZM66 178V176L64 177V179ZM92 178V177H91ZM116 179H117V175H116V177H115ZM114 178V179H115ZM155 178V177H154ZM153 178V179H154ZM159 178V177H158ZM164 178V177H163ZM163 178H161V179H163ZM195 178V179H194ZM60 179H59V181H60ZM68 179V178H67ZM76 179H78V177L77 178H75V181H76ZM93 179V178H92ZM92 179H91V181H92ZM98 181H100L101 180V176H100V178L98 177ZM103 179V178H102ZM114 179H109V180H114ZM115 179V180H116ZM126 179V178H125ZM152 179V180H153ZM156 179V178H155ZM165 179V178H164ZM163 179V180H164ZM62 180V179H61ZM74 179H71L70 181H73ZM90 179H86L85 181L87 182V181H89ZM95 180V179H94ZM97 180V179H96ZM96 180L93 182L94 184H95V182H96ZM107 180H108V178H107ZM108 180V181H109ZM118 180V179H117ZM142 180V181H141ZM149 180H150V178H149ZM160 180V179H159ZM171 180V179H170ZM193 180V181H192ZM264 180V179H263ZM47 181V180H46ZM46 181H44V182H46ZM56 181H58V180H56ZM68 181V180H67ZM78 181V180H77ZM76 181V182H77ZM79 181H80V179H79ZM84 181V182H85ZM169 181V180H168ZM167 181V182H168ZM189 182L190 183V185H191V187L189 188L188 186H185V182ZM213 181H215V183H213ZM75 182V185L76 184H78V183H76ZM80 182H82V181H80ZM80 182H79V184H80ZM84 182H82V183H84ZM92 182L90 183V185L92 184ZM103 182V181H102ZM111 182V181H110ZM116 182V181H115ZM117 182H119V181H117ZM145 182H147V181H145ZM151 182V181H150ZM157 182V181H156ZM160 182L161 181H159V185H160ZM186 182V183H187ZM42 183V182H41ZM56 183V182H55ZM59 183V182H58ZM62 183V182H61ZM61 183H59V185L61 184ZM71 183V182H70ZM97 184H98V182H96ZM108 183V182H107ZM120 183H122V181L120 182ZM144 183V182H143ZM162 183H163V181H162ZM166 183V182H165ZM165 183H163V184H165ZM181 183V186L179 185ZM39 184H40V182H39ZM63 184H66V183H64L63 182ZM86 184H88V182L86 183ZM105 184V183H104ZM103 184V185H104ZM111 184V183H110ZM113 184H114V182H113ZM119 183H117L116 185H118ZM152 184V183H151ZM154 184V183H153ZM157 184V183H156ZM155 184V185H156ZM188 184V183H187ZM72 185V184H71ZM89 185V184H88ZM102 185V186H103ZM112 185V184H111ZM150 185V184H149ZM42 186V185H41ZM70 186V185H69ZM77 186V188L79 187L78 185H76ZM75 186V187H76ZM82 186V185H81ZM102 186H101V188H102ZM105 186H106V188H107V184H105ZM113 186V185H112ZM48 187V186H47ZM52 187V186H51ZM59 187V186H58ZM64 187V186H63ZM62 187V188H63ZM73 187V186H72ZM84 187V186H83ZM97 187V186H96ZM180 187V188H179ZM76 188V189H77ZM81 188V187H80ZM87 188V187H86ZM86 188H84L83 190L84 191H86L87 189ZM92 188H94L93 187V184H92V187L91 188H89V190H90V195L88 194H86L87 196H91L92 194H97L95 191H93V189ZM115 188H116V186H115ZM117 188H119L118 186H117ZM116 188V189H117ZM39 190H40V188H38ZM54 189V188H53ZM52 189V190H53ZM71 189V188H70ZM98 189H99V187H98ZM107 189H110V188H107ZM107 189H103V190H107ZM111 189H112V187H111ZM110 189V190H111ZM158 189V190H157ZM38 190V191H39ZM45 190H47V189H45ZM72 190H73V188H72ZM102 190V191H103ZM113 191H114V188L112 189ZM179 190V191H178ZM35 191H37V190H35ZM38 191H37V193H38ZM42 191H44V190H42ZM62 191V190H61ZM63 191H65V189L63 188ZM62 191V192H63ZM71 191V190H70ZM92 191L94 192V193H92ZM98 191V190H97ZM117 190H115V192H116ZM56 192V191H55ZM66 192L67 191H65V194H66ZM78 192H79V194H80V191H77V194H78ZM104 192V191H103ZM103 192H101V193H103ZM118 192V191H117ZM122 192H124V190L122 191ZM39 193H41L42 194V192H39ZM47 193V192H46ZM60 193V192H59ZM69 194H70V192H68ZM73 193H74V190H73ZM81 193H84V192H81ZM100 193V194H101ZM105 193V192H104ZM107 193H108V190H107ZM106 193V194H107ZM125 193V192H124ZM49 194H51V193H49ZM55 194H57V198H59L58 197V193H55ZM72 194V193H71ZM75 194H76V192H75ZM99 194V195H100ZM111 194H113V193H111ZM47 195V194H46ZM53 195H54V193H53ZM60 195V194H59ZM82 195V194H81ZM85 195V196H86ZM108 195V194H107ZM110 195V194H109ZM119 195V194H118ZM36 196H38V195H36ZM43 196H44V193H43ZM42 196V197H43ZM48 196V195H47ZM46 196V197H47ZM70 196H74V195H69V197ZM79 196V195H78ZM94 196H96V195H94ZM103 196V195H102ZM105 196V195H104ZM120 196V195H119ZM32 197V196H31ZM33 197H35V196H33ZM42 197H41V199H42ZM45 197V196H44ZM52 197H56V195L55 196H52ZM51 196H50V198L49 199H47V198H45V199H47V201H46V203L45 204H48V200H51V198H52ZM65 197H67V195L65 196ZM65 197H64V199H65ZM68 197V200L70 199L71 200V198H72V200H73V197H71V198H69ZM75 197H76V195H75ZM110 198H111V196H109ZM123 197V196H122ZM122 197H119V198H121L122 199ZM56 198V199H57ZM63 198V197H62ZM61 198V199H62ZM98 198V197H97ZM101 199L103 198V197H100ZM100 198H98V199H100ZM105 198V197H104ZM108 198V197H107ZM113 198V197H112ZM111 198V199H112ZM115 198V197H114ZM124 198V197H123ZM35 199H37L36 197H35ZM34 199V200H35ZM39 199V198H38ZM44 199V200H45ZM60 199V200H61ZM77 199V198H76ZM85 198H83V200H84ZM88 199H90V198H88ZM87 199V201H89ZM91 199H92V196H91ZM90 199V202L91 201H93V200H91ZM98 199L96 200H94L93 202H95V205L97 206V204H98V202H96V201H98ZM31 200H33V199H31ZM106 200V199H105ZM109 200V199H108ZM118 200H120V199H118ZM43 201V200H42ZM42 201H40V202H42ZM52 201V200H51ZM58 201V200H57ZM77 201V200H76ZM78 201H80V200H78ZM85 201V200H84ZM117 201V200H116ZM61 202V201H60ZM64 202V201H63ZM67 201L65 200V203H66ZM69 202H71V201H69ZM68 202V203H69ZM74 202V201H73ZM73 202H71L70 204H72ZM115 202V201H114ZM118 202V201H117ZM126 202H124V203H126ZM29 203H31V202H29ZM33 203H34V201H33ZM32 203V205H34ZM42 203H44V202H42ZM58 203V202H57ZM75 203V202H74ZM77 203V202H76ZM79 203H82V202H79ZM89 203V202H88ZM92 203V202H91ZM97 203V204H96ZM102 203V202H101ZM104 203V202H103ZM116 203V202H115ZM50 204V203H49ZM49 204L48 205H46V206H48L47 208H49ZM58 204H61V203H58ZM83 204H84V202H83ZM114 204V203H113ZM120 203H118L117 205H119ZM64 205V204H63ZM67 204H65V206H66ZM73 205V204H72ZM72 205H71V207H72ZM80 205V204H79ZM85 205V204H84ZM83 205V206H84ZM88 205H91V206H93L92 204H88ZM94 205V206H95ZM99 205V204H98ZM100 205H102V204H100ZM117 205H115V206H117ZM41 206V205H40ZM58 206V205H57ZM61 207H62V204L60 205ZM64 206V207H65ZM69 206V207H68ZM67 207H68V209H72L73 210V208H71L70 207V205H68ZM74 206V205H73ZM77 206V205H76ZM90 206V207H91ZM95 206V207H96ZM124 206V205H123ZM127 206V205H126ZM33 206H31V208H32ZM75 207V206H74ZM89 207V208H90ZM100 207V206H99ZM98 207V208H99ZM102 207H104V206H102ZM112 207V206H111ZM34 208H35V206H34ZM34 208L32 209V210H34ZM78 208V207H77ZM80 208L82 209V207L80 206ZM79 208V209H80ZM92 208H94V207H92ZM92 208H90L89 209V211L92 209ZM97 207L95 208L96 210L98 209ZM101 208V207H100ZM116 208H119V206L118 207H116ZM122 208H125V206L124 207H122ZM121 208V206H120V210L122 209ZM38 209V208H37ZM37 209H35V210H37ZM65 209V208H64ZM67 209V208H66ZM65 209V210H66ZM75 209H76V207H75ZM112 208H110V210H111ZM118 209V210H119ZM34 210V211H35ZM48 210V209H47ZM64 210V211H65ZM72 210H71V213H73L72 212ZM84 210V209H83ZM85 210H86V208H85ZM93 210V209H92ZM101 210V209H100ZM99 210V211H100ZM104 210V208H102V211ZM116 210V209H115ZM114 210V212L116 213V211ZM42 211V210H41ZM45 210H43V212H44ZM63 211V212H64ZM69 212H70V210H68ZM67 211V212H68ZM75 211V210H74ZM79 211V210H78ZM81 211V210H80ZM79 211V212H80ZM94 211V210H93ZM105 211V210H104ZM36 212H38V211H36ZM35 212V213H36ZM61 212H62V210H61ZM83 212V211H82ZM88 212V211H87ZM101 212V211H100ZM121 212V211H120ZM122 212H124V210L122 211ZM121 212V213H122ZM127 211H125L124 213H126ZM131 212H129L130 214H131ZM34 213V214H35ZM66 213V212H65ZM70 213V214H71ZM81 213V212H80ZM94 213V212H93ZM104 213V212H103ZM124 213H122L121 215L122 216H120L119 218H121V217H125L126 215H124L123 216V214ZM38 214V213H37ZM42 214V213H41ZM61 214V213H60ZM85 215H86V213H84ZM83 214V215H84ZM36 215V214H35ZM46 215H48V214H46ZM69 215V214H68ZM77 215H79V213H77ZM76 215V216H77ZM84 215V216H85ZM91 215V214H90ZM118 215V213H116V216ZM37 217H38V215H36ZM44 216V215H43ZM62 216V215H61ZM80 216H81V214H80ZM91 216H95L94 214L93 215H91ZM102 216V217H103ZM149 216V217H150ZM40 217V216H39ZM58 217H60L59 216V214H58ZM58 217L56 218L55 217V219L57 220L58 219ZM63 217H64V215H63ZM66 217V216H65ZM69 217V216H68ZM74 217V216H73ZM88 217H89V215H88ZM98 217V216H97ZM101 217V216H100ZM146 217H148V215L146 216ZM44 218H46L45 216H44ZM54 218V217H53ZM70 218V217H69ZM68 218V219H69ZM83 218V217H82ZM85 218V217H84ZM90 218V217H89ZM94 218V217H93ZM113 218V219H112ZM40 219V218H39ZM38 219V220H39ZM61 219V218H60ZM71 220L72 219H75V218H70ZM86 219V218H85ZM118 219V218H117ZM124 219V218H123ZM120 220V221H124V220ZM126 219V218H125ZM128 219V218H127ZM125 220V222H127V221H129V219L128 220ZM35 220V221H34ZM40 220H42V219H40ZM44 220H46V219H43V221ZM50 220V219H49ZM56 220H55V222H56ZM67 220V219H66ZM71 220H69V221H71ZM79 220H81V219H79ZM145 220V219H144ZM52 221H54V219H52ZM65 220H63V222H64ZM78 221V220H77ZM83 221V220H82ZM81 221V222H82ZM142 221V220H141ZM45 222V221H44ZM46 222L48 223V221L46 220ZM59 222V221H58ZM72 222H73V220H72ZM130 222V223H131ZM41 223V222H40ZM53 223V222H52ZM64 223H66V222H64ZM63 223V224H64ZM67 223H70V222H67ZM80 223V222H79ZM141 223V222H140ZM62 224V225H63ZM72 224V223H71ZM125 224V223H124ZM134 224H136V223H134ZM143 224V223H142ZM140 225L139 227H138V229L141 227V226H143V225ZM144 224H146V223H144ZM61 225V226H62ZM66 225V224H65ZM77 225V224H76ZM126 225H128V224H126ZM136 225H138V224H136ZM136 225H134V226H136ZM151 225H149L150 227H153V226H151ZM59 226V225H58ZM132 226V225H131ZM131 226H130V228H131ZM134 226H133V228H134ZM52 227V226H51ZM57 227V226H56ZM145 227H148V225L147 226H145L144 225V228ZM158 227V228H159ZM53 228H54V225H53ZM60 228V227H59ZM76 228V227H75ZM157 228V229H158ZM71 229V228H70ZM128 229V230H127ZM135 229V228H134ZM147 231H149V232H151L150 231V229L148 230L147 228H145ZM156 229V230H157ZM130 230V231H129ZM142 231L144 230L143 228L141 229ZM146 230H145V232H146ZM154 230V229H153ZM155 230V231H156ZM161 230H158V231H160L161 232ZM78 231H80V233H78ZM84 231V230H83ZM137 232V231H136ZM157 232V231H156ZM138 233V232H137ZM136 233V234H137ZM148 233V232H147ZM147 233H146V235H147ZM154 233V232H153ZM152 233V234H153ZM83 234V235H82ZM143 234V233H142ZM128 235H132V236H130L129 237V240L126 242L127 244H124L123 245V243L125 242V238L128 236ZM154 235V234H153ZM158 235V234H157ZM136 236V235H135ZM142 236H144V235H142ZM149 236V235H148ZM151 236V235H150ZM155 236V235H154ZM153 236V237H154ZM158 236H160V235H158ZM140 237V236H139ZM138 237V238H139ZM146 238V237H145ZM158 238V237H157ZM135 239H137L136 237H135ZM134 239V240H135ZM143 239L144 238H141V242H143ZM147 239V238H146ZM148 239H150V238H148ZM154 239H156V238H153V241L154 242H156V240H154ZM159 239H162V238H159ZM145 240V239H144ZM150 240H152V238L150 239ZM133 241V240H132ZM159 241V240H158ZM156 242V243H158L159 244V242ZM135 242V241H134ZM133 242V243H134ZM139 242V241H138ZM145 242H147V240H145ZM151 242V241H150ZM149 242V243H150ZM152 243V244H154V247H155V243ZM122 243V245H120ZM137 243V242H136ZM148 243V242H147ZM147 243H146V245H147ZM157 244V245H158ZM159 246H160V244H159ZM158 247V246H157ZM155 249V248H154ZM162 250V249H161ZM123 251H125V253L123 252ZM152 252H153V248H152V250H151ZM157 251V250H156ZM159 252H161L160 251V248H159V250H158ZM165 251V250H164ZM120 252H123L124 254H125V257L124 258H119V255H117V254H120ZM123 253H122V256H123ZM161 253H163V251L161 252ZM160 253V254H161ZM159 253H157V255H158ZM152 255V253L150 254V256ZM156 255V254H155ZM149 256V255H148ZM154 256V255H153ZM162 255H160V259L162 258L161 257ZM159 257V256H158ZM147 258H149V257H147ZM147 258H145L146 260H147ZM151 258V257H150ZM162 258V259H163ZM143 259H144V257H143ZM144 259V260H145ZM167 259V258H166ZM145 260V261H146ZM151 260V259H150ZM154 260H155V258H154ZM156 260H158V259H156ZM144 261V262H145ZM159 262H160V260H158ZM147 262V261H146ZM161 262H164V259L163 260H161ZM168 262H170V261H167V264H168ZM152 264H154L153 263V261L151 262ZM165 263V262H164ZM171 263V262H170ZM169 263V264H170ZM173 263H171V264H173ZM139 264V263H138ZM140 264H143L142 262L140 263ZM144 264H146V263H144ZM148 264V263H147ZM160 264V263H159Z\"/></svg>", "mask_w": 264, "mask_h": 264}]
</instances>
